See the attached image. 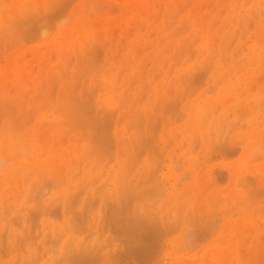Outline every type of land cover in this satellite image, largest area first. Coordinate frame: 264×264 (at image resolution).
Returning a JSON list of instances; mask_svg holds the SVG:
<instances>
[{
	"label": "bare ground",
	"instance_id": "bare-ground-1",
	"mask_svg": "<svg viewBox=\"0 0 264 264\" xmlns=\"http://www.w3.org/2000/svg\"><path fill=\"white\" fill-rule=\"evenodd\" d=\"M5 1L7 2H9L11 5H8V7H6V4H5ZM4 1V4L5 5H3V3H2V5H3V8H0V41H1V45H3L5 42H7L8 43V45H10L9 44V42H11L12 40V45L14 44L13 42H15V39H19V40H21V44L23 43V45L24 44H26V42L28 43L29 41H27V39H26V37H29L28 38V40H30V42H31V37L33 38V39H35V41H36V38L38 39V40H40V37L41 36H44V34H46V32H47V30L49 31V28H50V23H51V25L53 24V23H55V27L57 26V24L59 25V26H61L62 27V25L61 24H63L62 22V18H63V20L65 19L64 17H65V15L67 14V16H68V13H66V12H68V8L70 7H72V5L70 6L69 4H71L72 3V1L73 0H70L71 1V3H69V2H67V0H60V1H57L58 3L59 2H62V4L64 5V4H68V6L65 8L64 6H62L61 5V3H59V6H57V10L59 9V11H60V13L58 14L57 12L58 11H54V9H53V11H54V13H53V11H52V13H50L51 14V16H53V18H55L56 20L59 18V16H61V18H59L57 21L55 20V22L53 21V19H52V17L50 18V14L49 13H47V8H46V10H41V9H43L44 7H42V6H40L39 4H41V1H40V3L38 4V1L39 0H35L36 2L34 3V0H32V1H30V0H5ZM75 1V0H74ZM81 0H79V2H80ZM88 1V2H87ZM86 2L89 4L90 3V1L91 0H87ZM95 1V0H94ZM96 1H98V0H96ZM133 2H134V0H132ZM136 1V0H135ZM139 1V0H138ZM138 1H136V2H138ZM177 1V0H176ZM186 2H184L183 4L181 3V5H180V3L179 4H177V5H180L181 7H179V6H177V9H178V7L179 8H182V9H184L183 7H184V5L186 6L187 5V3L188 4H190V2H189V0L187 1V0H185ZM210 1V0H209ZM242 2V0H236L235 2H237V4L236 5H238L239 3L238 2ZM244 1V0H243ZM247 1V0H246ZM257 1V0H256ZM1 2H2V0H0V4H1ZM51 2V1H50ZM49 2V3H50ZM56 2V3H57ZM67 2V3H66ZM133 2H131V3H133ZM135 2V3H136ZM168 2V1H167ZM211 2V1H210ZM213 2V1H212ZM212 2H211V4H212ZM225 2V1H224ZM226 2H228V1H226ZM225 2V3H226ZM233 2V1H232ZM42 3L44 4V3H46L45 2V0H44V2L42 1ZM55 3L54 1L53 2H51V5L53 6V4ZM56 3L54 4V5H56ZM75 3V2H74ZM130 3V4H131ZM134 3V4H135ZM159 3H160V7H161V3L162 2H160L159 1ZM218 3V2H217ZM231 3V0H230V2H229V4ZM256 3V2H255ZM76 4V3H75ZM97 4V3H96ZM138 4V3H137ZM137 4H136V6H137ZM140 4V3H139ZM138 4V7H137V9L139 8H142V6H143V4H142V6H140ZM227 4V3H226ZM228 4V6H230ZM2 5L0 6V7H2ZM47 5V4H46ZM50 4L49 5H47V6H50V8H52V6H51ZM61 5V6H60ZM74 5V4H73ZM79 5V4H78ZM84 5V4H83ZM86 5V4H85ZM90 5H91V7H92V5H93V3H90ZM156 5V4H155ZM169 5V4H168ZM168 5H167V10H168ZM171 5V7H172V9L174 8L173 6H172V4H170ZM202 5H204V4H202ZM209 5V4H208ZM224 5V4H223ZM233 5H234V9L233 10H237L236 9V5L233 3ZM233 5H231V6H233ZM249 5V4H248ZM254 5V4H253ZM5 6V7H4ZM136 6L134 7V5H132V6H130V9H131V7H134V8H136ZM158 6V7H159ZM239 6V5H238ZM244 6L246 7V3H244ZM243 6V7H244ZM250 6L252 7V9H254L253 7L254 6H256V4L254 5V6H252L251 4L249 5V9H250ZM262 6H264V2H263V5ZM46 7V6H45ZM53 7H56V6H53ZM59 7H61V8H59ZM63 7L65 8V12L64 11H62L63 10ZM79 7V6H78ZM95 7V6H94ZM93 7V8H94ZM153 7V6H152ZM154 7H156V6H154ZM159 7V8H160ZM203 7V6H202ZM242 7V6H241ZM240 7V8H241ZM248 7V6H247ZM34 8L35 9H38V14H37V11L36 10H34ZM70 8H69V10H70ZM88 8H89V6H88ZM146 8H147V6H146ZM226 8V5H225V7H224V9ZM230 8V7H229ZM227 9V10H230V9ZM258 8V9H257ZM67 9V10H66ZM74 9V8H73ZM85 9H86V7H85ZM85 9H83V11H82V13L84 12L85 14L84 15H86V14H88V15H90V8L89 9H87V12H86V10ZM126 9H128L127 7H126ZM130 9H128V10H130ZM149 8H147V10H148ZM170 10H171V8H169ZM176 9V8H175ZM175 9H173V11L176 13H174L173 11V13H170V11H169V14L172 16V17H170V15H169V17L170 18H172V21H174L175 19H178L179 18V16L176 18H174L173 16L175 15H178L181 11H182V9H176V11H175ZM197 9V8H196ZM200 9V8H199ZM223 9V10H224ZM244 9V11H247L245 8H243ZM55 10H56V8H55ZM79 11H80V9H78ZM85 10V11H84ZM100 10V9H99ZM98 10V11H99ZM124 10H125V8H124ZM124 10H123V12H124ZM128 10H127V12H128ZM143 11H144V8L142 9ZM160 10V9H159ZM166 10V11H167ZM189 10H191V8L189 9ZM194 10H195V7H194ZM201 10H202V8H201ZM218 10V9H217ZM222 10V11H223ZM31 11H32V13H31ZM40 11H41V13H40ZM47 15V18L45 17V16H42V15H45L43 12ZM46 11V12H45ZM50 11V10H49ZM48 11V12H49ZM77 10L75 9V12H76ZM126 11V10H125ZM134 11H135V9H134ZM140 11H141V9H140ZM156 11V10H155ZM154 11V12H155ZM183 11H185V10H183ZM200 11V10H199ZM221 11V10H220ZM242 11V10H241ZM249 11V10H248ZM253 12H254V14L256 13V15L258 14V15H260V14H262V12L264 11H261V2H260V5H259V7L258 6H256V10H252ZM72 12V9H71V11L69 12V13H71ZM75 12H73V14H76ZM123 12H121V13H123ZM142 12V11H141ZM192 10H191V14H192ZM195 12H196V10H195ZM230 12V11H229ZM257 12H259V13H257ZM39 13L41 14V19H40V17L38 16L39 15ZM55 13H57L58 15L56 16V14ZM65 15H64V14ZM133 13H135V12H133ZM144 13V12H143ZM142 13V14H143ZM150 13V12H149ZM157 13H159V11L157 10ZM157 13L155 14H153V12H152V15H154L155 17H157L158 15H157ZM166 13V12H165ZM182 13V12H181ZM184 13H186V12H184ZM184 13H182L183 14V16H184ZM216 13H217V11H216ZM228 13V12H227ZM227 13H226V15H227ZM238 14H239V12H237ZM250 13H251V11H250ZM31 14H33V15H31ZM36 14V15H35ZM52 14H54V15H52ZM64 15V17H62L63 15ZM132 14V13H131ZM172 14H174V15H172ZM220 14H221V12H219V17L220 18H222L221 16H220ZM229 14V13H228ZM243 14H245L244 12H243ZM243 14L242 15H240V17L242 18V17H244L242 20L240 19V17H239V19L243 22V20H244V25H246L245 26V30L243 31L244 32V34H246L245 33V31L246 32H248V30L250 29H248V27H251V21H252V19L250 20L249 19V17L247 16V14H245L244 16H243ZM254 14H252V16H254L255 17V15ZM48 15H49V19H48ZM84 15H82V16H84ZM135 15V14H134ZM143 15H145V14H143ZM151 14H149V16H150ZM151 15V16H152ZM161 15V14H160ZM189 15V14H188ZM200 15H202V14H200ZM205 15V17H208V15H206V14H204ZM216 15V14H215ZM230 16L232 15V13L231 14H229ZM228 15V16H229ZM258 15H257V18H258ZM73 16V15H72ZM72 16H69L70 18L72 17ZM132 16H133V14H132ZM137 16V15H136ZM147 16V15H146ZM145 16V17H146ZM153 16V17H154ZM210 16V15H209ZM239 16V15H238ZM237 16V17H238ZM35 18L36 20H38V18L40 19L39 21L40 22H36V20H35V23H37V24H35V23H33V24H35V25H32L31 27H37V28H35L34 30H32V28L30 27V30H32V31H29V33L28 32H26V28L29 26V25H31L32 24V18ZM86 17H87V15H86ZM127 17V16H126ZM124 18L123 19V22H125L124 20L125 19H128V18ZM148 17V16H147ZM165 16H163V18H164ZM195 17V15L193 16V18ZM205 17H203L202 16V18H205ZM213 17H214V12H213ZM212 17V19H214ZM226 17V16H225ZM234 19H235V13H234V15L232 16ZM42 18H44V20H45V18H46V20L47 21H45L46 23L48 22V20H50V22L49 23H47V25H45V26H43V23H44V21H42ZM68 17H66V19H67ZM82 18V20H83V17H81ZM107 18H109V17H107ZM106 18V19H107ZM136 18V17H135ZM162 16H161V22H162ZM182 18V17H181ZM184 18V17H183ZM196 18H199V17H196ZM200 18H201V16H200ZM215 18H216V16H215ZM220 18H218V20L220 19ZM229 18V17H228ZM232 18V19H233ZM248 18V19H247ZM256 18V17H255ZM262 18V17H261ZM32 19V20H31ZM69 19V18H68ZM100 19V18H99ZM99 19H93L92 21H94L95 23H100L102 20H103V16H102V18L100 19V22L98 21L97 22V20H99ZM139 19V18H138ZM150 19H152L151 17H150ZM154 19V18H153ZM156 19V18H155ZM158 19H159V16H158ZM174 19V20H173ZM186 19V22H180V24H181V26L179 25V24H175V25H179V28L177 29V30H179V33L177 32V30H176V32H175V35L178 33V34H180L181 33V35H182V32L183 33H185L186 32V30L188 29V28H190L191 26H190V20H188L187 18H185ZM185 19H184V21H185ZM232 19H231V23L234 21V19H233V21H232ZM248 20V22H246L247 20ZM260 19V18H259ZM259 19H257V20H259ZM264 19V18H263ZM53 21V23H52V21ZM79 20V19H78ZM78 20H77V22H78ZM91 20V19H90ZM144 20V19H143ZM142 20V21H143ZM160 20V19H159ZM179 20V19H178ZM188 20V21H187ZM192 20V19H191ZM200 20V19H199ZM220 20H222V19H220ZM256 20V21H257ZM261 20V19H260ZM62 21V22H61ZM86 21V20H85ZM104 21V20H103ZM111 21H113V20H111ZM110 21V22H111ZM141 21V22H142ZM164 21V20H163ZM165 21H166V19H165ZM169 21V20H168ZM171 21V20H170ZM169 21V22H170ZM183 21V20H182ZM194 21V20H193ZM196 21V20H195ZM194 21V23H195V25H198V26H200V21H199V23L197 24L196 22ZM210 21V20H209ZM214 21H216L215 19H214ZM227 22V20L225 21V20H222V22ZM228 21H229V19H228ZM73 22V21H72ZM75 22V21H74ZM77 22H75V23H77ZM133 22V21H132ZM128 23V25H130V24H132L133 25V23L135 24V23H137L138 22V20L136 21V22H133V23ZM140 22V21H139ZM148 22V21H147ZM160 22V23H161ZM179 22H177V23H179ZM211 22V21H210ZM217 22V21H216ZM221 22V23H222ZM224 22H223V24H224ZM238 22V21H237ZM240 22V21H239ZM259 22H262V20L261 21H259ZM31 23V24H30ZM41 23L42 25H40V26H37V25H39V24ZM67 23H69V22H67ZM74 23V24H75ZM79 23V22H78ZM102 24L104 23V22H101ZM112 23V22H111ZM167 23V22H166ZM173 23V22H172ZM215 22H213V24H214ZM234 23V22H233ZM246 23V24H245ZM258 23V22H257ZM257 23H255L256 24V26H257ZM263 23H264V20H263ZM262 23V24H263ZM27 24V25H26ZM49 24V25H48ZM72 24V23H71ZM71 24H67L68 25V27L65 29V30H62V31H59V32H57L56 33V38L59 40L60 38H62V37H64V36H69V37H71V39H70V41L69 42H67L68 41V39H66V37H64L63 39H64V42H65V49H66V47L68 48L69 46H70V48H71V46L72 45H67V44H69V43H71L74 39H78V38H82L84 35H85V33H78V34H76V36L74 35V37H72L73 36V34H71V36H70V33H73V31L71 30L72 29V25ZM83 24L85 25V24H87V22H83ZM94 24V23H93ZM145 24V23H144ZM162 24H163V22H162ZM169 24V23H168ZM171 24V23H170ZM189 24V25H188ZM228 23H226L225 25H227ZM243 24V23H242ZM250 26H249V25ZM54 25V24H53ZM51 26V28L52 27H54V26ZM80 25V24H79ZM78 25V26H79ZM100 25V24H99ZM98 25V26H99ZM104 25H106V24H104ZM104 25H102L103 27H104ZM125 25V27L127 28V29H129L130 31H132L135 27H137V26H135V27H133V29L131 30V28H128L127 26H126V23L124 24ZM138 25V24H137ZM143 25V24H142ZM150 25H152V24H150ZM183 25V26H182ZM187 27H186V26ZM192 25V24H191ZM195 25H194V27H195ZM218 25V24H217ZM224 25V28L226 27ZM230 25V24H229ZM259 25V27L257 26V31H256V33L258 34H256L257 36H258V38H257V40L259 39V41H260V43H259V47H258V49L256 50L255 49V47L253 46L252 48H250V50L252 49L253 51L254 50H256L253 54L256 56V53H257V65H256V68H258V69H256L257 71H259V72H263L264 73V54H263V56H262V63H261V61H260V54H262L263 52H264V33L262 32V31H264V24H263V27H262V25H261V23L260 24H258ZM26 26V27H25ZM49 26V27H48ZM66 26V25H65ZM77 26V27H78ZM86 26V25H85ZM89 26V25H88ZM97 26V25H96ZM110 26V25H109ZM144 26V25H143ZM153 26H155V25H153ZM162 26V25H161ZM171 26V25H170ZM170 26H168V28L170 27ZM190 26V27H189ZM193 26V25H192ZM221 26V25H220ZM238 26H239V24H238ZM21 27H23L24 29H22V31L24 30L25 32H22L21 31ZM33 27V28H34ZM54 27V28H55ZM93 27V26H92ZM94 27H95V25H94ZM140 27V26H139ZM138 27V28H139ZM156 27V26H155ZM154 27V28H155ZM163 27V28H162ZM161 28L164 30V26H162ZM181 27V28H180ZM193 27V28H194ZM202 27H204V24H203V26ZM201 27V28H202ZM207 27H208V25H207ZM218 27H219V25H218ZM236 27H237V24H236ZM243 26H241V28H242ZM261 27L263 28L262 30H261ZM50 28V30H52ZM57 28V27H56ZM65 28V27H64ZM75 28V27H74ZM110 28V27H109ZM142 28V27H141ZM151 28H152V26H151ZM160 28V29H161ZM185 28H187L186 30H185ZM200 28V29H201ZM220 28H222V27H220ZM219 28V29H220ZM235 28V27H234ZM252 28H253V26H252ZM26 29V30H25ZM28 29H29V27H28ZM78 29V28H77ZM81 29V26L79 27V30ZM85 29V28H84ZM113 29V28H112ZM124 28L122 27V30H123ZM159 29V28H158ZM170 29H172V28H170ZM182 29V30H181ZM208 29H209V27H208ZM208 29H206L207 30V33H208ZM211 29H212V24H211ZM211 29H209V32L211 31H213L214 30V27H213V29L211 30ZM86 30V29H85ZM84 30V31H85ZM102 31V29L100 28L99 29V31ZM104 30H105V28H104ZM109 30V29H108ZM126 30V29H125ZM139 30H140V28H139ZM148 30V26H147V29H146V31ZM168 30V29H167ZM166 30V31H167ZM196 30H197V28H196ZM202 30V29H201ZM218 29L216 28V30H214V31H217ZM236 30V29H235ZM239 30V29H238ZM238 30H237V32H238ZM28 31V30H27ZM54 31V30H53ZM53 31H52V33H53ZM72 31V32H71ZM82 31V30H81ZM80 31V32H81ZM91 31V30H90ZM113 32H116V30L114 31V30H112ZM130 31L129 32H126V33H128V34H130ZM150 31V30H149ZM153 31V30H152ZM185 31V32H184ZM188 31V30H187ZM190 31H191V29H190ZM190 31H188V32H186L187 33V35L186 36H190L193 32V30L191 31V33H190ZM194 31H195V29H194ZM197 31H200L199 29L197 30ZM221 31V29L218 31L219 32V34H221L222 33V31ZM226 31V33L225 34H223V37H224V35L226 36V39L227 40H225V39H223V40H225V41H223L224 43H228L229 45H230V43L232 44V42L235 40V37H237L236 35L234 36H232V34H230V32H228L229 31V29H228V31L227 30H225ZM253 30H251V32H252ZM255 31V30H254ZM253 31V32H254ZM83 32V31H82ZM107 32V31H106ZM120 32V31H119ZM133 32V31H132ZM227 32H228V34H227ZM232 32V31H231ZM104 33V32H103ZM111 33V32H110ZM123 33H124V31H123ZM151 33V34H150ZM156 33H158V32H156ZM188 33H190V34H188ZM197 33V32H196ZM204 33V32H203ZM207 33H205V35H207ZM214 33H216V35H217V32H214ZM236 33V31L233 33V34H235ZM101 34H102V32H101ZM115 33H113V35H114ZM118 34V33H117ZM117 34H115L114 35V37L112 36L111 37V39H110V41L111 40H115V37H116V35ZM132 34V33H131ZM152 34H154L153 32H149V35H147V36H150V35H152ZM198 34V33H197ZM227 34V35H226ZM237 34V33H236ZM243 34V33H242ZM243 34V35H244ZM253 34V33H252ZM32 35V36H31ZM49 35H50V37L51 36H53L52 34H50V32H49ZM49 35H46V37H49ZM107 35H109V33H107ZM106 35V36H107ZM119 35V34H118ZM124 35L126 36V34L124 33ZM145 35H146V33L144 32V37H145ZM158 35V34H157ZM169 35V34H168ZM168 35H165V37H169ZM180 35V36H181ZM184 35V34H183ZM193 35H194V33H193ZM209 35V34H208ZM242 35V36H243ZM247 35V34H246ZM250 35V34H249ZM263 35V36H262ZM19 36V37H18ZM20 36H21V38H22V36H23V39H21L20 38ZM31 36V37H30ZM97 36V35H96ZM101 36V35H100ZM124 36V37H125ZM141 36H142V34H141ZM141 36H139L140 37V39H141ZM153 36V35H152ZM151 36V37H152ZM156 36V35H155ZM173 36V35H172ZM179 36V35H178ZM210 36V35H209ZM212 37L213 36H215V34H213V35H211ZM227 36H229V38L227 37ZM253 36V35H252ZM254 36H255V33H254ZM34 37H36V38H34ZM108 37V36H107ZM106 37V38H107ZM126 37H129V36H126ZM138 37V36H137ZM138 37V38H139ZM171 37V36H170ZM169 37V38H170ZM184 37H185V35H184ZM208 37V36H207ZM230 37H233L234 38V40H233V38H230ZM248 37V36H247ZM246 37V38H247ZM251 37V36H250ZM56 38H54V40H53V42H56L55 41V39ZM73 38V39H72ZM102 38V37H101ZM105 37H103V39H104ZM118 38H119V36H118ZM136 38V37H135ZM157 38V37H156ZM162 38V37H161ZM169 38H167V39H169ZM171 38H173L172 39V41L174 40V37H171ZM179 38V37H178ZM195 38V37H194ZM244 38H245V35H244ZM255 39H256V37H254ZM253 38V39H254ZM24 39H25V41H24ZM41 39H42V37H41ZM53 39V38H52ZM63 39H61L60 41H62ZM91 39H93L92 37H90V40ZM99 39V38H98ZM117 39V38H116ZM131 39V38H130ZM147 39V38H146ZM145 39V40H146ZM152 39H154L153 37H152ZM180 39V38H179ZM182 39H186V37L185 38H182ZM181 39V40H182ZM190 39V37L188 38V42H195L196 41V38H195V40H189ZM213 39V38H212ZM229 39V40H228ZM250 39V38H249ZM9 40V41H8ZM22 40H23V42H22ZM37 40V41H38ZM46 39H44L43 41H45ZM49 40H50V38H49ZM66 40V41H65ZM89 40V41H90ZM94 40V39H93ZM106 40V39H105ZM108 40V39H107ZM107 40H106V42H105V44L107 43ZM113 40V41H114ZM123 42H122V41ZM124 40H126V39H122L121 37H120V41L121 42H117L116 44H117V46H118V50H122V48L123 49H125V45H127L126 44V42L124 41ZM129 40V39H128ZM127 40V41H128ZM132 40V39H131ZM135 40H137V39H135ZM134 40V42H136L137 43V41H135ZM198 40V39H197ZM202 40H204V39H202ZM208 40H209V37H208ZM215 40V42H216V38L214 39ZM214 40H211V41H214ZM237 40V39H236ZM247 41H249L248 40V38L246 39ZM5 41V42H4ZM32 41H34V40H32ZM37 41H36V43H37ZM60 41H58V43H57V45H59V42ZM88 41V42H89ZM102 41V40H101ZM112 41V42H113ZM130 41V40H129ZM128 41V42H129ZM141 41V40H140ZM144 41V40H143ZM155 42H153L152 43V45H154V44H158L157 42H156V40H154ZM163 41V40H162ZM185 41V40H184ZM183 41V42H184ZM186 41H187V39H186ZM201 41V40H200ZM210 41V42H211ZM238 41V40H237ZM236 41V42H237ZM75 42V41H74ZM99 42H100V40H99ZM142 42V41H141ZM146 42V41H145ZM160 42V41H159ZM164 42V43H163ZM162 42V44H165L166 42L165 41H163ZM173 42H175V40L173 41ZM173 42H172V45L171 44H167L166 46L167 47H169L168 49H166L165 50V48H166V46H164L163 47V50H161L160 48H159V46L157 45L156 47H158L161 51L160 52H162V53H164V51L166 52L167 50H168V54H169V52H170V48H172L171 46H173ZM188 42H186V43H188ZM203 42V41H202ZM210 42H206V43H210ZM220 42H222L221 40H220ZM222 42V43H223ZM251 42V41H250ZM16 43V42H15ZM19 43V42H18ZM35 43V42H34ZM40 43H42L41 41L39 42V45H40ZM45 45H43V47H45L46 46V43L47 42H43ZM52 43V42H51ZM76 43H77V48H79V46H80V48H82L81 47V45H80V43L79 42H77V40H76ZM75 43V44H76ZM85 43V42H84ZM93 43V42H92ZM91 43V44H92ZM95 43V47H97V49H99L100 51V53H98V54H95L96 55V58H98V57H100L99 55L101 54V61L100 60H98V62H96V63H100V65L98 66V64L94 67V66H90V67H93V68H95V69H93L92 68V70H94L93 71V74H95V72H98L99 71V73H101L100 71L102 70V69H100L99 70V68H102V67H104L103 65L105 64V65H107L106 63L109 61V60H107L106 62H103V65H101L102 63V58H103V45L101 44L102 42H100V44L102 45V49H101V47L98 45V43H97V41H95L94 42ZM121 43H123V44H121ZM125 43V44H124ZM139 43V42H138ZM137 43V44H138ZM168 43H171V41L170 42H168ZM206 43H205V45H206ZM221 43V44H222ZM222 44V45H226V46H224L226 49H224V47L222 48V50H225L226 51V57L225 58H227V51L229 50L228 48H229V45L228 44ZM240 43V42H239ZM245 43V42H244ZM248 43V42H247ZM253 43V42H252ZM256 43H257V41H256ZM20 44V43H19ZM38 44V43H37ZM36 44V45H37ZM53 44H55V43H53ZM62 44V43H61ZM75 44H73V46L75 45ZM78 44H79V46H78ZM112 44V43H111ZM115 44V45H116ZM141 44H143V43H140V45ZM178 44V43H177ZM176 44V45H177ZM184 44H185V42H184ZM183 44V45H184ZM188 44H190V43H188ZM188 44H186L185 46L186 47H183L182 46V44H181V46L183 47V50L181 51V50H179V53H180V55H177V57H176V59H174L177 63H178V58L180 57L181 59H182V56L181 55H185L186 53H189V52H191L192 51V53L194 54V52H196V48L198 49V51L199 52H203L204 50H205V48H202L201 46H198V47H195V45L193 46V47H195V51L193 52V49L191 48L192 47V45L191 44H193V43H191L189 46H187ZM214 44L215 43H213V45L212 44H210V47L211 48H215V46H214ZM220 44V43H219ZM219 44L217 45V47L219 46ZM238 44V43H237ZM246 44V43H245ZM249 44V43H248ZM255 44V43H254ZM38 45V46H39ZM48 45H50V41H49V43H47V46ZM52 45V44H51ZM86 45V44H85ZM119 45H120V48H119ZM133 45V44H132ZM160 45V44H159ZM198 45V44H197ZM199 45H200V43H199ZM202 45H204L203 43H202ZM212 45V46H211ZM228 45V46H227ZM243 45V44H242ZM252 45V44H251ZM7 46V45H6ZM28 46H29V44H28ZM31 46V49H32V45H30ZM46 46V47H47ZM93 47H94V45H92ZM105 46V45H104ZM112 46V45H111ZM143 46V48L144 49H141V50H145V49H147L148 48V46L150 47L151 46V42H147V44H146V46L145 45H142ZM142 46H139V44H138V48L140 47H142ZM145 46V47H144ZM207 46H209V45H207ZM238 46V45H237ZM236 45H235V47H237ZM241 46V45H240ZM8 47V46H7ZM20 47V46H19ZM18 47V48H19ZM42 47V48H43ZM45 47V48H46ZM50 47V46H49ZM52 47V46H51ZM55 47V46H54ZM93 47H90V46H88V48H85L86 50H88L89 49V54H90V48H92L93 49ZM122 47V48H121ZM134 47V46H133ZM181 47V48H182ZM192 49H190V48ZM203 47H205V46H203ZM222 47V46H221ZM233 47H234V45H233ZM232 47V48H233ZM234 47V48H235ZM243 47H244V45H243ZM243 47H239L238 48V50H236V51H239V52H242V51H244L245 52V48L243 49ZM248 47V46H247ZM3 48V47H2ZM21 48L22 47H20L19 49H20V51H21ZM29 48V47H28ZM40 47H38V48H36V49H39ZM57 48V46L55 47V49ZM64 48V47H63ZM63 48H61L62 50H63ZM74 48V47H73ZM113 49L115 48V47H112ZM139 48V49H140ZM174 48V47H173ZM180 48V49H181ZM185 48H188V49H185ZM209 48V47H208ZM241 48H242V51H240L241 50ZM249 48V47H248ZM5 49V48H4ZM3 49V50H4ZM17 49V48H16ZM25 49H26V46H25ZM35 49V48H34ZM35 49V50H36ZM75 49V48H74ZM84 48H82L81 50H83L82 51V53L83 54H81L80 55V57H82V56H85L88 52H86V50H85ZM96 48L94 49V50H97ZM184 49H185V51H187V52H185L184 51ZM216 49V48H215ZM214 49V50H215ZM219 49H220V47H219ZM228 49V50H227ZM27 50V49H26ZM29 50H30V48H29ZM42 51V49L40 48L39 50H37L36 52L37 53H34V54H37V57H38V54H41L40 52ZM47 51L45 52L46 54L48 53V50L49 49H46ZM58 50V49H57ZM56 50V51H57ZM68 50L69 51H67V49L66 50H64V52H68V55L66 54V53H64V55H66V56H64V61H66V63H67V61H69V59L67 60L65 57H67V58H69L68 56L70 55V57H71V55H72V52H70V49L68 48ZM85 50V51H84ZM117 50V51H118ZM209 50H211V53L213 54V49H209ZM30 51H32V50H30ZM29 51V52H30ZM50 51H51V48H50ZM58 51H60V50H58ZM73 51H75V52H78L77 51V49H75V50H73ZM79 51H80V49H79ZM138 51H140V50H138ZM176 51V50H175ZM217 51V50H216ZM233 51V50H232ZM249 51V50H248ZM0 52H2V51H0ZM55 51H52V52H49V54H47L48 56V58L46 57V54L44 55V57H43V55H42V57L41 58H35L36 60H34V62H30L31 60H29V59H27L26 57L27 56H25V55H27V52L26 53H24V54H21L18 50L17 51H15V50H13L12 52H10L7 56H6V62H4V63H2V64H4L3 66H2V64L0 65V66H2V67H0V184L2 183V185H0V188H1V186H6V184H7V186H8V188H9V191H10V188H13V182L14 181H16V182H20V184L23 186V184L25 185L24 186V188H26V192L29 194V196H32V195H34V194H32V193H35L36 192V189L35 188H37V187H39L37 184H39L40 185V187H41V189H43L44 191L47 189V186L49 187V185H45V178H47V182H48V180H49V184H51V183H53V181H54V184H55V186H53V187H55L54 189H56V193H57V195H58V191H59V194L61 195H58V200L56 201L55 199H56V197L55 198H53L55 201L52 203L53 204V206H52V204H50L49 206H48V208L50 207V206H52L53 208H55L53 211H55V210H57V209H61V200H62V198H63V196L62 195H64L65 197L67 196V198H65L67 201H65L66 203H64V204H66V206L67 207H63V208H66V210H63V211H59V210H57V213H58V215H56L53 211H51L53 208H51V209H47L46 211H45V207L48 205V203H47V205H45L46 204V201H45V199L48 197V194L50 193V191L52 190V185H50V188H48L49 190L47 191H45L46 192V194L47 195H45V199H44V202L45 203H43V202H41V205H43V206H40V208H37L38 209V211H41L42 212V214L40 213V212H38L37 211V209H36V207H38V205H39V203H38V205H37V201L38 200H40L39 198L37 199V201H36V198L37 197H40L39 195L37 196L36 194H37V192L35 193V198H34V196H32V197H27V195H25L28 199H32V198H34L33 200L35 201V203H34V201L33 200H27V198L25 197V196H23L24 198H23V200H26V201H23V203L22 204H28V205H30L29 207H30V209H33V208H35V214H38V215H35V217L34 218H40V216L41 215H43V213H44V216L48 213V215H50L51 213H52V215H50L49 217H61V221H62V219H63V221L61 222V223H58L56 220H49L50 218L47 216V220L45 219V217H44V220L41 222L40 220H39V223L37 222V220L35 219V221L37 222V224H38V226H39V224H40V222L42 223V226H40V227H42L43 228V230H45V231H47L48 233H49V235H54L53 237H51V236H48L50 239H52V244H55V243H53V242H55L57 239L60 241V242H62L61 244V248L59 249V250H57V252L58 253H56V255H54V251L56 250V246H58V245H54L55 247V249H54V251H53V248L51 247V252H52V255H51V253H50V245H51V243L49 244L48 243V240H50L49 238H46V239H44V240H46L45 242H47L48 243V245L49 246H45L44 244H42V246L46 249V250H48L47 251V256H45L46 254H44L42 251H41V254L43 253L44 254V256L46 257V262H44V259H45V257L43 256V254H42V256L44 257V258H42V256H41V254H40V256H41V259L42 260H40L39 261V259H37V261H39V263L38 264H40V262L41 261H43V262H41V264L42 263H46V264H65V262H63V260H66V261H68L67 263L68 264H148L151 260H154L155 262H156V260L158 259V254L160 255V254H162L163 253V251L162 250H164V248L166 247L167 248V245H165V243L168 241L167 240V236H170L169 234H173V233H175V230L178 228L179 229V227H180V229L179 230H181V228L182 229H185L187 226H185L187 223H188V226L190 227V229H187V235L185 234L186 232V229H185V233L183 232L182 233V231H181V233L182 234H184L185 235V237H186V239H185V237H181V235L180 234H178V235H180V236H178V238H177V236H176V238L177 239H175V240H177V241H175L174 240V235L172 236L173 237V239H170L171 241L173 240V241H175V242H177V248H175V247H172L173 245L171 244L170 245V247L171 248H173V252L175 253V254H177L175 251H176V249H178L179 248V250L178 251H180V247H181V244H183V243H181L179 246L180 247H178V242L180 243V242H183V241H181V238L184 240L185 239V244L186 245H184V246H187V244H188V246H187V248L186 247H184V246H182L183 248H185V249H187V250H189L190 248H191V246L194 244H192V242L191 243H189L188 242V238H190L189 237V235L190 234H195L194 236H195V238H197L198 239V237L200 236V237H202V238H209V237H207L208 236V234H210V233H212V232H215L216 233V226H214V231H211L212 230V226L213 225H209L210 224V222H209V224L207 223L208 221H209V219H212V217H213V214L215 213V212H213V211H211V213L213 212V214H211V213H208V209H207V212L205 213V216H203V214H204V210L206 209L205 207L206 206H204V210L202 209V207H201V205L203 204V205H205V203H204V201L202 202V204H200L201 203V201H202V199L201 198H199V197H201L202 195H203V193H201V190L200 191H198V192H200L202 195H200L199 193H197V195L199 194V197L197 198V195L195 194V196L193 195V193L191 194L192 195V198H194L195 199V201H194V199L192 200L191 198H190V194H189V196L187 197V196H183V194H187L188 192L186 191V188L190 185V189L194 186V185H196L195 186V188H198L199 187V183H197L196 182V180H198L199 181V179H200V177H201V175H199L198 173H202L203 171L205 172V174L204 173H202L203 174V176L202 177H206L207 179H210L211 177H210V172H215L216 170H217V172H219V174L218 173H212L213 175H218V176H220V174L221 175H223L224 176V179H226V174H224L225 172L227 173L228 171H226V169H225V166H224V169H225V172H223L224 170H223V168H222V170H221V173H220V171H218V169L217 168H220V167H217L218 165L219 166H222V164L223 163H217V162H213L212 163V160L214 159L215 160V158H218V157H214V156H212V155H216L217 153V151H219L220 149L219 148H216V149H218V150H215V151H213V154H212V152H211V150H210V147H208L209 148V152H208V149H206V151L208 152H206V153H204V155L206 154V155H210V156H212V157H210L209 156V158H207L208 160L210 159H212L211 161H209V164H210V162L214 165V163L215 164H218L216 167L217 168H215V167H213L212 166V168H213V170H212V168H211V166H208L207 167V165L206 164H204V165H206V167H205V169H210V172H209V170H204V166H203V162H205V163H208V160L206 159V158H204L205 156L203 155V157H201L202 159H205V160H203V162H201V161H198V165H199V170H198V173L197 174H195L196 176L195 177H192V178H194V179H192V181H190V182H192V183H194V185H192V183H188V184H186V182L184 183V182H182V189H181V191H180V189H178L179 187H177V189H175V187L177 186V184H175V186L173 185V187L172 188H170L171 190H170V192H168V196L167 197H165V198H167L168 200H170V198L172 199V197H175L176 198V200H177V198L179 199L180 197H183V199H184V197L186 198H188V199H191L194 203H193V207H194V210H195V208H199L200 209V207H201V209L203 210V214L202 215H199V214H197L196 212H194V213H192V210H191V208H190V210H191V212H190V210H189V212L187 213V215H188V217L186 216V218H185V215H186V213H184V206L186 207V205H185V203H183V201L184 200H186V199H184V200H182V202L180 201L181 200V198L179 199V201L182 203H177V202H179V201H177L176 203V205L174 204L173 205V209L174 208H176V210H179V213L181 214V212H180V210L182 211V209H183V211H182V214H181V218H179V213H177V211L176 210H174V211H176V212H173L172 213V211H173V209L171 208V207H169V206H172V204H168V203H170L171 202V200H170V202L167 200V199H165L164 198V200H166V201H164L165 203H162V200L160 201V197L161 198H163L162 197V195L160 196L158 193H159V190L160 189H156V187H157V183H158V181L156 182V181H153V180H155V178H154V176L155 175H157L156 173H157V169H158V171H159V167L160 166H158V162H157V164H155L156 162H155V160L156 161H159V160H161V158L160 157H163L164 156V154L162 155V153H164L163 151H166V150H164V148H167V147H169V144L171 143V141H169V139L171 140V139H175L174 137L177 135V137L180 135V137H183V138H186L185 139V141H183V138H179L178 140L179 141H181V142H184V144L186 143H188V140H193V138H192V136H194V139H195V136L196 135H193L194 134V132L196 131V130H199V129H202L203 130V126L201 127L200 125H201V122H204V121H206V119H207V121L209 122H211L212 121V119L215 117V114H216V111H218L219 110V112H221L220 110H222V113H227L228 111H230V110H234V112L232 113V112H229V113H232V114H235V112H237L238 111V109H237V111H235L236 110V108H237V106H241V105H243V106H245L246 108H244L243 106V110H246V113L250 116L251 114H253V118H251V119H249V121L250 122H252V124L254 123L255 124V127L256 128H258L259 127V125H260V123L259 122H261L262 121V119H263V116H264V83H262L264 80H262V82L260 83V84H258L256 87H255V91H253V87L252 86H250L249 87V84H248V82H247V74L245 75L243 72L240 74V75H238L237 76V79H235L236 81H234V82H231L230 84H225V86L223 87V92H225L224 94H220V93H218V94H216V96H214V97H212L214 94H215V92H214V94H211L212 96L211 97H208L207 98V100H208V104H207V106L205 105V101L204 102H201L200 100H198V101H196V102H194V101H189L190 103L188 104V105H186V109H184V110H186V118H188V124L186 125L185 124V122H182V124L184 123V126H181V124L179 125V126H176V125H174L175 127H172V128H168V129H164V128H166L167 126V124L165 125V126H162V127H164L163 128V131H162V127H161V129H160V126L163 124L164 125V123L165 122H167L168 123V121L167 120H165L166 119V116L164 115L165 114V111L169 114V112L171 113V114H173L174 112H175V114H173V116L174 117H177V118H179V117H182V114H183V112H181L178 108H179V103H180V101H182L184 98L183 97H185V95L187 96V94H188V97L187 98H189V94H190V92H191V94L192 93H194L195 91H197V89L195 88V90H194V92H192L193 91V86H195L196 87V85H191V82L190 83H188V84H190V89L192 90V91H190V92H187V94H185V91H184V89H188V88H183L181 91H182V93L183 94H185L184 96H181L180 97V99L179 100H177L178 98L177 97H175V99H174V101H176L175 103L173 102V99L172 100H170L168 97L169 96H167V94H166V96H164V97H167L168 99H169V101L168 102H164L163 100V98L164 97H162V101H160V103L158 102V104H159V106H161L160 108L158 107V109H160L161 110V108L163 109L164 108V110L166 109L165 108V106H166V104L167 105H169V107L167 106V108L170 110L169 112H168V109H166L165 111H163V115L165 116H163L162 115V112H161V115H162V117L160 116V113H159V111L160 110H154L153 112L151 111L150 113H148L150 110H149V106L147 107L148 109H146V110H149V111H147V113H146V111H145V113H146V115H148V117L146 116V124L148 125V127H146V131L147 132H145V131H143V132H145V136L147 135V137H145L144 136V134H142L143 135V137H141V130H140V127H139V134H138V131H136L137 130V126H135L134 124H132V122H131V124H130V121L129 120H127L128 118H126V120L124 119V118H121V117H123V115H120V114H123V112L125 113V111H128L127 112V115H128V117L129 116H131V117H133L134 116V114H135V112H134V114H133V112H132V110H133V107L135 106V105H137L138 106V104H133V106H132V108H131V110H126L127 108H125L123 105H125L126 106V104L123 102V100H124V98L125 99H129V97H130V95H129V97L128 96H126L128 93H124V98L123 97H121V99L123 98V100H122V102L124 103L123 105H122V103H121V100H120V102L118 103V99H117V97L120 95V93H121V87H122V85L124 86V82L122 83V85H121V83H120V85H115L113 82H112V80L113 79H115V78H117V77H115L116 75L117 76H119V79L118 80H120V76H121V73H122V71L124 72H126L127 71V69H129V67H128V65L130 66V64L132 65V64H134L133 62L134 61H132V63H131V60L133 59V58H130V60H129V64H126V66L125 67H122L121 66V68L123 69V70H121V72H120V70H119V73L117 74V72L116 73H114V71L111 69L109 72H108V74L104 77L103 76V78L101 79V86H99V87H101V89H100V98L97 100V97H96V99H95V95L93 96V94H94V92H92V91H96V89L95 88H97V84H98V82H99V79H95L94 78V80H93V82L92 83H94V85L93 86H96V87H92V84H89V85H91V87L88 85V81H86L87 83H85L84 85L86 86H84L85 87V89L87 88V92H91L92 93V98L91 99H88L87 98V95H90L91 93L89 92L88 94H86V95H83V93H85L86 92V90H84V91H82L83 93H78V92H76V90H73V92L74 93H72V92H69L68 91V89H69V87H68V85H69V83H70V85L69 86H71V85H75V86H77V85H79V82H80V78L83 76V77H85L84 75H86L87 76V78H85V80L87 79V80H91L92 78H90L89 76H88V73H92V70H91V68L89 69V63L90 62H88V64H87V70L85 69L86 68V65H84V66H82V64H84V61L85 60H83L82 62H78V65L80 66V69L82 70V72L81 71H79V67L77 68V66H76V68L78 69H74L75 71H78V73H77V76L79 77V76H81V77H77L76 76V74H74L73 73V75H75L76 77H74L75 78V80H73V81H75V82H70L69 81V79H70V77L69 76H67V74H68V72H70V70L68 69V67H72V69H73V67L74 66H70L71 64H72V62L71 61H73V60H71L70 59V61H69V63L68 64H66L64 61V63H63V66H65V67H63L64 69H65V71L64 72H66V76L67 77H65V76H62V74L64 73L63 71H62V67H61V63L60 62H62V60H60V62L58 63L57 61V63L59 64V66L58 67H61V68H59V69H61L60 71H62V73L60 74L61 75V78H64L65 77V79L66 80H68V81H65V83L66 82H68V84H67V87H66V85L64 84V82H62L64 85L63 86H65L66 88L64 89V87H63V89L64 90H66L65 92H64V94H62L61 93V88H59L61 91H59L60 93H58L59 95H57V97L58 96H61L62 95V97L60 98V102H59V104H60V106H63L64 105V109H60V111H59V113H56V114H60V115H62L61 114V112H65V114L64 115H62V116H64L63 118H62V120H61V118L59 119V120H57L56 122L57 123H52L53 121H49V122H47V121H44L43 122V120H40V117H39V119L38 120H40V121H38V124H35L34 125V122H35V120L33 119V120H31V118H33V115L35 114V112H36V110H34V107L36 108V107H38L37 106V102L40 100V99H42L43 100V102H45L44 101V99H46L47 97H53V95L56 93V91H53L56 87H57V79H56V82H54V78H53V76H56V78H58L59 79V75H58V77H57V74H55L54 72H56L57 70H52V66L50 65V69H48V70H52L53 72H51V71H49L48 73V77H46V76H44V74H42V77L43 78H41V79H39L40 81H42V80H44L45 82H47V79H48V82H49V80H50V84H51V80H53V82L54 83H56V86L52 83V85H48V90H50V91H45L46 93L47 92H49L48 94H47V96H45L46 98H44V95H45V93H42L41 92V96L39 95L38 97L37 96H35L36 94H32V95H34V97L30 94V98H34L35 99V102H32V101H34L33 100V98H32V103H33V106H34V104H35V106L33 107V106H31L32 107V109L34 110V111H32V110H30L31 108H30V105H31V103H29V102H27V99H26V94L28 95V92H30V90L31 89H33V82L35 81V80H31L32 78H31V75H29V74H31V72H29V70L32 68V66H33V64H35L36 62L35 61H37V63L39 62L40 64L41 63H43V64H45L46 62H50V61H52L51 60V57L53 56V54L52 53H54ZM84 52H86V53H84ZM116 52V51H115ZM119 52V51H118ZM122 52H124V50L122 51ZM152 52V51H151ZM205 52V51H204ZM215 52V51H214ZM234 52V51H233ZM239 52H236L237 54L239 53ZM43 53V52H42ZM71 53V54H70ZM79 53V52H78ZM78 53H76V55H77V57H78ZM105 53V52H104ZM106 53L107 54H109L108 53V51H106ZM141 53V52H140ZM142 53H144V52H142ZM161 53V54H162ZM171 53H172V51H171ZM179 53H176V54H179ZM181 53H183V54H181ZM209 53H210V51H209ZM221 54H222V52H220ZM219 52H218V54H220ZM225 53V52H224ZM34 54L32 53V56L34 57ZM44 54V53H43ZM50 54L52 55L51 57H50ZM80 54V53H79ZM89 54L87 55V56H89ZM112 54H113V52H112ZM119 54V55H118ZM126 54V53H125ZM133 54V53H132ZM159 54V53H158ZM174 53H172L171 55H173ZM198 54V53H197ZM201 54V53H200ZM199 54V55H200ZM234 55H236V61H238V64H240V61H241V59L242 58H239L238 56H239V54L237 55V54H235V52L233 53ZM245 54H247V51L245 52ZM1 55H3V54H1ZM54 55H56V56H58L56 53H54ZM75 55V56H76ZM103 55V56H102ZM114 55V56H113ZM113 55H111L110 54V56H111V58L110 59H114V60H112V61H115L116 60V58H117V60L116 61H118V56H120L121 54H120V52L119 53H116V55L115 54H113ZM118 55V56H117ZM136 55V54H135ZM151 55V54H150ZM189 55H190V53L188 54V57H187V54L184 56V58L185 57H187L186 59H188L189 58ZM199 55H196L197 57L199 56ZM214 55V54H213ZM213 55H211L210 57L212 58V61H213V59H215V55H217V52L215 53V55L213 56ZM234 55H233V58H234ZM241 55V54H240ZM31 56V54H30V58L32 57ZM60 56H62V54H61V52H60ZM73 56V55H72ZM92 56H94L93 55V53H91L90 54V57H91V59H90V61L91 60H93L92 58ZM98 56V57H97ZM114 58H113V57ZM117 56V57H116ZM128 56H129V54H128ZM145 56V55H144ZM167 56H169L170 58L169 59H173V57H171L170 56V54L169 55H167ZM179 56V57H178ZM191 56H193L192 54L190 55V58H192ZM222 56V55H221ZM248 56V55H247ZM40 57V56H39ZM59 57V56H58ZM58 57H56V58H58ZM74 57V56H73ZM72 57V58H73ZM116 57V58H115ZM134 57V56H133ZM152 57V56H151ZM160 58L158 59V60H160V61H157V60H155V59H153V58H157V57H152V58H150L149 57V60H152V61H154L155 63V65H156V62H159V64H160V62L161 63H164L165 62V60L164 59H166V58H164V59H162L163 57H162V55L161 56H159ZM165 57V56H164ZM207 58L208 57V55H206V56H203L202 58ZM214 57V58H213ZM244 57V56H243ZM29 58V57H28ZM42 58H44L43 59V61L45 60V58L47 59V61H41L42 60ZM50 58V59H49ZM61 58H63V57H61ZM60 58V59H61ZM83 59L84 58H86V56L85 57H82ZM89 58V57H88ZM87 58V59H88ZM95 58V57H94ZM107 59H108V57H106ZM124 58H126L125 56L123 57V59ZM210 58V59H211ZM222 58V57H221ZM220 58V59H221ZM240 59V61H239V59ZM50 61H49V60ZM52 59L54 60V58L52 57ZM79 59H81V58H79ZM87 59H86V61H85V63L87 62ZM134 59H135V57H134ZM133 59V60H134ZM185 59V60H186ZM246 59V58H245ZM245 59H243V62H244V60ZM247 59H249V56L247 57ZM246 59V60H247ZM33 60V59H32ZM97 60V59H96ZM104 60H105V57H104ZM148 60V61H149ZM163 60H164V62H163ZM178 60V61H177ZM197 60L198 59H196V62H197ZM209 60V59H208ZM208 60H207V62H205V60H204V65H205V63H206V66L205 67H207V70H203V65H202V67H200L199 66V64L198 63H195L194 62V65L192 64V66L194 67L195 66V64H198V66L196 65V68L197 67H200V68H202V69H200V68H197V69H199V70H196V71H201V74H203L202 76H201V74H200V78H201V80L203 79V76H204V74L206 73V71H208L209 72V70L208 69H210V67H211V62H209L208 63ZM217 60V58L215 59V61ZM230 61V59H227V61ZM245 60V61H246ZM5 61V60H4ZM78 61V60H77ZM80 61V60H79ZM123 61V60H122ZM121 61V62H122ZM139 61V60H138ZM151 61V62H152ZM171 61H173V60H171ZM174 61V62H175ZM186 61H188V60H186ZM195 61V60H194ZM199 61H201V60H199ZM211 61V60H210ZM215 61L213 62L214 64H215ZM235 60H233V62H234ZM27 62H29V63H31V65L29 64H27ZM54 63V65L55 64H57V63ZM70 62H71V64H70ZM95 62V61H94ZM127 62V61H126ZM140 62V61H139ZM139 62H135L136 63V65H132V67L133 68H136L137 67V64L139 63ZM143 62V61H142ZM145 62H147V61H145ZM170 62V61H169ZM168 62V63H169ZM175 62V65L177 64ZM203 62V61H202ZM231 62V61H230ZM260 62V63H259ZM27 65H26V64ZM33 63V64H32ZM92 63H93V61H92ZM91 63V64H92ZM96 63H94V65L96 64ZM114 63H116V62H114ZM141 63V62H140ZM144 63V62H143ZM143 63H142V65H143ZM147 63H149V62H147ZM167 63V64H168ZM201 63V62H200ZM224 64H225V61L223 62ZM235 63V62H234ZM249 63V62H248ZM255 63V61H253V64ZM46 64H48V66H49V64H51V63H46ZM45 64V65H46ZM57 64V65H58ZM70 64V65H69ZM90 64V65H91ZM158 64V63H157ZM183 64H184V62H183ZM191 64V63H190ZM202 64V63H201ZM208 64V65H207ZM214 64H212V66H214ZM15 65V67H13ZM53 65V64H52ZM53 65V66H54ZM57 65H55V66H57ZM68 65V67H66ZM73 65V64H72ZM75 65V64H74ZM110 65V64H109ZM121 65V64H120ZM124 65V64H123ZM145 65V64H144ZM153 65V64H152ZM162 65H164V64H161V67H162ZM171 65V63L168 65V67H170L171 68V70H172V67L173 66H170ZM185 65V64H184ZM183 65V66H184ZM243 65H244V63H243ZM246 65V64H245ZM244 65V66H245ZM28 66V67H27ZM35 66V65H34ZM43 67H45L44 65H42ZM47 66V65H46ZM116 66V65H115ZM154 66V65H153ZM157 66V65H156ZM189 66V65H188ZM224 66V65H223ZM29 67H31L30 69H29ZM57 67V68H58ZM85 69H83V68ZM97 67H98V70H97ZM145 68H146V66H144ZM164 67V66H163ZM175 67V66H174ZM178 67H179V64H178ZM241 67V66H240ZM36 67H34V69H35ZM111 68V67H110ZM143 67H141V69H142ZM154 68V67H153ZM152 68V69H153ZM175 68H177V67H175ZM185 68V67H184ZM189 68V67H188ZM192 68V67H191ZM196 68H194V70L196 69ZM216 68H217V66H216ZM220 68H223V67H220ZM230 68V67H229ZM235 68V67H234ZM232 66H231V69L232 70H230V69H228L227 70V72L226 71H224V72H221V73H224L225 74V72L228 74V72H230L231 73V71H233V69H234ZM249 68H251V67H249ZM254 68V67H253ZM42 69H44V68H42ZM46 69V68H45ZM53 69H55V67L53 68ZM59 69H58V71H59ZM63 69V70H64ZM68 69V70H67ZM148 69V68H147ZM155 69V68H154ZM158 69H159V67H158ZM169 69V68H168ZM182 69V68H181ZM185 69H187V66H186V68ZM204 69H206V68H204ZM243 69V68H242ZM241 68H240V70H242ZM245 69V68H244ZM38 68L36 69V73L38 72ZM40 70H41V68H40ZM39 70V71H40ZM88 70L90 71V72H88ZM96 70V71H95ZM171 70L168 72V74L169 73H171ZM190 70V69H189ZM202 70H203V72H202ZM217 70V69H216ZM235 70H237V69H235ZM249 71H247V72H252L253 70H250V69H248ZM255 70V69H254ZM31 71H33V70H31ZM44 71V70H43ZM42 70H41V73H46L47 71L45 70V72H43ZM57 71V72H58ZM68 71V72H67ZM83 71H85V73H83ZM142 71H144V72H146L144 69H142ZM183 71V70H182ZM182 71H181V73H182ZM184 71H186V70H184ZM183 71V73L184 74H187V72H184ZM215 70H213V72H214ZM257 71H255V74H256V72ZM34 72V71H33ZM50 72H51V74L53 73V75L51 76V78L52 79H50ZM56 72V73H57ZM134 72H136V71H134ZM144 72H143V74L142 75H144ZM158 72V71H157ZM179 72V73H178ZM191 72V71H190ZM189 72V73H190ZM195 72V71H194ZM76 73V72H75ZM79 73H81L80 75H79ZM82 73H83V75H82ZM98 73V74H99ZM128 73H129V71H128ZM139 73V72H138ZM177 73L178 74H181L180 73V68H179V71H178V69H177ZM210 73V72H209ZM216 73H217V71H216ZM232 73H234V72H232ZM235 73H237V72H235ZM254 73V72H253ZM38 74V73H37ZM97 73L95 74V75H98ZM116 74V75H115ZM130 74V73H129ZM157 74V73H156ZM167 74V76H169ZM258 74H260V73H258ZM257 74V75H258ZM41 75V74H40ZM39 74H38V77L40 78L41 76H40ZM45 75H47V74H45ZM63 75H65V73L63 74ZM94 75V76H95ZM105 75V74H104ZM131 75V74H130ZM153 75V74H152ZM152 75H149V77L150 76H152ZM157 75H159V73L157 74ZM156 75V76H157ZM187 75H189V74H187ZM187 75H184L183 76V74H182V77L184 78V79H187L186 80V82H188V81H190V79L192 80V77L190 78V79H188L190 76H193L192 74H190V76H187ZM215 75V74H214ZM219 74L217 73V76H218ZM221 75V74H220ZM219 75V76H220ZM261 75H262V73H261ZM260 75V76H261ZM123 76H124V74H123ZM132 76V75H131ZM165 76V75H164ZM178 76V75H177ZM197 75H196V73H195V78H197L198 79V77H196ZM205 76H206V74H205ZM204 76V77H205ZM208 76H210L209 74H208ZM222 77H223V75H221ZM218 77V78H222V77ZM230 75L228 74V75H225L224 76V78H222V79H224V80H226L227 79V77H229ZM248 76H249V80H254V78L256 79V76L253 78L252 77V79L250 78V75L248 74ZM35 77V76H34ZM47 79H46V78ZM89 77V78H88ZM100 77V76H99ZM136 78V76L134 75L133 77H131V79H129L130 81H132L133 82V80ZM139 77H142V76H140L139 75ZM138 76H137V78H139ZM144 77H145V79H146V76L144 75ZM144 77H143V80H144V82H145V84H144V86H142V87H144L145 89L146 88H149V89H152L151 87H145V85L147 84V82L145 81V79H144ZM174 77V76H173ZM215 77V76H214ZM225 77H226V79H225ZM264 77V76H263ZM263 77H261L260 79H262ZM67 78H69V79H67ZM73 78V79H74ZM132 78H133V80H132ZM136 78V79H137ZM153 78V77H152ZM154 78H155V75H154ZM163 78V77H162ZM168 78V77H167ZM171 78H172V76H171ZM195 78H193V80L195 79ZM211 78V77H210ZM216 78V77H215ZM218 78H217V83L216 84H219V80H218ZM232 79L233 78V76L232 77H229V79ZM257 78L259 79V77L257 76ZM46 79V80H45ZM112 79V80H111ZM165 79L166 78H163V79H161V80H159L158 81V83L157 84H154V88L156 89V90H158L160 87H162V86H164L165 84H166V81H165ZM170 79V78H169ZM175 79V81H176V78H174ZM211 79H213V78H211ZM259 79V80H260ZM264 79V78H263ZM84 80V81H85ZM96 80H98V81H96ZM117 80V79H116ZM115 80V82L116 83H118L117 81ZM138 80V79H137ZM149 80V79H148ZM167 80V79H166ZM192 80V81H193ZM200 79H198L197 81L199 82V84H198V82L196 81V84H198L197 86L198 87H201V85H203V84H201L200 85V81H199ZM224 80H223V83H225L224 82ZM233 80V79H232ZM248 80V81H249ZM7 81V82H6ZM59 81H60V79H59ZM79 81V82H78ZM97 83H96V82ZM126 81V80H125ZM141 81H142V79H141ZM164 81H165V83H164ZM180 81L183 83V85L184 86H186L187 87V85H185L184 84V80H182V78L180 77ZM208 81H210V80H208ZM36 82V81H35ZM91 82V81H90ZM149 82V81H148ZM151 83H152V81H150ZM194 82V81H193ZM254 83L255 82H259V81H257V79H256V81L254 80L253 81ZM42 83H44L43 81H42ZM134 83V82H133ZM163 83V84H162ZM172 82H170L169 84H171ZM181 83V84H182ZM201 83H203V81H201ZM206 83V82H205ZM204 83V84H205ZM222 83V84H223ZM229 83V82H228ZM253 83V84H254ZM10 84V87L8 86ZM36 84V83H35ZM132 84V83H131ZM131 84H129V85H131ZM161 84H162V86H161ZM177 84V83H176ZM180 83H178L177 84V86L179 85ZM251 84H252V82H251ZM11 85H13L15 88V90H13V88H12V86ZM133 85V84H132ZM131 85V86H132ZM174 85V84H173ZM212 84H209L208 85V89H211V86ZM31 86H32V88H31ZM52 86H53V88H52ZM130 86V88H131V90H132V87ZM147 86H149V85H147ZM152 86V85H151ZM171 86V89H172V85H170ZM191 86H192V88H191ZM215 86V85H214ZM51 87V88H50ZM74 87V86H73ZM88 87H89V89H88ZM153 87V86H152ZM207 86H205V90L204 89H202V90H204L205 92L207 91V88H206ZM252 87V88H251ZM31 88V89H30ZM36 88V90L37 91H39L37 88H38V85H37V87H35ZM46 88V87H45ZM72 87H70V89H71ZM92 88V91L90 90ZM134 88V87H133ZM142 89L141 88V90L143 91V90H145V89ZM178 88H179V86H178ZM214 87H212V89H213ZM40 90H41V88H39ZM93 89H95V90H93ZM129 89V88H128ZM128 89H126V91L128 90ZM148 89V90H149ZM160 89H162V88H160ZM170 89V92H172L173 90H171ZM177 89V88H176ZM211 89V90H212ZM28 90V91H27ZM56 90V89H55ZM78 90V89H77ZM89 90V91H88ZM130 90V89H129ZM130 90V91H131ZM168 86H167V92H168ZM178 90V89H177ZM210 90V91H211ZM24 91H25V93H24ZM27 91V92H26ZM71 91V90H70ZM79 91V90H78ZM181 91H180V89H179V94L181 93ZM32 92H33V90H32ZM31 92V93H32ZM52 92V93H51ZM54 92V93H53ZM67 92V93H66ZM86 92V93H87ZM124 92H125V90H124ZM145 92V91H144ZM144 92H140V94L142 93H144ZM150 92H154V90H152V91H150ZM157 92V91H156ZM176 92V91H175ZM203 92V91H202ZM200 93V94H203V93ZM207 92H209V90L207 91ZM220 92V91H219ZM37 93V92H36ZM70 93L71 94H75L76 93V95H78L77 96V98H82V100L81 101H83V97L84 98H87V99H84L85 101H83L84 103H82V102H80V103H82V104H85L86 103V100H88L87 101V105L85 104V105H83V107L84 106H90L89 108H91V109H87L86 110V108H83V107H79L81 104L78 102V100H77V103H76V101H74V100H76L75 98H74V96L73 97H70L69 98V96H71L70 95ZM78 93V94H77ZM130 94H131V92H129ZM146 93V92H145ZM161 93H163V91H161ZM160 93V94H161ZM177 93V92H176ZM182 93H181V95H182ZM199 93V92H198ZM222 93V92H221ZM42 94H44V95H42ZM66 94V96H64ZM153 94V93H152ZM156 94V93H155ZM159 94V96H161ZM172 94V93H171ZM178 94V93H177ZM176 94V95H177ZM200 94H198V99L200 98L199 96H200ZM38 95V94H37ZM81 95V96H80ZM136 95V94H135ZM145 95V94H144ZM143 95V96H144ZM163 95H165V94H163ZM173 95V94H172ZM26 96V97H25ZM137 96V95H136ZM135 96V97H136ZM171 96V95H170ZM207 96V95H206ZM233 96V97H232ZM52 97L51 98H49V99H47L48 100V103L51 105H49V108H51L53 105V101H50V99H52ZM76 97V96H75ZM89 97V96H88ZM94 97V98H93ZM132 97V96H131ZM152 97V96H151ZM44 98V99H43ZM73 98V99H72ZM90 98V97H89ZM177 98V99H176ZM183 98V99H182ZM38 99V100H37ZM149 99V98H148ZM159 99V98H158ZM157 99V100H158ZM202 99V98H201ZM5 100V101H4ZM28 100H30V99H28ZM53 100H55L54 98H53ZM63 100L65 101V102H63ZM93 100V101H92ZM130 100V99H129ZM134 100V99H133ZM138 100H140V101H142L140 98H138ZM150 100H152V99H150ZM149 100V101H150ZM203 100V99H202ZM206 100V99H205ZM37 101V102H36ZM147 101V100H146ZM145 101V102H146ZM53 102V103H52ZM89 102V103H88ZM94 102V103H93ZM125 102H127V100L125 101ZM135 102V101H134ZM138 102V101H137ZM144 102V103H145ZM162 102V103H161ZM163 102L165 103V106H163L162 107V105H163ZM173 104H172V103ZM178 102V103H177ZM184 102H186L185 100H184ZM183 102V103H184ZM42 103V102H41ZM47 103V102H46ZM46 103L44 104L43 103V105H46ZM47 103V104H48ZM64 103V104H63ZM80 104L79 106H75V104ZM99 103V104H98ZM148 103V102H147ZM55 104V103H54ZM88 104H90V105H88ZM121 106H123L124 108H125V110H123V111H119V112H121V113H119V112H117V108H119V106L120 105ZM127 104H128V102H127ZM132 104V103H131ZM149 104V103H148ZM170 104H172V105H170ZM177 104V105H176ZM39 106L38 108H40V110L42 111L43 109H45L46 107H48V105H46V106ZM144 105V104H143ZM156 105V104H155ZM174 105V106H173ZM209 105V106H208ZM96 106V107H95ZM97 106H104L105 108H106V111H105V113L106 112H108V111H110V112H108L107 114H110V116H106V114H104V113H102L103 112V110H104V107H101L102 108V110L100 109H98V111H99V113H97L98 111L96 110V115H98V116H96L95 117V114H94V112L92 113L91 112V110L92 111H95V110H93V108L94 109H97ZM137 106H136V109H134V110H136V113H137V116H135L134 117V119H135V121H137L138 122V124H139V121H140V123L144 120V116L142 115L143 113L141 112L142 110L138 107V109H137ZM146 106V105H145ZM175 108L174 109V111H172V108ZM182 106H183V104H182ZM181 106V107H182ZM14 107L17 109V111L19 112V114H17L18 112L17 111H15L14 112ZM131 107V106H130ZM130 107H129V109H130ZM142 108H145V107H143V106H141ZM154 107V106H153ZM49 108L47 109H45V110H48V111H45V110H43L42 112L40 111V114H42L43 113V118H50V117H47L46 115V117H44V112H46V114H47V112H48V114L50 113V111H49ZM56 107H54V109H55ZM82 108H83V111H82ZM123 108V109H124ZM15 109V110H16ZM37 109V108H36ZM114 109V110H113ZM115 109H117V110H115ZM121 109V108H120ZM141 111H140V110ZM64 110V111H63ZM89 110V111H88ZM180 111L179 113H180V116L178 117V116H176V114L177 115H179L178 113H176V111ZM183 110V111H184ZM54 111V110H53ZM58 111V110H57ZM56 111V112H57ZM88 111V112H87ZM102 111V112H101ZM131 111V112H130ZM172 111V112H171ZM248 111V112H247ZM34 112V113H33ZM91 112V115H94V117L95 118H92L93 116H91L90 114L88 115V113H90ZM100 112H101V114H100ZM130 112V113H129ZM156 112V113H155ZM32 113H33V115H32ZM54 113H55V111H54ZM87 113V114H86ZM140 113H141V115H140ZM154 114V115H156L157 113L159 114V115H156L155 117H156V119L153 117V115L152 114ZM222 113H221V115H222ZM246 113H245V115H246ZM31 116H30V115ZM51 114V113H50ZM85 114V115H84ZM100 114V115H99ZM102 114L103 115H105L104 116V119L102 118L103 116H102ZM130 114H132V115H130ZM232 114H229L230 116L232 115ZM238 114V116H239V113H237ZM236 114V115H237ZM241 114H243L242 113V110H241ZM240 114V115H241ZM52 115V114H51ZM59 115V116H60ZM86 115H88V116H86ZM139 115H140V117H139ZM150 115H151V122H150V124H149V119H150ZM184 115V114H183ZM220 115V114H219ZM225 115H227L228 116V114H225ZM248 115L246 116V117H248ZM36 116H39L38 115V113H37V115ZM100 116H102L101 118L103 119V123H101L100 121H102L101 120V118H100ZM161 118H160V117ZM170 116V115H169ZM169 116H167L168 118L167 119H169L170 120V123H171V119L173 120L174 118L172 117L171 118V116L169 117ZM230 116H228L227 118H230ZM233 116V115H232ZM29 117H31V118H29ZM52 117V116H51ZM111 117V118H110ZM126 117V116H125ZM130 117V118H131ZM141 118V119H139V118ZM240 117H242V116H240ZM239 117V118H240ZM243 117L245 118V116H244V114H243ZM242 117V118H243ZM38 118V117H37ZM53 118V117H52ZM96 118H98V120L96 119ZM107 118V119H106ZM110 119V122L109 123H107L108 121H109V119ZM136 118H138L137 120H136ZM165 118V119H164ZM176 118V119H177ZM20 119V120H19ZM51 119V118H50ZM106 119V120H105ZM122 119H124V121H127L126 123H127V125H128V123H129V125L130 126H125L126 125V123L125 122H123L124 123V125H121V120ZM143 119V120H142ZM155 119V120H154ZM160 121H159V120ZM176 119H174V120H176ZM180 119V118H179ZM182 119V118H181ZM234 119V118H233ZM19 120V121H18ZM75 120H76V123H75ZM100 120V121H99ZM104 120L105 121H107V122H104ZM114 120V121H113ZM147 120H148V122H147ZM152 120H154V121H156L157 123H159V125L156 123V122H153L152 123ZM161 120H165L163 123H160V122H162ZM173 120V121H174ZM204 120V121H203ZM221 120V119H220ZM220 120H219V123H221L220 122ZM225 120H229V119H226V116H225V119H224V123H223V125H222V127H221V124H220V127H221V129L223 128V126H224V129H225V127H226V129L224 130V132H223V130H222V132L223 133H221V132H218L219 134L217 135V136H219L218 138H221V140H225V142L224 143H226V144H228L227 146H229V148H227V146L226 145H224V143L222 142L221 143V141H220V139H219V141L218 142H216L217 143V145L216 146H218L219 145V143L221 144V145H223V147H225L224 149H225V151H227L228 149H230V147L231 146H233L234 148H236V149H239V147H238V145L241 143L242 144V142L245 140L246 142H247V144L248 145H246V147H244V149H243V155H241L242 157H240L241 159L239 160L240 162H238V164H236L235 166H227L226 168H228L229 170H231L230 171V179H232V181H234L233 179H236L237 177H238V173H240V171H241V167L243 166L244 167V162L245 161H248L247 160V158L249 159V161L251 162V160H258V159H260L261 158V156H259L258 155V153H262L263 154V157H264V152H257V151H259V150H255L256 152L254 153V151H251L252 150V146H251V144H252V142L254 143V142H256V145H255V147L254 148H261L260 150H262L263 151V149H262V147L264 146V126L262 127V128H259V129H257L256 130V128L254 129V130H256V131H254V130H252L251 128H250V126H249V128H250V130H251V132H249V131H247V133L246 134H244V133H242V132H240V130L239 131H235V132H237V133H233V135L231 136V134H230V136L231 137H229V138H232V139H238V138H240L241 140H243V141H241L240 139H238L239 140V144L237 143V141H235L234 142V144H232L233 143V141L232 140H230V141H232V142H230V141H228L229 139H228V136H226V134L228 135L230 132H231V129H235L234 127H236L235 125H234V122L233 123H231L230 121H231V119L229 120V121H225ZM28 121H31L32 123H33V125L35 126H33V127H31V128H29L30 127V125H32V123H30V122H28ZM34 121V122H33ZM121 121V122H120ZM159 121V122H158ZM172 121V122H173ZM206 121V122H207ZM214 121H216V119L214 120ZM243 121V120H242ZM37 122V121H36ZM176 122H178L179 123V121H177L176 120ZM187 122V121H186ZM206 122H204L203 124L205 125V123ZM225 122H227L226 124L227 125H229V123H231L229 126V128L227 127V125L225 126ZM229 122V123H228ZM236 122V121H235ZM237 122H239L238 121V119H237ZM20 123H21V125L22 126H25V125H27L28 126V124L27 123H29L30 125L26 128V126L25 127H23L24 129H23V132L22 131H20V130H18L19 131V133H18V131H17V129H19L20 127H17L18 126V124L20 125ZM51 123V124H50ZM74 123V124H73ZM151 123H152V125H151ZM169 123V124H170ZM175 123V122H174ZM243 123H244V121H243ZM248 123V122H247ZM47 125V127L45 128V126ZM143 124V123H142ZM145 124V125H146ZM155 124H157V125H155ZM168 124V127H171L170 125ZM236 124V123H235ZM238 124V123H237ZM264 124V123H263ZM262 124V125H263ZM50 125V126H49ZM115 125V126H114ZM144 125V126H145ZM146 125V126H147ZM186 125V126H185ZM233 125H234V127H233ZM241 125V124H240ZM239 125V126H240ZM249 125H251L250 123H249ZM261 125V126H262ZM48 126H49V129H54L56 126L57 127H59L57 130H56V132H57V134H58V136H60V138H62V139H59V138H56V137H53L54 136V130L51 132L50 131V133H52V135H50L49 136V129L47 130V128H48ZM73 128H72V127ZM133 127V129L135 130V132L133 131V129H132V131H131V128ZM138 126H142L141 124H139ZM150 126H152L151 128H150ZM154 126V127H153ZM156 126V127H155ZM158 126V127H157ZM206 126V125H205ZM238 126V125H237ZM244 126H246L245 125V123H244ZM244 126H243V128H244ZM68 127V128H67ZM131 127V128H130ZM135 127V128H134ZM211 127V126H210ZM84 128H89L88 130H86V129H84ZM154 128H158V129H160L162 132H160V135H159V137L162 135L161 133H163L164 132V138L163 137H161V139L163 138V141H167L165 144L163 143V145H162V140H159L160 138L157 136L158 134H157V132H158V130H157V132L154 130ZM217 128V127H216ZM240 128V127H239ZM76 129L77 130H79L80 132L79 133H77L76 132ZM148 129V130H147ZM149 129H151V132H152V130H153V132L154 133H151L150 132V130ZM220 129V128H219ZM221 129L219 130V131H221ZM238 129V128H237ZM245 130H246V128H244ZM75 131V133L73 132V134L71 135L70 134V137L71 136H76L75 134L77 133V137H75L73 140H74V144H75V140L77 139V142L76 143H79L80 141H81V143H82V147H78L79 145L77 144V145H74L73 147H72V143L71 142H73V140L72 139H70L69 138V132H72V131ZM129 130L131 131V132H129ZM142 130H145V129H142ZM210 133L212 134V129L210 128ZM244 130V131H245ZM83 131H84V133H83ZM148 131H149V133H150V135H149V133H148ZM204 131V130H203ZM205 131H207V129H206V127H205ZM205 131L204 132H202L203 134H201V136L202 135H204V133H205ZM227 131V132H226ZM229 131V132H228ZM243 131V130H242ZM156 132V133H155ZM209 132V131H208ZM246 132V131H245ZM135 133V134H134ZM147 133V134H146ZM178 133H179V135H178ZM195 133H197V132H195ZM48 134V135H47ZM56 134V133H55ZM56 134V135H57ZM67 136V146H65V145H63V144H66L65 143V136ZM81 134V137L79 136ZM137 134V135H136ZM153 136H152V135ZM154 134H156V135H154ZM211 134L209 135L210 136V140H211V138H212V140H211V142H214L215 143V139L213 138V134H214V131H213V134H212V136H211ZM217 134V133H216ZM221 134H224V135H221ZM55 135V136H56ZM62 135L65 137L64 139H63V137H62ZM138 137V139H137V137ZM157 136V137H156ZM163 136V135H162ZM205 136H206V134H205ZM216 136V137H217ZM220 136H223V137H220ZM23 137H28V138H26V139H24L23 140ZM197 137H198V135H197ZM197 137H196V140H197ZM224 137H227V138H224ZM52 138H53V140H52ZM159 138V139H158ZM224 138V139H223ZM243 138V139H242ZM28 139V140H27ZM137 139V141L135 142V140ZM156 139H158V141H162L160 144H161V146H159L158 145V142H157V140ZM203 139V138H202ZM214 139V140H213ZM63 140V142L61 143V141ZM176 140V139H175ZM204 140H206V139H204ZM177 141V140H176ZM179 141H177V142H179ZM198 141H200L199 140V138H198V140L196 141L197 143H198ZM217 141V140H216ZM129 142V143H128ZM141 142V143H140ZM181 142H179V144L181 143ZM194 143H195V141H193ZM205 142V141H204ZM208 143H209V141H207ZM206 142V143H207ZM62 144V145H58V144ZM81 143H79V144H81ZM93 143L95 144V146L96 147H94V145H93ZM215 143V144H216ZM229 143H231V144H229ZM235 143H237L236 145H237V147H235L236 145H235ZM193 144V143H192ZM191 143H189V147H193V146H195V147H193V149H191V151L193 152V150H194V152H195V149H196V145L195 144H193L192 145ZM240 144V145H241ZM172 145H173V143H172ZM178 145V144H177ZM201 146H202V144H200ZM239 145V146H240ZM25 146V147H24ZM183 146V143L181 144V145H179V148H178V146H177V149H176V146H175V151L174 150H172V153L173 152H176V151H179V152H182V151H180L181 149V147ZM185 146V145H184ZM183 146V147H184ZM207 146H210L209 144L207 145ZM215 146V147H216ZM76 147H77V149H76ZM191 147V148H192ZM219 147V146H218ZM251 147V148H250ZM75 148V150H77V152L75 151V150H73V149ZM82 148V149H81ZM198 148H200V146H198ZM232 148V147H231ZM234 148H233V150H234ZM253 148V149H254ZM257 148V149H258ZM28 149V150H27ZM78 149H81L82 151L80 152L81 154L79 155L78 153ZM178 149H180V150H178ZM187 149V148H186ZM189 149V148H188ZM187 149V150H188ZM251 149V150H250ZM29 151L28 153H34V154H25V152L24 151ZM56 151L57 152V154L59 155V159L62 161V163H63V161H64V165H66V168H62L61 170H60V173H61V171L63 170V169H66L67 170V172H65V170H64V172H65V175L64 174H62L63 176H61V174L58 172L59 171V167L61 168L62 166H64V165H61L62 163L60 162V163H58L57 164V166L55 165V160H57L58 161V158L56 159V157L54 158L53 156L55 155V152H53V151ZM186 150V151H187ZM200 151H201V148L199 149ZM198 150V151H199ZM223 150V149H222ZM230 150H232V149H230ZM233 150H232V152H233ZM45 151H48L47 153H48V155H49V157H51L50 159H55V160H53V162H51V161H49V159H48V162H51L52 163V165H51V163L49 164L47 161H46V157L45 158H42L43 157V154L45 153ZM155 151V152H154ZM169 151H170V149H169ZM185 151V152H186ZM199 151V152H200ZM224 151V150H223ZM225 151L224 152H221V151H219L218 153H219V158L221 157V155L224 153L225 154ZM236 151H238V150H235L234 152H236ZM49 152H52L51 154L52 155H50L49 154ZM73 152V153H72ZM76 152V155H74L75 157L73 158L72 156H73V154ZM148 152V153H147ZM156 152H157V154L159 155V157L157 156V155H155L154 156V154H156ZM183 152H184V150H183ZM192 152H191V155H192ZM202 152V151H201ZM200 152V153H201ZM203 152H204V150H203ZM203 152H202V154H203ZM229 153H232V152H230V151H228ZM227 152V153H228ZM242 152V151H241ZM241 152L238 154V155H236V156H238L239 157V155L241 154ZM252 154H251V153ZM23 153H24V155H23ZM47 153L45 154L46 156H47ZM54 153V154H53ZM100 155H99V154ZM103 153H107V154H104V155H106V156H103ZM152 153V154H151ZM169 154L170 155V157H171V159L176 163L177 162V159L175 160L174 159V157H173V155L175 154ZM216 153V154H215ZM222 153V154H221ZM229 153H228V155H229ZM250 153V154H249ZM253 153H254V157H253ZM93 154H98V155H93ZM108 154H110V155H108ZM177 154V153H176ZM179 154H181V153H179ZM178 154V155H179ZM184 154V153H183ZM199 153H196V155H198ZM202 154H199L198 155V158H200L199 156L200 155H202ZM233 154V153H232ZM229 155V156H234V155ZM248 154H249V157H248ZM256 154V155H255ZM44 155V156H45ZM103 156V159H102V156ZM111 156V160H109V158H107L108 156ZM186 155V154H185ZM191 155L189 156V157H191ZM250 155H252V156H250ZM24 156V158H21V157H23ZM42 156V157H41ZM154 157L153 159H154V161H153V159H152V157ZM167 156V155H166ZM180 156H182V158L184 159V161L186 160L185 158H186V156H184V155H180ZM226 156H227V154L225 155V157H224V155H222V159H224V158H226ZM258 158H256V157ZM260 158H259V157ZM105 157V158H104ZM193 157H195V156H192V158ZM197 157V156H196ZM206 157H208V156H206ZM250 157H252L251 158V160H250ZM70 158H72V160L73 161H71L70 160ZM76 158V160H74ZM158 158V159H157ZM160 158V159H159ZM198 158H196V159H198ZM227 158H228V156H227ZM236 159H239V158H237V157H235ZM234 158V159H235ZM112 161L114 164H112L111 162V166H109V165H107V163L109 164V161ZM164 159V158H163ZM163 159L161 160V161H163ZM168 159V158H167ZM180 158H178V160H179ZM190 159V158H189ZM194 159V161L192 160V162H194V165H195V167H194V165H193V167H194V170H196V168H197V165H196V159L195 158H193ZM233 159V160H234ZM106 160L108 161V162H106ZM169 161V162H171V163H173V161ZM182 160V159H181ZM198 160H201V159H198ZM213 160V161H214ZM219 160H221V159H219ZM46 161V162H45ZM57 161H56V163H57ZM73 162V163H75V164H73V163H71V162ZM153 161V162H152ZM184 161H181L182 163L184 162ZM237 161V160H236ZM155 162V163H154ZM199 162H201V164H199ZM235 162V161H234ZM234 162H232V163H234ZM264 162V161H263ZM263 162H261V164L263 163ZM47 163L50 165V166H48L47 165ZM66 163V164H65ZM153 163H154V165H156L157 167V169H155L154 168V166H153ZM161 163V162H160ZM165 163H167V161L165 162L164 161V164ZM180 162H178V166L176 165L175 167H174V165H172L173 166V168L175 169L176 167L177 168H179V166L180 167H182V165H184V163H186V161L183 163V164H179ZM258 163V162H257ZM211 164V165H212ZM226 164H227V162H226ZM244 164V165H243ZM248 164H249V162H248ZM251 164V163H250ZM160 165V164H159ZM187 166H185V167H189L188 165L189 164H186ZM228 165V164H227ZM234 165V164H233ZM253 165H254V163H253ZM259 165V164H258ZM256 166V167H252L251 168V166L250 165H247L248 167H250L251 169H249V168H246L245 167V169L247 170V169H249V170H251L250 172L252 173V178L251 179H253L254 177V181H255V184H254V182L251 180V179H248L249 177H251V176H249V175H247L245 172H247L246 170H245V172H243V170L241 171V172H243L242 174L243 175H240L239 176V178H241L242 176V178H243V180H244V182H245V184H248L249 185V187L250 188H248V187H245L246 185L245 184H243V182H239V183H237L238 182V180H236V183L235 184H237V185H239L240 183H241V189H239V188H237L236 190H237V193L238 192H240V190H242V191H245L247 188L249 189V191H248V189L245 191L246 192V196L245 197H243V198H241V195H240V193H238V195H240V196H238L237 194H235V192H233V191H235L233 188V185H234V183H233V185H232V181H231V185H232V189H233V191L231 192V191H229L230 189V187H228V186H226L229 190L226 192V190L225 191H223L225 188H222V187H224V186H222V187H220V188H222L221 190L224 192V196H222L223 197V201L221 200V197H220V194L221 195H223L220 191H219V193H218V191H216V192H214V190H209L208 189V191L211 193V191H213L214 193V195L212 196V194H211V197L209 198H207V200L208 201H210L209 199H211L212 197H214L215 195L217 196L218 195V197H216L215 196V199H213L212 201H214V200H216L215 202H221V203H219V204H222V202H223V205L225 206V204H226V206H227V208L226 207H224V208H226V209H224L221 205V207L224 209H222L221 208V210L219 209H217L218 210V212L219 211H222V215H225V213H226V216H227V211L228 212H231L232 213V211H230V207H231V209L232 208H236V206H237V208H239L238 207V205H236V203H238L237 201H236V203H235V200H240V203L239 204H243V203H241V201L243 200V202H244V200H246V199H248L249 197L251 198V200L253 201V202H255V201H257L258 199V201H259V203H260V200L262 201V199H264L263 198V195H264V188H263V190H261L260 189V187L262 188V185H263V182H264V177H263V175H261L262 177H260V173H258V172H255V169H259L260 168V166ZM264 165V164H263ZM166 166V165H165ZM169 166H170V164H169ZM172 166H170V168L172 167ZM255 166V165H254ZM48 167H49V169H48ZM242 167V168H243ZM262 167H264V166H262ZM45 168H47L48 169V171H47V173L49 174V175H51V176H46L45 174V176H44V178L43 179H45V180H39V182H42L43 184L41 185V183H38V181H36V180H38L39 178H41V176L43 177V173H44V171H46V169ZM166 168V167H165ZM164 168V169H165ZM170 168H169V170H170ZM172 168V169H173ZM177 168H176V170H177ZM182 168H184V167H182ZM162 169V168H161ZM163 169V171H165ZM190 169H191V167H190ZM214 169H216L215 171H214ZM227 169V170H228ZM264 169V168H263ZM168 170V169H167ZM168 170V171H169ZM175 170V171H176ZM220 170V169H219ZM262 170V169H261ZM162 171V170H161ZM174 171V170H173ZM174 171V172H175ZM187 171H188V169H187ZM187 171H183V172H187ZM189 171H191V170H189ZM192 171H193V168H192ZM258 171V170H257ZM264 171V170H263ZM262 171V172H263ZM23 172H27V173H25V174H21V173H23ZM165 172H167V171H165ZM164 172V173H165ZM179 172V171H178ZM177 172V174L178 175H180V173H178ZM223 172V173H222ZM171 173V172H170ZM193 173V172H192ZM245 173V174H244ZM20 174H21V176H20ZM58 174V175H57ZM60 174V175H59ZM166 174V173H165ZM187 174V173H186ZM191 174V173H190ZM250 174V173H249ZM54 175H56V179H57V182L59 183V185L61 184V186L59 187V186H57V188H58V190H57V188H56V185H57V182L55 183V181H56V179H54L55 178V176ZM172 175V174H171ZM205 175V176H204ZM247 175V177H246V180H248V181H246L244 178V176H246ZM32 176H34V177H32ZM52 176H54V178L52 177ZM152 176H153V178H152ZM184 176H186V175H181V178H180V176L178 177V179L179 180H181L182 178H184V180H186V179H188V177L187 178H185ZM200 176V177H199ZM218 176H217V180H218ZM223 176L221 177L220 176V179L218 180V181H221V178H222V181L224 180L223 179ZM30 177H32V180L34 179L36 182H37V184H36V182H34V183H32L33 181L31 180V178ZM149 177H151L152 179H150ZM158 177V176H157ZM169 177V176H168ZM201 177V178H202ZM19 178H21L20 180H22V182L19 180ZM49 178V179H48ZM51 178V179H50ZM147 178H149V180L151 181V182H147L148 180H147ZM177 177H174V179L173 178H171V180L173 181H175V179H176ZM190 178V177H189ZM205 178V179H206ZM162 180H163V178H161ZM261 179V180H260ZM32 181V182H28V181ZM50 180H51V183H50ZM53 180V181H52ZM147 180V181H146ZM157 180V179H156ZM169 180V179H168ZM171 180H169L170 182H171ZM211 180V181H210ZM210 180H205L204 182L206 183L207 181L208 182H211L210 183V185L212 184V178L210 179ZM242 179H240V181H241ZM155 183V185H156V187H155V185H154V183ZM178 180H176V183H179V181L177 182ZM183 181V180H182ZM187 181V180H186ZM214 181V180H213ZM225 181V180H224ZM263 181V182H262ZM16 182H14V183H16ZM30 184V183H32V185L30 184V185H27L28 183ZM47 182H46V184H47ZM97 182V183H96ZM98 182H100V184H101V187L99 186L100 184H98ZM145 182H147L148 184H149V187H150V185L153 183V185H152V187H150L151 188V190H154V191H150L151 193L152 192H154V193H152L154 196H152L151 195V193L149 192V190H148V188L149 187H147V185L148 184H145ZM160 182V181H159ZM162 182V181H161ZM160 182V183H161ZM203 182V180L201 179V182L200 183H202ZM203 182V183H204ZM208 182L206 183V185H208ZM217 182V181H216ZM230 182V181H229ZM229 182H227L226 183V185H228L229 184ZM235 182V181H234ZM247 182V183H246ZM257 182V183H256ZM6 183V184H5ZM98 184L97 185V187L99 188V189H97V191L95 190L96 188H94V186H93V184ZM141 183H142V185H141ZM159 183V184H160ZM162 183H164V182H162ZM161 183V185L163 186L164 184H162ZM205 183L203 184V185H205ZM215 183V182H214ZM35 185V187H34V185ZM158 184V185H159ZM169 184V183H168ZM168 184H166L165 183V185H168ZM180 184V183H179ZM178 184V185H179ZM216 184V183H215ZM217 184H218V186L221 184V183H218L217 182ZM243 184V185H242ZM20 185V186H21ZM144 185V188H143V191L144 190H146L147 189V191H144V193H143V191H142V187L141 186H143ZM161 185H159V187H161ZM170 185H172V183H170ZM169 185V187H171ZM201 186V188L203 187L204 188V186ZM205 185V187L207 188L208 186H206ZM213 185V184H212ZM4 186H3V188H4ZM6 186V187H7ZM20 186L19 185H17V183L15 184V187H19L20 188ZM21 186V188L20 189H22V190H20V192H22L23 193V187ZM31 186H33L32 188H34V190H31L30 192H29V189L27 190V188H30ZM42 186L43 187H46V188H42ZM236 186V185H235ZM243 186L245 187V188H243ZM5 187V188H6ZM139 187H141V189L139 188ZM164 187V186H163ZM161 188L162 189V191H160V194H161V192L163 193V191H164V188ZM264 187V186H263ZM4 188V189H5ZM32 188H30V189H32ZM83 190H82V189ZM149 188V189H150ZM166 189H168L167 187H165ZM195 188H193L195 191H196V189ZM200 188V187H199ZM7 189V188H6ZM41 189L39 190V192H42V196H43V193H45V192H43V191H41ZM51 189V190H50ZM53 189V190H54ZM76 189H78V190H80V191H78V190H76ZM140 191H139V190ZM157 191H156V190ZM231 189V190H232ZM239 189V190H238ZM243 189H245V190H243ZM15 190L17 191V189L15 188ZM14 190V188H13V190L11 191L12 192V194H13V192H14V194L16 193V191ZM53 190H52V192H53ZM74 190V191H73ZM84 190H87V193L84 191ZM198 190V189H197ZM202 190H204L205 191V189H202ZM216 190V189H215ZM1 191H2V189H1ZM9 191H7V190H5V193H4V190L1 192V193H4V195L2 194L1 196H2V198H1V201L3 202H1L2 204H3V211H4V208H6L7 207V204L9 203L8 201H11L10 200V198L12 199L13 197L11 196L12 194H10L11 192H9ZM73 191V192H72ZM77 193H76V192ZM82 191V192H81ZM85 193H84V192ZM156 191V192H155ZM181 193H180V192ZM183 191H185V193L183 192ZM189 191V190H188ZM192 191V190H191ZM203 191V192H204ZM207 191V190H206ZM207 191V192H208ZM242 191H241V194H242ZM32 192V193H31ZM51 192V193H52ZM80 192H81V194H83V195H81L80 194ZM101 192V193H100ZM146 192H149V196H147V198L148 197H150L149 199H151L152 201H154V202H152V201H147V199H146V195H147V193ZM231 192V193H230ZM0 193V194H1ZM9 193V194H8ZM27 193H23V194H27ZM71 193V195H70V197H68L69 196V194ZM79 193V194H78ZM94 193V194H93ZM164 193H167L166 192V190H165V192ZM182 194V195H179V194ZM205 193V192H204ZM210 193H208V194H205L206 196L207 195H209ZM217 193V194H216ZM250 193V194H249ZM259 193V194H258ZM262 193V194H261ZM9 195V197H8V195ZM18 194V193H17ZM31 194V195H30ZM40 194V193H39ZM72 194H73V196H74V199H76L75 198V196L78 194V195H81L80 197L79 196H76L78 199H76L78 202H80L81 203V200L80 199H82V197L83 198H85L86 200H87V205H86V203L84 202V200L85 199H82L83 200V202L82 203H84L83 204V206L82 207H84L85 208V211L89 208L88 206H92L93 207V209H96L94 206H96L97 207V205L99 204V207H98V211L95 213V214H91V216L92 217H90V214H88V213H90V211H87V212H83V214H82V212L80 213V214H77L76 213V209L79 207V205L77 204V201L76 200H73V199H71V198H73V196H72ZM76 194V195H75ZM249 196H248V195ZM261 194V195H260ZM55 196V194L54 193H52L51 194V196L49 195V199H50V197L52 198V196ZM56 195V196H57ZM143 195H145V198H144V196ZM152 196V198H151V196ZM156 195H158L159 197H158V201L157 200H153V199H156ZM163 195H165V194H163ZM188 195V194H187ZM245 195V194H244ZM257 195V196H256ZM0 196V197H1ZM14 196V198H17L18 199V197L20 196V194H18V195H13ZM17 196V197H16ZM53 196V197H54ZM139 196V197H138ZM140 196H142L143 198H141ZM180 196V197H179ZM210 196V195H209ZM242 196H243V194H242ZM60 197H62L61 198V200H59V198ZM155 197V198H154ZM203 197H204V200H205V196L203 195ZM254 199H253V198ZM255 197H257L256 198V200H255ZM258 197H261V198H258ZM9 198V199H8ZM20 198L22 199V197L20 196L19 197V200H20ZM44 198V197H43ZM72 200V201H69L70 199ZM141 200H140V199ZM174 198V199H175ZM217 198V199H216ZM8 199V200H7ZM136 199H138V200H136ZM242 199V200H241ZM14 200V199H13ZM12 200V201H13ZM16 200V199H15ZM14 200V201H15ZM18 200V201H19ZM108 200V201H107ZM137 201V202H135V201ZM142 200L145 202V201H147V203L145 202V203H142ZM218 200V201H217ZM255 200V201H254ZM12 201L10 202L11 203V205H8V206H13L14 204H12ZM32 201V202H31ZM41 201H43V200H41ZM47 201H49L48 199H47ZM50 201H53V200H51L50 199ZM58 201L60 202V207H58L57 206V204L55 205V202H57L58 203ZM76 202V204H73L72 202ZM141 203H140V202ZM172 201H173V199H172ZM192 201H190V204H191V202ZM212 201H210V203H211V205H213V203H212ZM252 201H250L249 199H248V201H246L247 202V204H246V207H245V204L244 205H242V206H244V207H242V209H240V211H237L238 209H235L234 211H236L237 213L236 214H234L235 212L233 211V213L232 214H234L235 216L238 214V212H239V216L237 217V218H235V219H231V218H229V219H225V224H224V227L222 228V230L220 231V233L218 234V237L217 238H215V237H213L215 240L217 239H220L221 241L219 242V241H216V243H217V245H215L214 247H215V249H214V251H212L213 250V248L211 247L210 248V250H211V252H209V254H210V256L211 257H209V258H206V261L207 260H209L210 262H206V263H204L203 261V263H200L201 262V260L203 259V257L206 255V253H205V255H202V256H198L197 257V259L200 261V262H197L196 263V259L194 258V259H192V257H191V255L192 254H190V253H187V254H189L190 255V260H195V261H190L189 259H188V257L187 258H184L182 255L184 254H181V255H178V256H174V259H172L173 258V256L172 255H174V253L173 252H171L172 250H170L171 248H169L168 247V249L170 250V251H168V254H167V251H165L164 250V253L163 254H165L166 256H168L169 257V260H167L165 257H163L161 260L160 259H158V263L157 264H264V217H261L260 219H255V218H253L254 216H252L251 214H250V211H249V208H248V205H250L251 206V204H252ZM5 202V203H4ZM8 202V203H7ZM24 202H26V203H24ZM29 202H31V203H29ZM148 202H151L150 204H151V207L148 205L149 203ZM162 203L160 206H157L156 207V205H159L158 203ZM185 202H187V200L185 201ZM189 202V201H188ZM214 202V203H215ZM250 204H249V203ZM7 203V204H6ZM9 203V204H10ZM15 203V205L16 206H18V208H16L17 210H16V212L18 211V213L20 214V216L18 217V218H20L21 217V214H22V211L21 210H18L19 209V202H14ZM43 203V204H42ZM72 203V204H71ZM81 203V204H82ZM154 203V204H153ZM174 203H175V200H174ZM18 204V205H17ZM31 204H32V207H31ZM33 204H35L34 206H33ZM64 204H62L63 206H65ZM152 204H153V206H152ZM187 204V203H186ZM190 204H189V207H190ZM218 203H215V205H214V209H216V205H217ZM233 204H235L234 206H232ZM255 204V206H256V204H258V202L256 203H254ZM37 205V206H36ZM69 205L71 206V205H73V206H75V205H78V207L75 209V207H74V209H75V213H73L72 214V211L74 212V209H72V207H69ZM167 205H169L168 207L170 208V210H171V214H169V212H170V210H169V208H168V210L167 209H165V206H167ZM210 205V206H211ZM253 205V204H252ZM258 205H260V204H258ZM258 205H257V207L256 208H260V214H261V212H262V208H263V206H264V203H263V205H262V208H261V206H259L258 207ZM187 206H188V204H187ZM14 207V206H13ZM43 207V208H42ZM153 207V208H152ZM218 207H219V205H218ZM254 207V206H253ZM8 208H10L11 210H12V207H8ZM6 209L7 211H9L10 209ZM20 208L24 211V209L20 206ZM42 208V209H41ZM47 208V207H46ZM57 208V209H56ZM67 208H69V209H67ZM70 208L72 209L71 211H69L70 210ZM83 208V209H84ZM160 208V210H162V211H160V210H158ZM240 208H241V206H240ZM255 208V207H254ZM253 208V209H254ZM30 209H29V211H30ZM40 209V210H39ZM80 208H78V210H79ZM90 209H92L91 207H90ZM92 209V211H95V210H93ZM163 209H165V210H163ZM186 209V208H185ZM189 209V208H188ZM228 209V210H227ZM264 209V208H263ZM0 210H1V207H0ZM34 210V209H33ZM68 210V211H67ZM89 210V209H88ZM97 210V209H96ZM212 210V209H211ZM225 210H227V211H225ZM257 210H259V209H254V211H256V212H258ZM2 211V210H1ZM20 211V212H19ZM26 212L28 211V210H25ZM48 211V212H47ZM50 211H51V213H50ZM79 211H82L81 209L79 210ZM84 211V210H83ZM160 211V212H159ZM166 211H168V212H166ZM196 211V210H195ZM201 211V210H200ZM15 212V211H14ZM14 212H12V213H14ZM47 212V213H46ZM68 212V213H67ZM71 212V213H70ZM166 212V213H165ZM199 212V211H198ZM225 212V213H224ZM242 212V213H241ZM252 212V211H251ZM2 213V212H1ZM10 213V212H9ZM8 213V214H9ZM50 213V214H49ZM69 213H70V215H69ZM79 213V212H78ZM87 213V214H86ZM94 213V212H93ZM175 213H177L176 215V217H174L175 215ZM183 213H184V215H183ZM263 213H264V211H263ZM7 214V213H6ZM24 214H25V212H24ZM31 215H32V213H30ZM29 214V215H30ZM67 214L69 215L68 217H67ZM71 214H72V217H70L71 216ZM74 214H77V215H79V216H77V219L75 218L76 217V215L74 216ZM193 214H195L196 216L198 215V216H201V218L200 217H196L197 219H195L194 217H195V215H193ZM217 214V213H216ZM14 215H16L15 213H14ZM18 215V214H17ZM16 215V216H17ZM34 215V214H33ZM54 215V216H53ZM56 215V216H55ZM83 215V216H82ZM88 215V217H86ZM163 215H170L169 217H171L172 218V215H174L173 217L174 218H167L166 216H165V218H167L168 219V221L163 217ZM210 215H212V216H210ZM218 215L220 216V213H218ZM230 215V214H229ZM257 215H258V213H257ZM264 215V214H263ZM1 216V215H0ZM191 216V217H190ZM192 216H194V217H192ZM203 216V217H202ZM211 218H210V217ZM214 216H216V215H214ZM234 216V217H235ZM3 217V216H2ZM6 217H10V216H5L4 217V219L6 220L7 219V221L8 222H10L11 223V221H9V218H6ZM12 217V223H13V219H14V217L15 216H11ZM24 216H22V218H23ZM27 217V216H26ZM26 217H24V218H26ZM30 217V216H29ZM32 217V216H31ZM63 217V218H62ZM74 217V218H73ZM78 217H79V219H80V221H79V219H78ZM182 217H184L185 218V220H184V218H182ZM231 217H233V215L231 216ZM260 217V216H259ZM38 218V219H39ZM49 218V219H48ZM71 218V219H70ZM72 218H73V220H72ZM86 218V219H85ZM91 218V219H90ZM223 218V217H222ZM224 218H225V216H224ZM223 218V219H224ZM2 218H0V220H1ZM28 219V218H27ZM51 219H53V218H51ZM78 220V221H76V220ZM90 219V222H91V225H90V227H91V230H93L94 231V229H92V227H95L96 226V229H95V231L94 232H92L91 230H90V227H89V224L90 223H88L89 220ZM165 219V220H164ZM173 219H174V221H173ZM183 219V220H182ZM190 219H192V222H191V220ZM199 219V220H198ZM205 221H204V220ZM20 220V225L21 226H23V222H21V221H23V219H17V221H19ZM29 220V219H28ZM28 220H26V221H28ZM74 221V223L76 222L77 224L80 222V226H79V224L77 225H75V224H73V225H70V223H69V221ZM86 220V221H85ZM189 220V221H188ZM193 220H197V222H195V221H193ZM222 220V219H221ZM259 220H261V221H259ZM16 221V222H17ZM24 221H25V219H24ZM25 221V222H26ZM72 221H71V223H72ZM171 221V222H170ZM187 221V222H186ZM207 221V222H206ZM219 221H220V217H219ZM223 221V220H222ZM88 224V227H87V225H86V223ZM169 222L170 223H172V224H169ZM185 222H186V224H185ZM204 223V222H206L207 224H205V225H208L207 226V229L205 228L204 229V226H200L199 225V223ZM3 224L5 223V222H2ZM2 223H0L1 224V226H4V225H2ZM11 223V224H12ZM31 222L29 221V226H30V234H26V233H23V231H26L27 230V228H26V230H22V229H20L21 228V226H19V228L18 229H20L21 230V233L24 235V234H26V235H24L23 236V238L21 237L22 236V234H21V236H20V231H18V229H17V225L15 226V230H16V232H14L13 231V228H14V224L13 225H11V224H5L7 227H5V229H4V232H5V230L8 228L9 230L8 231H11V233L12 234H9V236H11V235H14L15 233H17L18 234V232H19V234L16 236L15 235V237H18L17 238V243L21 240V242L24 244V242H25V244L27 245V246H31V244L34 246V245H36V243L34 242V244H33V240L35 239V238H37L36 237V235H38V233L35 235V236H32L33 234H31V232L33 233V229H32V227H31V224H30ZM81 223H83L84 224V226L82 227V225L83 224H81ZM176 223V224H175ZM195 223H198V224H196L195 225ZM15 224H19V223H15ZM34 224H35V222H34ZM177 227H175L174 225ZM185 224V225H184ZM193 224V225H192ZM12 227H11V226ZM41 225V224H40ZM169 225H171L172 226V228H171V226L169 227ZM183 225V226H182ZM194 226V227H192V226ZM1 226H0V228H1ZM26 226H28L27 225V222H26ZM77 226V228H78V230H77V232L79 233H75V231H76V227ZM217 226H218V224H217ZM253 226H255L254 228H256V230L257 229H259V226H260V229L259 230H261V231H254V228L252 229V230H250L251 229V227H253ZM24 227H25V225H24ZM23 227V229H25ZM79 227H81V228H86V229H84L85 230V235L84 236H86L87 234L89 235V237H88V241H90L92 238V236L94 237V240L92 241V242H86V243H84V240H85V238L86 237H83L81 234L82 233H80V232H82L81 230H79ZM185 227V228H184ZM195 227H196V229H198V231L195 229ZM208 227H210V230H208L209 228ZM220 226H218L217 228H219ZM89 228V229H88ZM193 228H194V230H193ZM1 229H3V228H1ZM171 229H173V230H171ZM201 229H203V232H202V230ZM43 230H41V228H40V233H41V231H43ZM83 230V231H84ZM87 230H90V232L88 233L87 232ZM205 230V231H204ZM0 231H2V230H0ZM44 231V232H45ZM80 231V232H79ZM105 231H106V233H105ZM174 231V232H173ZM195 233H194V232ZM200 231V233L204 236V235H206V236H202V235H200V233L199 234H197L198 232ZM208 231L210 232V233H208ZM6 232H7V230H6ZM6 232L4 233V234H1L0 233V240H1V238H2V240L5 242V245H9V236L8 235H5L6 234ZM14 232V233H13ZM28 232V233H29ZM47 232H45V235L46 234H48ZM92 232V233H91ZM101 232V233H100ZM190 232V233H189ZM8 233H10V232H8ZM7 233V234H8ZM39 233V234H40ZM43 233V232H42ZM51 233V234H50ZM83 233V234H84ZM93 233H94V235H93ZM108 236H106L105 234ZM122 233H123V237H121V241L118 239V236L117 235H119V236H122ZM176 233H178L177 232V230H176ZM175 233V234H176ZM180 233V232H179ZM208 233V234H207ZM259 233H260V235H259ZM76 234V235H75ZM28 235V236H27ZM30 235V236H29ZM41 235V238L43 237L44 238V236L42 235V234H40ZM40 235H38V236H40ZM79 235H81L83 238H84V240H83V238L81 237V238H79L78 236ZM87 235V236H88ZM183 235V236H184ZM196 235H199L198 237L196 236ZM210 235H212V234H210ZM209 235V236H210ZM6 236H8V237H6ZM26 236V237H25ZM229 236V237H228ZM15 237H12L13 239L15 238ZM32 237H35V238H33V239H31ZM45 237H47V235L45 236ZM54 237H56V238H54ZM104 237L106 238L105 240H104ZM228 237V238H227ZM22 238V239H21ZM25 238H28V240L27 239H25ZM41 238H37V239H35L36 241H38L39 239H41ZM42 238V239H43ZM170 238V237H169ZM193 238V237H192ZM205 238V239H206ZM211 238V237H210ZM251 238V239H250ZM19 239V240H18ZM23 239H25V240H23ZM32 240V241H30V240ZM41 239V241H43L44 242V240H42ZM90 239V240H89ZM119 241H118V240ZM197 239L195 240V241H197ZM205 239H201V240H204L203 242H204V244L205 243H207L208 242V240H207V242H205ZM8 240V241H7ZM15 240H14V244H13V250L15 249V247H17V246H19V243H20V247L23 249V245L21 244V242H19L17 245H15L16 244V242H15ZM24 242H23V241ZM27 240V241H26ZM54 240V241H53ZM58 240H57V242H58ZM81 240V241H80ZM82 240H83V242H82ZM167 240V241H166ZM186 240H187V242H186ZM194 240V239H193ZM215 240H214V242H215ZM3 241H0V242H2L3 244H4V242ZM86 241V240H85ZM104 241H106V242H104ZM117 241V242H116ZM172 241V242H173ZM12 242H13V240H12ZM30 242H31V244H30ZM44 242V243H45ZM56 242V243H57ZM102 242H104V243H102ZM114 242H116L115 244H113ZM120 242V243H119ZM220 243V246L218 245L219 243ZM249 242V243H248ZM8 243V244H7ZM47 243H45V244H47ZM118 243V246L116 245ZM124 243V244H123ZM209 243V242H208ZM215 243V244H216ZM24 244V245H25ZM39 244H41V242L40 243H38V245H36V247H37V250L38 249H40V247H42V246H40L39 247ZM168 244V243H167ZM189 244H191V246H190V248L188 249V247H189ZM2 245V244H1ZM0 245V246H1ZM14 245H15V247H14ZM25 245V246H26ZM207 246H209L210 244H206ZM10 246V245H9ZM9 246H6V250L4 249L3 250V252H2V254H0V255H2V256H0V257H2V258H0L1 260H3L4 261V257L5 256H7V254H8V252H7V249H8V251H10V249L11 248H9ZM33 246H31L33 249H34V247ZM218 248H217V247ZM8 247V248H7ZM20 247H17V248H19L18 250L19 251H21V252H19V253H17V249H15L14 251H16V253L18 254L17 255V258H16V261H21L22 259V249L20 248ZM29 247H25V249H27V248H29ZM31 247L29 248V249H31ZM42 247V248H43ZM48 249H47V248ZM118 247V248H117ZM194 247V246H193ZM191 248V249H194V248ZM4 248V247H3ZM117 248V249H116ZM174 248H175V251H174ZM209 248V247H208ZM206 249L205 248V251L207 250H209V249ZM217 248V249H216ZM21 249V250H20ZM24 249V250H25ZM196 249V248H195ZM244 249V250H243ZM32 250V249H31ZM31 250H29V252H31ZM40 250H42V249H40ZM67 250V251H66ZM182 250V249H181ZM186 250V251H187ZM197 250V249H196ZM201 250H204V248H203V245H202V248L200 247V249H198V251L197 252H195V250H193V254L195 253L196 255H198L199 254V251L201 252ZM242 250L243 251H245V252H242ZM0 251H1V247H0ZM5 251H6V253H5ZM26 251V250H25ZM28 251V250H27ZM29 252H27V253H29ZM34 252V251H33ZM39 250L37 251V252H35V255H36V253L39 255ZM187 252H190V250L189 251H187ZM204 252V251H203ZM14 253V252H13ZM26 252H24L23 253V255L25 254ZM173 253V254H172ZM34 254V253H33ZM208 254V253H207ZM5 255V256H4ZM9 255V254H8ZM37 255V258L39 257L40 258V256H38ZM186 255V254H185ZM184 255V256H185ZM188 255V256H189ZM16 255L14 254V257H15ZM22 256V257H21ZM26 256H27V254H26ZM26 256H25V258H26ZM31 256H33L31 253H30V256L29 257H31ZM161 256V255H160ZM195 256V255H194ZM193 256V257H194ZM207 256H209V255H206V257ZM8 257V256H7ZM19 257H20V259H19ZM34 257V256H33ZM36 257V256H35ZM154 259H153V258ZM156 257H157V259H156ZM162 257V256H161ZM196 257V256H195ZM25 258H24V260H25ZM151 258V259H150ZM7 259V258H6ZM5 259V260H6ZM8 259H10V258H8ZM18 259V260H17ZM27 259V258H26ZM35 259V258H34ZM149 259V260H148ZM171 259V260H170ZM204 259H205V257H204ZM1 260H0V262H1ZM28 260V259H27ZM27 260H25L23 263H25V264H27ZM30 260H32V259H30ZM197 260V261H198ZM7 261V260H6ZM23 261V260H22ZM29 261V260H28ZM36 261V260H35ZM34 261V262H35ZM36 261V262H37ZM147 261H149L148 263H147ZM31 262H33V260L31 261ZM30 261L28 262V264L30 263V264H32ZM63 262V263H62ZM152 263H153V261H151ZM7 263H10V264H12L11 262H7ZM7 263H5V264H7ZM22 263V264H23ZM66 263V264H67ZM151 263V264H152ZM20 264H21V262H20ZM33 264H35V263H33ZM37 264V263H36ZM154 264V263H153Z\"/></svg>",
	"mask_w": 264,
	"mask_h": 264
},
{
	"label": "rangeland",
	"instance_id": "rangeland-1",
	"mask_svg": "<svg viewBox=\"0 0 264 264\" xmlns=\"http://www.w3.org/2000/svg\"><path fill=\"white\" fill-rule=\"evenodd\" d=\"M4 1H5V0H2L0 6L2 5V3H3V5L6 4V7H8V5H11V4H12V3L10 4L8 1H7V2L5 1V4H4ZM30 1H32V0H30ZM40 1H41V4H39ZM42 1L44 2V0H39V1H38V4H39L40 6H42V7H44V8L41 9V10L44 11V10H46V8H47V13H49V14L52 13L53 9H54V11H58V12H57L58 14L60 13L59 9L57 10V6H59V3H61V5L64 6V7H65V6H66V7L68 6V4H64V5H63L62 2H59V3L57 2V1H60V0H45L46 3H44V4L42 3ZM50 1H51V2L54 1L55 3L57 2L56 5H54L55 3H54V4L52 3L53 6H56V7H53V6L51 5V2H50ZM64 1H65V0H64ZM69 1H70V0H69ZM69 1L67 0V2H69ZM86 1H87V0H81V1L79 2V0H75V1L73 0L72 3H71V1L69 2V3H71V4H69V5H70V6L72 5V7H71V8L69 7L70 10H69V8H68V12H66V13H68V16H67V14L65 15V14L63 13V14L65 15V17H64V15L62 14V15H63L62 17L65 18L64 20H63V18H62V21H63V22L61 21V22L63 23V24H61L62 27L59 26L58 24H57V26H56L57 28L55 27V23H53V21L55 22V20H56L55 18H56V17L53 18V16H51V14H50V18L52 17V19H53V21H52V20H51V21H52V23L54 24V25H53V24H52V25H53L55 28H54V27L51 28L52 25H51V23H50V28H51L52 30H50V28H49V31L47 30L46 34H44V36H41L42 39H41V37H40V40H38V39H37L38 37H37V38L34 37V38H36V41L38 40V41H37L38 44L36 43L35 39H33V38L31 37L32 35H31L30 37H31V39L34 40V41L31 40V42H30V40H28L29 37H26L27 41H29V42H28V43L26 42V44H24V45H23V43L21 44V40H19V39H15V42H16V43L13 42V43H14L13 45H12V41H13V40H12L11 42H9L10 45H8V43L5 42V41H4L5 43H4L3 45H1L2 43H1V41H0V51H2V52H0V65H1L2 63L6 62V59H5L6 56H7L10 52H12L13 50H15V51L18 50L21 54H24V53L27 52V55H25V56H27V57H26L27 59L31 60L30 62H34V60H36L35 58L37 57V54H34V53H37L36 51L39 50L40 48L42 49V51L40 50V51H41V52H40L41 54H38V57H37V58H41L42 55H43V57H44V55L46 54L45 52L47 51L46 49H49L47 54H49V52L55 51L54 53H56V54L59 56V57H58V56L54 55V53H52L53 56L50 54V57L52 56V57L54 58V60L52 59V57H51V60H52V61L49 60L50 58L48 59L50 62H46V63H51V64H49V66H48V64H46V63L44 62V61H47V59L45 58V60L43 61L44 58H42L41 61H43L47 66H46L45 64H43V63L40 64L39 62L37 63V61H35V62H36L35 64L32 63V64H33L32 68L29 67V69L31 68V69L29 70V72H31V74H29V75H31V78H32L31 80H32V81L35 80L36 82H35V81L33 82V89H31V88H32V86H31V88H30L31 90H30V92H28V95L25 93V91H24V93H25L26 96H27V97L25 96L26 99H27V102L30 101L29 103H31V105H30V108H31V109H30V110H32V111L36 110V112H35L34 115H33L34 112L32 113L33 118L29 117V118H31V120H33V119L35 120V122L33 121V122H34V125H35V124H38V121H40V120H43V122H44V121H47V120H48L47 122H49V121H53L52 123H57L56 121L59 120L60 118H61V120H62V118L64 117V116H62V115H64L65 112H61V114L63 113L62 115H60V114H56V113H59V111H60L61 108L64 109V108H63L64 105H63V106H60V104H59V102H60V98L62 97V95H61V96H58V97H57V95H59L58 93H60L59 91H61V90H62V91H61L62 94H64V92L66 91V90H64V89L67 87L68 82H66V83H67V84H66L65 81H68V80H66L65 77H67V76L70 77V76H71L70 79H69V78H67V79H69V81L72 82V83L75 82V81H73V80H75L74 77H76V76H77V73H78V71H75V70H74V69L76 68V66H77V68L79 67V68H78L79 71L82 72V70L80 69V66H81V65L79 66V65H78V62L80 63V62H82L83 60L86 61V59L89 57V58L87 59V62L85 63V61H84V64H82V66L86 65V68L84 67L86 70L88 69V68H87V64H88V62H90L88 65H89V69L91 68V70H92L93 67H90V66H94V67H95L97 64H98V66L100 65V63H96V62H98V60L101 61V54H102V53L99 55L100 57L97 56L98 58H96V55H95V54L100 53V52H99V51H100V50H99L100 48L97 49V47H95V43H94L95 41H97V43H98V45L101 47V49H102V45H103V44L105 45V46L103 45V49H104V50L102 49V50H103V55H104V56L102 55V56H103V58H102L103 60H102V62H101V63H102L101 65H103V62H106L107 60H109V61L106 63L107 65L104 64V65H103L104 67L99 68V70L102 69V70L100 71L101 73H99V71H98V72H95V74H96V73H97V74L99 73L98 75L93 74V71H94V70H92V73H88V76L90 75L89 77L92 78L91 80H90V79H89V80H87V79L85 80V78H87L86 75H84L85 77H83V76H82V77L79 76V77H81V78H80V82L78 81V82H79V85L75 86V85L73 84V85L69 86V85H70V83H69V85H68V87H69L68 91L74 93L73 90H76V92H78L79 94H80V93H83L82 91H84V90H86V92H87V88L85 89V87H86V86H85V85H86L85 83H87L86 81H88V85H89V84H92V87H93V88L97 86V88H95L96 91H92V88H91L90 90H91L92 92H94L93 96L95 95V96H94L95 99H96V97H97V100H98V99L100 98V97H99V96H100L99 94H100V89H101V87H99V86H101V83H100V82H101V79L103 78V76L105 77L111 69L114 71V73L117 72V74H118V73H119V70H120V72H121V70H123V69L121 68V66H122V67H125L126 64H129V63H130V62H129L130 58H133V59H134V57H135L134 60H133V59L131 60V63H132V61H134V62H133L134 64H132V65H136L135 62H139V61L141 62V63L139 62V63L137 64V67H136V68H133L132 65L130 64V66L128 65L129 69H127L126 72H125V71H124V72L122 71L121 76H120V80H118V79H119V76H117L116 74H115V75H116L115 77H117V78H115V79H113V80L111 79V80H112V82H113L115 85H117V84L120 85V83H121V85H122V83L124 82V86L122 85V87H121V93H120V95L117 97V99H118V103L120 102V100H121L122 105L125 103L126 106H125V105H123V106H124L125 108H127L126 110H131L133 104H134V105H135V104H138V106L135 105V106L133 107V110H132L133 114H134V112H135V114H134L133 117H131V116L128 117V115H127V112H128V111H125V113L123 112V114H120V115H123V117H121V118H124L125 120H126V118H128L127 120H129V121L131 120V121H130V124H131V122H132V124H134L135 126L138 127L136 131H138V130H139V127H140V130H141V131H140V130H139V131H140L141 133L138 131V134L140 133V134H141V137H143L142 134H144V136H145V132H147V131H146V127H148V125H147L148 123H147V124L145 123V122H146V119H147L146 116L148 117V115H146L147 111L150 110V111L148 112V113H150L151 111L153 112L154 110H157V111L160 110V109H158V107L160 108L161 106H159L158 102L160 103V101H162V97L166 96V94H167V96H169L168 98H169L170 100L173 99V102L175 103V102H176V101H174L175 97H177L178 99H177V98H176V99L179 100L181 96H184L185 94H187V92L192 91V90L190 89V84H188V83H190V82H191V85H192L193 83H194L193 85H196V87L193 86L194 89H193L192 92H194L195 88L197 89V91H195V92L192 93V94H191V92H190V94H189V98H187V97H188V94H187V96L185 95V97H183L184 99L182 98L183 100L180 101V103H179V108H178V109H179L181 112H183V114H184V115H183L179 110L176 111V113L179 114V115L176 114V116L179 117V116H180V113L182 114V117H179L180 119L177 118V117H174L175 115L173 116V114H175V112H174L173 114H171V113L169 112V111H170V110H169L170 108H169V109L167 108V106L169 107V105L166 104V106H165V103H164L165 101L168 102L169 99H168L167 97H164V98H163V99H164V100H163L164 102H163L162 107L165 106V108L168 109L169 114L165 111L166 109L164 110V108H163V109L161 108V110L159 111L161 117H162V115H163V111H165V114H164V115L166 116V119H165V118H164V119L168 121V123L165 122L164 125L162 124V125L160 126V129H161L162 126H165V125L167 124V125H166L167 127L165 126L166 128L162 127V131H163V128L166 130V129H168V128L175 127L174 125L179 126V125L181 124V126H184V123L182 124V122H185V124L187 125V124H188V118H186V114H187V113H186V110H184V109L187 108L186 105H188V104L190 103V102H189L190 100H191V101H194V102H196V101H198V100H200L201 102H204V101H205V105L207 106V104H208V100H207V98H208V97H211V96H212L211 94H214V92H215V94H214L212 97L216 96V94H218V93H220V94H224L225 92H223V87L225 86V84L227 85V84H230L231 82L236 81L235 79H237V76L240 75L242 72H243L245 75L248 73V74L250 75V78H251V79H252V77L254 78V77L256 76L257 81H259V82H255V83H254L253 81H254V80L256 81V79L254 78V80H252V81L249 80V79H248L249 76H248V74H247V77H248V78H247V82H248V84H249V87H250V86L253 87V91H255V90H254L255 87H256L258 84H260V83L262 82V80H264V79H263V78H264V77H263V76H264V73H263V72H259V71L256 70V69H258V68H256V65H257V53H256V56L254 55V54H255L254 52L258 49V47H259V43H260L259 39L257 40V38H258L257 35H258V34L256 33V31H257L256 29H257V26L259 27L258 24L261 23L262 27H263V24H264V23H263V20H264V19H263V18H264V11H263V10H264V6H262L264 0H257V1H256V0H247V1H246V0H244V1L242 0V2H240V1L238 2V3H239V4H238L239 6L236 5V4H237V2H235L236 0H231V3H230V4H229L230 0H210L211 2L213 1L212 4H211V2H210L209 0H189L190 4L187 3L186 6L184 5V7H183L184 9L179 8V7L182 6L181 3L183 4L184 2H186L185 0H177V1H176V0H139V1L136 0V1H138V2H136L135 0H134V2H133L132 0H98V1H96V0H95V1H94V0H91L90 3H93L92 7H91L90 3L88 4V3H87L88 1H87V2H86ZM159 1L162 2V3H161V7L159 6V5H160ZM167 1H168V2H167ZM187 1H188V0H187ZM224 1H225V2L228 1V2H226L227 4H226ZM232 1H233V2H232ZM237 1H238V0H237ZM35 2H36V1L34 0V3H35ZM49 2H50V3H49ZM67 2H66V3H67ZM74 2H75L76 4H75ZM131 2H133V3H131ZM135 2H136V3H135ZM177 2H178V3H177ZM217 2H218V3H217ZM255 2H256V3H255ZM260 2H261V11H263V12H262V14H260V15L257 14V15H258V18H257L256 13L254 14V12H253L252 10H256V6L259 7ZM96 3H97V4H96ZM130 3H131V4H130ZM134 3H135V4H134ZM137 3H138V4L140 3V4H139L140 6H142V4H143L142 8H140L142 12L140 11L139 8L137 9V7H138V4H137ZM176 3H177V4L180 3L181 6H180V5H177ZM233 3L237 6V7H236V9H237L236 11L233 10V9H234V8H233V7H234ZM244 3H246V7L244 6ZM46 4H47V5L50 4V5L52 6V8H50V6H47ZM73 4H74V5H73ZM78 4H79V5H78ZM83 4H84V5H83ZM85 4H86V5H85ZM136 4H137V6H136ZM155 4H156V5H155ZM168 4H169V5H168ZM170 4H172V6L174 7L173 9H175V8L177 9V6H179L178 9H179V10L182 9V11H181L182 13L186 12V13H184V16H183V14H182L181 12H180L178 15H176V16H175L174 14H172V15H174V16H173L174 18H175V17L177 18V17L179 16V18H178L179 20H178V19H175V20L173 19L174 21H172V18H170V17H172V16L169 14V11H170V13H173L174 11H173V9H172V7H171ZM202 4H204V5H202ZM208 4H209V5H208ZM223 4H224V5H223ZM228 4H229L230 6H228ZM248 4H249V5L251 4L252 6H254V5L256 4V6L253 7L254 9H252V7L250 6V9H249V5H248ZM253 4H254V5H253ZM3 5H2V7H0V8H3ZM61 5H60V6H61ZM132 5H134V7L136 6V8L131 7V9H130V6H132ZM167 5H168V10H167ZM225 5H226V8L224 9ZM231 5H233V6H231ZM45 6H46V7H45ZM78 6H79V7H78ZM88 6H89L90 9L88 8ZM94 6H95V7H94ZM146 6H147V8H149L148 10H147ZM152 6H153V7H152ZM154 6H156V7H154ZM158 6H159L160 8H159ZM202 6H203V7H202ZM241 6H242V7H241ZM243 6H244V7H243ZM247 6H248V7H247ZM4 7H5V6H4ZM64 7H63V10H62V11L65 10L66 7H65V8H64ZM85 7H86V9H85ZM93 7H94V8H93ZM126 7H127L128 9H130V10L126 9ZM194 7H195L196 12H195V10H194ZM229 7H230L231 9H230ZM240 7H241V8H240ZM55 8H56V10H55ZM59 8H61V7H59ZM73 8H74V9H73ZM124 8H125L126 11L124 10ZM143 8H144V11L142 10ZM169 8H171V10H170ZM190 8H191V10L193 11L192 14H191V10H189ZM196 8H197V9H196ZM199 8H200V9H199ZM201 8H202V10H201ZM228 8H229L230 10H227ZM232 8H233V9H232ZM243 8H245V9L247 8V9H246L247 11H244ZM61 9H62V8H61ZM71 9H72V12L69 13V12L71 11ZM75 9L77 10V11H76L77 13L75 12ZM78 9H80V11H79ZM83 9H85L86 12H87V9H89V10H90V12H89L90 15L86 14V15H87V17H86V15H84L85 13H84V12L82 13ZM99 9H100V10H99ZM134 9H135V11H134ZM159 9H160V10H159ZM176 9H175V11H176ZM178 9H177V10H178ZM217 9H218V10H217ZM223 9H224V10H223ZM257 9H258V8H257ZM34 10H36V11H37V14H38V9H35V8H34ZM49 10H50V11H49ZM66 10H67V9H66ZM85 10H84V11H85ZM98 10H99V11H98ZM123 10H124V12H123ZM127 10H128V12H127ZM155 10H156V11H155ZM157 10L159 11V13H157ZM166 10H167V11H166ZM183 10H185V11H183ZM199 10H200V11H199ZM220 10H221V11H220ZM222 10H223V11H222ZM241 10H242V11H241ZM248 10H249V11H248ZM43 11H42V12H43ZM48 11H49V12H48ZM54 11H53V13H54ZM154 11H155V12H154ZM172 11H173V12H172ZM216 11H217V13H216ZM229 11H230V12H229ZM250 11H251V13H250ZM45 12H46V11H45ZM64 12H65V11H64ZM73 12H75L76 14H73ZM121 12H123V13H121ZM133 12H135V13H133ZM143 12H144V13H143ZM149 12H150V13H149ZM152 12H153V14H154V13H155V14L157 13V15L159 16V19H160V20L158 19V16L155 17L154 15H152ZM165 12H166V13H165ZM213 12H214V17H213ZM219 12H221L220 16H221L222 18L219 17ZM227 12H228L229 14L232 13V15L230 16ZM237 12H239V14H238ZM243 12H244L245 14H247V16L249 17V19H250V18L252 19L251 24H250L251 27H248V29H249V28H250V29L248 30V32L245 31V33H246L247 35L244 34V32H243V31L246 29L245 26H246L247 24L245 23L246 25H244V20H243V22L241 21V20L245 17V16H244L245 14H243ZM31 13H32V11H31ZM40 13H41V11H40ZM40 13H39V15H38V16L40 17V19H41L42 16H45V17L47 18V15H46L44 12H43V13H44L45 15H42V16H41L42 13H41V14H40ZM57 13H55L56 16L58 15ZM131 13L133 14V16H132ZM142 13L145 14V15H143ZM174 13H175V12H174ZM226 13H227V15H226ZM234 13H235V19L232 17V16L234 15ZM257 13H259V12H257ZM134 14H135V15H134ZM149 14H151L152 16H151V15L149 16ZM160 14H161V15H160ZM175 14H176V13H175ZM188 14H189V15H188ZM200 14H202V15H200ZM204 14L208 15V17H205ZM215 14H216V15H215ZM242 14H243L244 17L241 18L240 15H242ZM252 14H254L256 18H255L254 16H252ZM31 15H33V14H31ZM35 15H36V14H35ZM52 15H54V14H52ZM72 15H73V16H72ZM82 15H84V16H82ZM136 15H137V16H136ZM146 15H147L148 17H147ZM169 15H170V17H169ZM194 15H195V17L193 18ZM209 15H210V16H209ZM228 15H229V16H228ZM238 15H239V16H238ZM54 16H55V15H54ZM69 16H72V17L70 18ZM102 16H103V20H104V21L102 20L101 22H104L103 24L100 22V19L102 18ZM126 16H127V17H126ZM129 16H130V17H129ZM145 16H146V17H145ZM153 16H154V17H153ZM161 16H162V18H163V16H165V17L162 19L163 24H162V22H161ZM200 16H201V18H200ZM202 16L205 17V18H202ZM215 16H216V18H215ZM225 16H226V17H225ZM237 16H238V17H237ZM66 17H68L69 19H68V18L66 19ZM81 17H83V20H82ZM107 17H109V18H107ZM125 17H126V18L129 17V18H128V19H125V20H124L125 22H123V19H124ZM135 17H136V18H135ZM150 17H151L152 19H150ZM181 17H182V18H181ZM183 17H184V18H183ZM196 17H199V18H196ZM212 17H213L217 22L214 21V19H212ZM228 17H229V18H228ZM239 17H240L241 20L239 19ZM261 17H262V18H261ZM46 18H45V20H44V18H42V21H44L43 26L47 25V23L50 22V20H48V22L46 23V22H45V21H47ZM59 18H61V16H59ZM59 18H58V19H59ZM99 18H100V19H99ZM106 18H107V19H106ZM138 18H139V19H138ZM153 18H154V19H153ZM155 18H156V19H155ZM185 18H187L188 20H190L189 22H190V26H191V27L189 26L190 28H188V29L185 28V30H186V29H187L188 31H190V29H191V31L193 30L192 32L194 33V35H193V33H192L190 36H186V35H187L186 32H188L187 30H186V32L184 31L185 33L182 32V35H181V33L178 34V33H179V30H177V29L179 28V25L181 26L180 22H183V23L186 22V19H185ZM218 18H220V19H222V20H225V21L227 20V22H224V21H223V22H224V24H223L222 20H220V19L218 20ZM232 18L234 19V21H233ZM259 18L262 20V22H259V21H261ZM32 19H33V20H32ZM32 19H31V20H32V24L30 23L31 25L28 26L29 29H28V27L26 28L28 31L25 29L26 32H28V33H29V31H32V30H34L35 28H37V27H34V26H33L34 28L31 27L32 25L37 24V23H35V20H36V19H35L34 17H33ZM34 19H35V20H34ZM40 19L38 18V20H36V22H40V21H39ZM48 19H49V15H48ZM54 19H55V20H54ZM58 19H57V20H58ZM78 19H79V20H78ZM90 19H91V20H90ZM93 19H95V20H96V19H99V20H97V22L99 21L100 23H98V24L95 23L94 21H92ZM143 19H144V20H143ZM165 19H166V21H165ZM184 19H185V21H184ZM191 19H192V20H191ZM199 19H200V20H199ZM228 19H229V21H228ZM231 19H232V21H233L234 23H233V22H232V23L230 22ZM247 19H248V18H247ZM247 19H246V20H247ZM251 19H250V20H251ZM257 19H259V20H257ZM57 20H56V21H57ZM77 20H78L79 23L77 22ZM85 20H86V21H85ZM111 20H113V21H111ZM137 20H138V22L134 24L133 22H136ZM142 20H143V21H142ZM163 20H164V21H163ZM168 20H169V21L171 20V21L169 22ZM182 20H183V21H182ZM188 20H187V21H188ZM193 20H194V21L196 20V21H195L196 23H197V22L199 23V21H200V26H198V25H199L198 23H197L198 25H195V23H194ZM209 20H210L211 22H210ZM256 20H257V21H256ZM72 21H73V22H72ZM74 21L77 22V23H75ZM110 21H111L112 23H111ZM132 21H133V22H132ZM139 21H140V22H139ZM141 21H142V22H141ZM147 21H148V22H147ZM179 21H180V22H179ZM237 21H238V22H237ZM239 21H240V22H239ZM67 22H69V23H67ZM83 22H87V24H85L86 26L83 24ZM131 22L133 23V25H132V24L128 25V23H131ZM160 22H161V23H160ZM166 22H167V23H166ZM172 22H173V23H172ZM177 22H179V23H177ZM213 22H215V23L213 24ZM221 22H222V23H221ZM246 22H248V20H247ZM257 22H258V23H257ZM33 23H35V24H33ZM71 23H72V24H71ZM74 23H75V24H74ZM93 23H94V24H93ZM125 23H126V26H127L128 28H131V27H132L131 30L133 29V27H135V26H137V27H135V28L132 30V31H133V32H132V31H130L129 29H127V28L125 27V25H124ZM144 23H145V24H144ZM168 23H169V24H168ZM170 23H171V24H170ZM226 23H228V24L225 25ZM242 23H243V24H242ZM255 23H257V26H256ZM262 23H263V24H262ZM38 24H39V23H38ZM67 24H68V25H69V24L72 25V29H71V30L73 31V33H70V36H71V34H73L72 37H74V35L76 36V34H78V33H85V35H84L81 39H80V38H78V39L76 38V39H74L71 43L67 44V45H72L71 48H70V46H69L68 48L70 49V52H72V55H73L74 57H73L72 55H71V57H70V55H69V56H68L69 58H67V57H65V58H66L67 60L69 59V61H70V59L73 60V61H71L73 65L71 64V62H70L71 65H70V64H69V65H70V66H74V67H73V69H72V67H68V65L66 66V67H68V69L70 70V72L67 71L68 74H67V76H66V72H64L66 68H65V69L63 68V67H65V66H63V63H64V62L66 63V61H64V60H65V59H64V56H66V55H64V53H66V52L69 51V50H68V48L66 47L67 51L64 52V50H66V49H65V46H64V45H65V42H64V39H65V38H64V37H66V39H68L67 42L70 41L71 37H69V36H64V37H62V38H60V39L58 40L55 36H56V33H57V32L62 31V30H65V29L68 27ZM79 24H80V25H79ZM99 24H100V25H99ZM104 24H106V25H104ZM137 24H138V25H137ZM142 24H143L144 26H143ZM150 24H152V25H150ZM175 24H179V25H175ZM191 24H192L193 26H192ZM203 24H204V27H202ZM211 24H212V29H213V27H214V30H216V28H217L218 30H217V31H214V30H213L212 32H211V31L209 32V29H211ZM217 24L219 25V27H218ZM229 24H230V25H229ZM236 24H237V27H236ZM238 24H239V26H238ZM26 25H27V24H26ZM40 25H42V24L40 23V24L37 25V26H40ZM48 25H49V24H48ZM65 25H66V26H65ZM78 25H79V26H78ZM88 25H89V26H88ZM94 25H95V27H94ZM96 25H97V26H96ZM98 25H99V26H98ZM102 25H104V27H103ZM109 25H110V26H109ZM153 25H155L156 27L153 26ZM161 25L164 26V30L162 29L163 27H162ZM170 25H171V26H170ZM188 25H189V24H188ZM194 25H195V27H194ZM207 25H208L209 29H208ZM220 25H221V26H220ZM224 25L226 26L225 28H224ZM248 25H249V24H248ZM250 25H249V26H250ZM35 26H36V25H35ZM77 26H78V27H77ZM80 26H81V29L79 30V27H80ZM92 26H93V27H92ZM139 26H140V27H139ZM147 26H148V30L146 31ZM151 26H152V28H151ZM168 26H170V27L168 28ZM182 26H183V25H182ZM185 26H186V25H185ZM241 26H243V27L241 28ZM252 26H253V28H252ZM25 27H26V26H25ZM30 27L32 28V30H30ZM48 27H49V26H48ZM64 27H65V28H64ZM74 27H75V28H74ZM109 27H110V28H109ZM122 27L124 28L123 30H122ZM138 27L140 28V30H139ZM141 27H142V28H141ZM154 27H155V28H154ZM161 27H162V28H161ZM186 27H187V26H186ZM193 27H194V28H193ZM201 27H202V28H201ZM220 27H222V28H220ZM234 27H235V28H234ZM262 27H261V30L263 29ZM77 28H78V29H77ZM84 28H85L86 30H85ZM100 28L102 29V31H101V30L99 31ZM104 28H105V30H104ZM112 28H113V29H112ZM158 28H159V29H158ZM160 28H161V29H160ZM170 28H172V29H170ZM180 28H181V27H180ZM196 28H197V30L199 29L200 31H197ZM200 28H201L202 30H201ZM219 28H220L221 31H222L221 34H219V32H218V31L220 30ZM244 28H245V29H244ZM22 29H24V28L21 27V31H22ZM108 29H109V30H108ZM125 29H126V30H125ZM167 29H168V30H167ZM194 29H195V31H194ZM206 29H208V33H207V30H206ZM212 29H211V30H212ZM228 29H229V31H228ZM235 29H236V30H235ZM238 29H239V30H238ZM53 30H54V31H53ZM81 30H82L83 32H82ZM84 30H85V31H84ZM90 30H91V31H90ZM112 30H114V31L116 30V32H113ZM149 30H150V31H149ZM152 30H153V31H152ZM166 30H167V31H166ZM176 30H177L178 33L175 35ZM181 30H182V29H181ZM225 30H227L228 32H230V34H232V36H233V35H234V36H235V35L237 36V37H235V40H234L233 37H230V38H233V40H234V41L232 42V44L230 43V45H229V44L226 42V43L229 45V48H228L229 50L227 49V50H228V51H227V58H225V57H226V51H225V50H222V48H223L224 46H226V45H222V44H226V43H224L223 41L227 40L225 35H224V37H223V34L226 33ZM237 30H238V32H237ZM251 30H253V31L255 30V31H254V32H253V31L251 32ZM52 31H53V33H52ZM72 31H71V32H72ZM80 31H81V32H80ZM106 31H107V32H106ZM119 31H120V32H119ZM123 31H124V33L126 34V36H129V37H126V36L124 35ZM129 31H130V34L126 33V32H129ZM191 31H190V33H191ZM221 31H220V32H221ZM231 31H232V32H231ZM235 31H236L237 34H236V33L233 34ZM22 32H25V31L23 30ZM49 32H50V34H52L53 36L50 37ZM77 32H78V33H77ZM101 32H102V34H101ZM103 32H104V33H103ZM110 32H111V33H110ZM144 32L146 33L145 37H144ZM149 32H153V33H154V34H152L153 36H152V35L147 36V35H149ZM156 32H158V33H156ZM196 32H197L198 34H197ZM203 32H204V33H203ZM214 32H217V35H216V33H214ZM228 32H227V34H228ZM262 32L264 33V31H262ZM75 33H76V34H75ZM107 33H109V35H107ZM113 33H115V34L118 33L119 35H118V34L116 35L115 40L113 39L114 41H113V40L110 41L111 37H112V36L114 37V35H115V34L113 35ZM131 33H132V34H131ZM190 33H188V34H190ZM205 33H207V35H205ZM242 33L245 35V38H244V35H243ZM252 33H253V34H252ZM254 33H255V36H254ZM141 34H142V36H141ZM150 34H151V33H150ZM157 34H158V35H157ZM168 34H169V35H168ZM183 34L185 35L187 41H186V39H182V38H185ZM208 34H209L210 36H209ZM213 34H215V36L212 37L211 35H213ZM227 34H226V35H227ZM249 34H250V35H249ZM256 34H257V35H256ZM46 35H49V37H46ZM54 35H55V36H54ZM96 35H97V36H96ZM100 35H101V36H100ZM106 35H107L108 37H107ZM155 35H156V36H155ZM165 35H168L169 37H170V36H171V37H174L175 42H173L174 40L172 41L173 38H171V37H170V38H169V37H165ZM172 35H173V36H172ZM178 35H179V36H178ZM180 35H181V36H180ZM242 35H243V36H242ZM252 35H253V36H252ZM118 36H119V38H118ZM124 36H125V37H124ZM137 36H138V37L141 36V39H140V37L138 38ZM151 36H152L154 39H152ZM207 36L209 37V40H208V37H207ZM247 36H248V37H247ZM250 36H251V37H250ZM262 36H263V35H262ZM18 37H19V36H18ZM90 37H92L94 40H93V39L90 40ZM101 37H102V38H101ZM103 37H105V38L103 39ZM106 37H107V38H106ZM120 37H121L122 39H126V40H124V41H125L126 44H127V45H125V49H123V48L121 47L122 50H118V49H117V48H118V46H117L118 43H117V42H121V41H122V40L120 41ZM135 37H136V38H135ZM156 37H157V38H156ZM161 37H162V38H161ZM178 37H179L180 39H179ZM189 37H190L189 40H191V39H192V40H195V38H196V41H195V42H194V41H193V42H191V41L188 42V38H189ZM194 37H195V38H194ZM227 37L229 38V36H227ZM246 37L248 38L249 41L246 40V39H247ZM254 37H256V39H255ZM20 38H21V36H20ZM49 38H50V40H49ZM52 38H53V39H52ZM54 38H56L55 41L57 40V41H56L57 43H58V41H60L61 39H63V38H64V39H63L62 41L59 42V45H57L56 42H53ZM98 38H99V39H98ZM116 38H117V39H116ZM130 38H131L132 40H131ZM146 38H147V39H146ZM167 38H169V39H167ZM212 38H213V39H212ZM215 38H216V42H215V40H214ZM249 38H250V39H249ZM253 38H254V39H253ZM21 39H23V36H22ZM44 39H46V40L43 41ZM72 39H73V38H72ZM105 39H106V40L108 39L106 44H105V42H106ZM128 39H129L130 41H129ZM135 39H137V40H135ZM145 39H146V40H145ZM181 39H182V40H181ZM197 39H198V40H197ZM202 39H204V40H202ZM223 39H225V40H223ZM236 39H237L238 41H237ZM76 40H77V42L80 43V45L82 44L81 47L84 48V49H85V48H88V46L93 47L92 45H94L93 49L90 48V54L93 53V55H94V56H92V57H93V58H92L93 60L90 61L91 57H90V54H89V49H88V50L85 49L86 52H88V53L85 55L86 58H84V59L82 58V57H85V56L80 57V55L83 54V53H82L83 50H81L82 48H80L79 44H78L79 48H77V46H76V45H77ZM89 40H90V41H89ZM99 40H100V42H102V43H101L102 45L100 44ZM101 40H102V41H101ZM127 40H128L129 42H128ZM134 40L137 41V43L139 42V43H138L139 46H142V45H145V46H146L147 42H151V46H150V47L148 46V48L145 49V50H141V49H144L143 46H142L141 48L139 47V48H140V49H139V48H138V44H137L136 42H134ZM140 40H141L142 42H141ZM143 40H144V41H143ZM154 40H156V42H157L158 44H154V45H152V43L155 42ZM162 40L165 41L166 43H165V44H162V42H163ZM184 40H185V41H184ZM200 40H201V41H200ZM211 40H214V41H211ZM220 40H221L223 43L220 42ZM228 40H229V39H228ZM8 41H9V40H8ZM24 41H25V39H24ZM40 41H41L42 43H40V45H39V42H40ZM49 41H50V45L47 46V43H49ZM65 41H66V40H65ZM74 41H75V42H74ZM88 41H89V42H88ZM104 41H105V42H104ZM112 41H113V42H112ZM145 41H146V42H145ZM159 41H160V42H159ZM170 41H171V43H168V42H170ZM183 41L185 42V44H184ZM202 41H203V42H202ZM210 41H211V42H210ZM236 41H237V42H236ZM250 41H251V42H250ZM256 41H257V43H256ZM18 42H19L20 44H19ZM22 42H23V40H22ZM34 42H35V43H34ZM43 42H47V43H46V46H47V47L45 46L46 48L43 47V45H45ZM51 42H52V43H51ZM84 42H85V43H84ZM92 42H93V43H92ZM122 42H123V41H122ZM172 42H173V46H171L172 48H170V52H169V54H170L171 57H173V59H169L170 57L167 56V55H169V54H168V50H169L168 48H169V47H167L166 45H167V44H168V45H169V44L172 45ZM186 42H188V43H190V44L193 43V44H191V45H192V47H191L192 49H193V48L195 49V47H198V46H201L202 48H205V50H204L205 52H204V51H203V52H199L198 49L196 48V49H195L196 52H194L195 50L193 49V52H194V54H193L192 51L189 52V51L187 50V51L190 53V55H191V54L193 55V56H191L192 58H190V55H189V58L186 59V58L188 57V54H189V53H186V54H187V57H185V58H184V56H185L186 54L184 55L183 53H181V54H183V55H181V56H182V59L178 56V57H179V58H178L179 61L177 60V61H178V63H177L174 59H176L177 55H180L179 50L182 51V50H183V47H186L185 45L188 44V43H186ZM206 42H210V43L208 44V43H206ZM239 42H240V43H239ZM244 42H245L246 44H245ZM247 42H248L249 44H248ZM252 42H253V43H252ZM53 43H55V44H53ZM61 43H62V44H61ZM75 43H76V44H75ZM91 43H92V44H91ZM111 43H112V44H111ZM116 43H117V44H116ZM140 43H143V44L140 45ZM163 43H164V42H163ZM177 43H178V44H177ZM199 43H200V45H199ZM202 43H203L204 45H202ZM205 43H206V45H205ZM213 43H215L214 46H215L216 49H215L214 47H213V48L210 47V44L213 45ZM219 43H220V44H219ZM221 43H222V44H221ZM237 43H238V44H237ZM254 43H255V44H254ZM28 44H29V46H28ZM36 44H37V45H36ZM42 44H43V45H42ZM51 44H52V45H51ZM73 44H75V45L73 46ZM85 44H86V45H85ZM115 44H116V45H115ZM121 44H123V43H121ZM124 44H125V43H124ZM132 44H133V45H132ZM159 44H160V45H159ZM176 44H177V45H176ZM181 44H182L183 47L181 46ZM183 44H184V45H183ZM190 44H188L187 46H189ZM195 44H196V45H195ZM197 44H198V45H197ZM218 44H219V46L217 47ZM242 44L244 45V47H243ZM251 44H252V45H251ZM6 45H7L8 47H7ZM30 45H32V49H31V46H30ZM38 45H39V46H38ZM111 45H112V46H111ZM157 45L159 46V48H160L161 50H163V47H164V46H166V48L164 47L165 50H166V49H168V50H167L166 52L164 51V53H162V52H160L161 50H160L158 47H156ZM191 45H190V46H191ZM194 45H195V47H193ZM207 45H209V46H207ZM212 45H211V46H212ZM228 45H227V46H228ZM233 45H234V47H235V45H236V46L238 45V46L234 48ZM240 45H241V46H240ZM19 46L22 47V48H21V51H20V49H19V48H20ZM25 46H26V49H27V50L25 49ZM49 46H50V47H49ZM51 46H52V47H51ZM54 46H55V47L57 46V48L55 49ZM133 46H134V47H133ZM145 46H144V47H145ZM203 46H205V47H203ZM221 46H222V47H221ZM247 46H248L249 48H248ZM253 46H254L255 49H256V50H254V51H253L252 49L250 50V48H252ZM2 47H3V48H2ZM18 47H19V48H18ZM28 47H29L30 50H32V51H30ZM38 47H40V48H39V49H36V48H38ZM42 47H43V48H42ZM63 47H64V48H63ZM73 47H74L75 49H77V51H78L80 54H79L78 52L73 51V50H75ZM112 47H115V48L113 49ZM146 47H147V46H146ZM173 47H174V48H173ZM181 47H182V48H181ZM208 47H209V48H208ZM219 47H220V49H219ZM232 47H233V48H232ZM239 47H243V49L245 48V52L247 51V54H245V52L242 51V48H241V50H240V51H242V52L236 51V50H238ZM4 48H5V49H4ZM16 48H17V49H16ZM34 48H35L36 50H35ZM50 48H51V51H50ZM61 48H63V50H62ZM95 48H96L97 50H94ZM119 48H120V45H119ZM180 48H181V49H180ZM189 48H190V47H189ZM191 48H190V49H191ZM3 49H4V50H3ZM57 49L60 50V51H58ZM79 49H80V51H79ZM185 49H188V48H185ZM185 49H184V51H185ZM192 49H191V50H192ZM209 49H213V50L215 49V50H214L215 52L213 51V54L215 55V53L217 52V55L214 56V55L211 53V50H209ZM224 49H226V48L224 47ZM239 49H240V48H239ZM56 50H57V51H56ZM85 50H84V51H85ZM117 50L120 52L121 55H120V56H118L119 54L117 55V56H118V61H116V60H117V58H116L117 56L115 57L116 60H115V61H112V60H114V59H110V58H111L110 54H111V55H113V54L116 55V53H119ZM123 50H124V52H122ZM138 50H140V51H138ZM175 50H176V51H175ZM216 50H217V51H216ZM232 50L235 52V54H237L236 52H239V53L241 54V55H240V54L238 53V54H239L238 57H239V58H242L241 61H240V59L238 58L239 61H240V64H238V61H236V59H237V58H236V55L233 54L234 52H233ZM248 50H249V51H248ZM29 51H30V52H29ZM106 51H108L109 54H107ZM115 51H116V52H115ZM151 51H152V52H151ZM171 51H172V53H174L173 55H171V54H172ZM187 51H185V52H187ZM209 51H210V53H209ZM42 52H43L44 54H43ZM60 52H61L62 56H60ZM63 52H64V53H63ZM86 52H84V53H86ZM104 52H105V53H104ZM112 52H113V54H112ZM140 52H141V53H140ZM142 52H144V53H142ZM218 52H219V53L222 52V54H221V53L218 54ZM224 52H225V53H224ZM32 53L34 54V57L32 56ZM76 53H78V57H77ZM125 53H126V54H125ZM132 53H133V54H132ZM158 53H159V54H158ZM161 53H162V54H161ZM176 53H179V54H176ZM197 53H198V54H197ZM200 53H201V54H200ZM253 53H254V54H253ZM1 54H3V55H1ZM6 54H7V55H6ZM30 54H31V56H32L31 58H30ZM47 54H46V57L48 56ZM66 54L68 55V52H67ZM70 54H71V53H70ZM88 54H89V56H87ZM128 54H129V56H128ZM135 54H136V55H135ZM150 54H151V55H150ZM199 54H200V55H199ZM238 54H237V55H238ZM263 54H264V52H263L262 54H260V61L262 60V56H263ZM63 55H64V56H63ZM75 55H76V56H75ZM144 55H145V56H144ZM161 55H162V57H163L162 59L166 58V59H164L165 62H164V60H163L164 63H161L162 61L160 62V64H159V62H156V65H157V66L154 64V63H155L154 61L149 60V57H150V58H152V57H157V58H153V59H155V60H157V61H160L161 59H160V60H158V59L160 58L159 56H161ZM196 55H199V56L197 57ZM206 55H208L207 58H206V57H205V58H202L203 56H206ZM211 55H213V56L215 57V59L217 58V60L215 61V59H213V61H212V58L210 57ZM221 55H222V56H221ZM233 55H234V58H233ZM247 55L249 56V59H247V57H248ZM39 56H40V57H39ZM113 56H114V55H113ZM113 56H112V57H113ZM124 56H125L126 58L123 59ZM133 56H134V57H133ZM151 56H152V57H151ZM164 56H165V57H164ZM243 56H244V57H243ZM28 57H29V58H28ZM48 57H49V56H48ZM48 57H47V58H48ZM56 57H58V58H56ZM61 57H63V58H61ZM72 57H73V58H72ZM94 57H95V58H94ZM104 57H105V60H104ZM106 57H108V59H107ZM214 57H213V58H214ZM221 57H222V58H221ZM60 58H61V59H60ZM79 58H81V59H79ZM113 58H114V57H113ZM210 58H211V59H210ZM220 58H221V59H220ZM245 58H246L247 60H246ZM32 59H33V60H32ZM62 59H63V60H62ZM96 59H97V60H96ZM185 59L188 60V61H186ZM196 59H198L197 62H196ZM208 59H209V60H208ZM227 59H230L231 62H230L229 60L227 61ZM243 59H245L246 61L244 60V62H243ZM4 60H5V61H4ZM60 60H62V62H60ZM77 60H78V61H77ZM79 60H80V61H79ZM122 60H123V61H122ZM138 60H139V61H138ZM148 60H149V61H148ZM171 60H173V61H171ZM194 60H195V61H194ZM199 60H201V61H199ZM204 60H205V62H207V60H208V63L211 62L212 64H214L213 62L215 61V64H214V66H212V64H211L210 69H208L210 73H209L208 71H206V73H205L206 76H205V74H204L205 77L203 76V79L201 80L202 77H201V78L199 77L200 74H201V71H196V70H199V69H197V68L202 67V65H203L204 68H206V69H204V68L202 67L203 70H204V71L207 70V67H205V66H206V63H205V65H204ZM210 60H211V61H210ZM233 60H235V61H234L235 63L233 62ZM56 61H57L58 63L60 62V63H61V67L64 69V70L62 69V71L65 73V75H63L64 73L62 74V76H65L64 78H61V75H60V74L62 73V71H60L61 69H59V68H61V67H58L59 64H58ZM63 61H64V62H63ZM69 61H67L66 64H68ZM92 61H93V63H92ZM94 61H95V62H94ZM121 61H122V62H121ZM126 61H127V62H126ZM142 61H143L144 63H143ZM145 61H147V62H149V63H147V62H145ZM151 61H152V62H151ZM169 61H170V62H169ZM174 61L177 63L176 65H175V62H174ZM202 61H203V62H202ZM224 61H225V64L223 63ZM253 61H255L254 64H253ZM53 62H54V63L56 62L58 65L55 64V65H57V66H55ZM114 62H116V63H114ZM168 62H169V63H168ZM183 62H184L185 65L183 64ZM194 62H195V63H198L200 67H197V68H196V65L198 66V64H195V66L193 67L192 64L194 65ZM200 62H201L202 64H201ZM248 62H249V63H248ZM91 63H92V64H91ZM94 63H96V64L94 65ZM142 63H143V65H142ZM157 63H158V64H157ZM167 63H168V64H167ZM170 63H171L170 66H173V67H172V70H171L170 67H168V65H169ZM190 63H191V64H190ZM243 63H244V65H245V64H246V65L244 66ZM259 63H260V62H259ZM261 63H262V61H261ZM4 64H5V63H4ZM4 64H2V66H3ZM25 64H26V63H25ZM27 64H28V65H29V64L31 65V63H29V62H27ZM27 64H26V65H27ZM52 64H53L54 66H53ZM74 64H75V65H74ZM90 64H91V65H90ZM109 64H110V65H109ZM120 64H121V65H120ZM123 64H124V65H123ZM144 64H145V65H144ZM152 64H153L154 66H153ZM161 64H164V65H162V67H161ZM178 64H179V67H178ZM34 65H35V66H34ZM42 65H44L45 67H43ZM50 65H51L53 68L55 67V69L52 68V70H57V71H58V69H59L58 72L56 71L57 73H56V72H54V73L57 74V77H58V75H59V79H60V81H59V79L56 78V76H53V78L55 77V78H54V82H56V79H57V82H56V83H57V87L55 88L56 90H55V89L53 90V91H56V93L53 95V97L51 96L52 99H50V101H53V102L55 103V104H54V103L52 102V103H53V104H52L53 106H52L51 108H49V105H50V104L48 103V100H47V99H49V98H51V97H47V98L45 97V96H47V94L49 93V92L46 93L45 91H50V90H48V89H49V88H48V85L50 84V80H49V82H48V79H47L46 77H48V74H49L48 72H49V71L53 72L52 70H48V69L51 68ZM115 65H116V66H115ZM183 65H184V66H183ZM188 65H189V66H188ZM207 65H208V64H207ZM223 65H224V66H223ZM2 66H0V67H2ZM144 66H146V68H145ZM163 66H164V67H163ZM174 66L177 67V68H175ZM186 66H187V69H185ZM216 66H217V68H216ZM231 66H232L233 68H234V67H235V68L233 69V71H231V73L228 72V74L230 75L229 77H232V76H233V78H232L233 80H232L231 78L229 79V77H227V79H226V77H225L226 80L222 79V78H224L225 75H228V74L226 73L228 69L232 70V69H231ZM240 66H241V67H240ZM13 67H15V65H14ZM27 67H28V66H27ZM34 67H36V68L34 69ZM57 67H58V68H57ZM110 67H111V68H110ZM126 67H127V66H126ZM141 67H143L142 69H144L146 72L142 71ZM153 67H154L155 69H154ZM158 67H159V69H158ZM184 67H185V68H184ZM188 67H189V68H188ZM191 67H192V68H191ZM220 67H223V68H220ZM229 67H230V68H229ZM249 67H251V68H249ZM253 67H254V68H253ZM37 68H38L39 70H40V68H41L42 71L44 70L43 72H45V70H46L47 72H46V73H41V70H40V71L38 70L37 73H38L39 75L41 74V75H40L41 77L39 78V77H38V74L36 73V69H37ZM42 68H44V69H42ZM45 68H46V69H45ZM77 68H76V69H77ZM82 68H83V67H82ZM84 68H83V69H84ZM147 68H148V69H147ZM152 68H153V69H152ZM168 68H169V69H168ZM179 68H180V73H181L182 70H183V71L186 70V71H184V72H187V74H189V75L184 74L183 71H182L181 74H178L179 72L177 73V69H178V71H179ZM181 68H182V69H181ZM194 68H196V69L194 70ZM202 68H200V69H202ZM240 68H241V69L243 68V69L240 70ZM244 68H245V69H244ZM68 69H67V70H68ZM78 69H77V70H78ZM85 69H84V70H85ZM93 69H95V68H93ZM189 69H190V70H189ZM216 69H217V70H216ZM235 69H237V70H235ZM248 69L253 70V71H252V72H247V71H249ZM254 69H255V70H254ZM31 70H33L34 72L31 71ZM97 70H98V67H97ZM170 70H171V73L168 74V72H169ZM203 70H202V72H203ZM213 70H215V71L213 72ZM95 71H96V70H95ZM128 71H129V73H130L132 76L128 73ZM134 71H136V72H134ZM157 71H158V72H157ZM190 71H191V72H190ZM194 71H195V72H194ZM216 71H217V73H218L219 75H220V74L223 75V77L220 75V76L222 77L221 79L218 78V77H220V76H219V75L217 76ZM224 71H226L225 74H224V73H221V72H224ZM228 71H229V70H228ZM255 71H257L256 74H255ZM51 72H50V75H49V76H50V79H52L51 76L53 75V73L51 74ZM75 72H76V73H75ZM88 72H90V71L88 70ZM138 72H139V73H138ZM143 72H144V75L146 76V79H145L144 75H142ZM189 72H190V73H189ZM232 72H234V73H232ZM235 72H237V73H235ZM253 72H254V73H253ZM73 73L76 74V76L73 75ZM83 73H85V71H83ZM83 73H82V75H83ZM156 73H157V74L159 73V75H157ZM195 73H196V75H197L196 77H198V79H200V80H199V81H200V85L203 84V85H201V87H198V86H197V85L199 84V82L197 81L198 79L195 78ZM258 73H260V74H258ZM261 73H262V75H261ZM42 74H44V76H46L45 78L47 79V82H45L44 80H42V81L44 82V83H42V81L39 80V79L43 78V77H42ZM45 74H47V75H45ZM80 74H81V73H79V75H80ZM104 74H105V75H104ZM123 74H124V76H123ZM152 74H153V75H152ZM167 74H168L169 76H167ZM182 74H183V76H184V75L190 76V74H192V75L194 74L193 76H190V77L188 78V79H190V78L192 77V80H193V78H195V79L193 80L194 82H193L191 79H190V81L186 82L187 79H184L185 77L183 78V77H182ZM208 74H209L210 76H208ZM214 74H215V75H214ZM257 74H258V75H257ZM94 75H95V76H94ZM134 75L136 76V78H137V76L139 77V75L142 76V77L137 78L138 80H137L135 77H134V78H135L134 80H133V78H132V80H133V82H134V83H133V82L130 81L129 79H131V77H133ZM149 75H152V76L149 77ZM154 75H155V78H154ZM156 75H157V76H156ZM164 75H165V76H164ZM177 75H178V76H177ZM202 75H203V74H201V76H202ZM260 75H261V76H260ZM34 76H35V77H34ZM99 76H100V77H99ZM171 76H172V78H171ZM173 76H174V77H173ZM214 76H215L216 78H215ZM257 76L259 77V79H260L261 77H263V78L259 80V79L257 78ZM77 77H78V76H77ZM79 77H78V78H79ZM89 77H88V78H89ZM97 77H98V78H97ZM101 77H102V78H101ZM143 77H144L145 81L147 82V84L145 85V87H151L152 89H149V88H146V89H145L144 87H142V86H144V84H145V82H144V80H143ZM152 77H153V78H152ZM162 77L167 79V80L165 79L166 84H165L164 86H162V84H163V83H162V84H161L162 87H160V88H162V89L159 88L158 90H156V89L154 88V87H155L154 84H157L159 80L163 79ZM167 77H168V78H167ZM180 77L182 78V80H184L183 82H184L185 85H187V87L184 86L183 83L180 81ZM210 77L213 78V79H211ZM73 78H74V79H73ZM94 78H95V79H96V78H97V79L100 78V79H99V82H98V84H97L96 86H93L94 83H92L93 80H94ZM169 78H170V79H169ZM174 78H176V81H175ZM217 78H218V80H219V84H216V83H217ZM46 79H45V80H46ZM116 79H117V80H116ZM141 79H142V81H141ZM148 79H149V80H148ZM158 79H159V80H158ZM84 80H85V81H84ZM115 80H116L118 83H116ZM125 80H126V81H125ZM208 80H210V81H208ZM223 80H224L225 83H223ZM248 80H249V81H248ZM90 81H91V82H90ZM96 81H98V80H96ZM96 81H95V82H96ZM148 81H149V82H148ZM150 81H152V83H151ZM165 81H164V83H165ZM196 81L198 82V84H196ZM201 81H203V83H201ZM260 81H261V82H260ZM6 82H7V81H6ZM54 82H53V80H51V84H50V85H52V83H53V84L56 86V83H54ZM62 82H64V84L66 85V87L63 86L64 84H63ZM170 82H172V83L169 84ZM205 82H206V83H205ZM228 82H229V83H228ZM251 82H252V84H251ZM35 83H36V84H35ZM96 83H97V82H96ZM131 83H132L133 85H132ZM176 83H177V84L180 83V84L178 85L179 88H178V86H177ZM181 83H182V84H181ZM204 83H205V84H204ZM222 83H223V84H222ZM253 83H254V84H253ZM257 83H258V84H257ZM262 83H264V81H263ZM84 84H85V85H84ZM99 84H100V85H99ZM129 84H131L134 88H133L131 85H129ZM173 84H174V85H173ZM209 84H212L211 86L214 87L213 89H212V87H211L212 90H211V89H208V85H209ZM37 85H38V88H37V89H38L39 91H37L36 88H35V87H37ZM50 85H49V86H50ZM83 85H84L85 87H84ZM98 85H99V86H98ZM147 85H149V86H147ZM151 85H152L153 87H152ZM170 85H172V89H171V86H170ZM214 85H215V86H214ZM8 86L10 87V84H9ZM11 86H12L13 90H15V89H14L15 87H14L13 85H11ZM73 86H74V87H73ZM89 86L91 87V85H89ZM130 86L132 87V90H131ZM167 86H168V89H169L168 92L166 91V90H167ZM205 86H207L206 88H207V91L209 90V92H207V91L205 92V91H204V90H205V89H204ZM45 87H46V88H45ZM63 87H64V89H63ZM68 87H67V88H68ZM70 87H72V88L70 89ZM252 87H251V88H252ZM39 88H41V90H40ZM50 88H51V87H50ZM52 88H53V86H52ZM59 88H61V90H60ZM128 88H129L131 91H130ZM141 88H142V89L144 88L145 90L142 91ZM176 88H177L178 90H177ZM183 88H188V89H184L185 94H183L184 92L182 93V91H183L182 89H183ZM191 88H192V86H191ZM72 89H73V90H72ZM77 89H78L79 91H78ZM83 89H84V90H83ZM88 89H89V87H88ZM95 89H93V90H95ZM126 89H128V90L126 91ZM148 89H149V90H148ZM170 89L173 90V91L170 92ZM179 89H180V91L182 90V91H181L182 95H181V93L179 94ZM202 89H204V90H202ZM32 90H33V92H32ZM58 90H59V91H58ZM70 90H71V91H70ZM124 90H125V92H124ZM152 90H154V92H150V91H152ZM210 90H211V91H210ZM27 91H28V90H27ZM27 91H26V92H27ZM88 91H89V90H88ZM144 91H145L146 93H145ZM156 91H157V92H156ZM161 91H163V93H161ZM175 91H176L178 94H177ZM186 91H187V92H186ZM202 91H203V92H202ZM219 91H220V92H219ZM31 92H32V93H31ZM36 92H37V93H36ZM41 92H42V93H45V95H44V94H42V95H44V98H46V99H44V98H43V99H44V101H45V100H46V101L43 102L42 99H40L38 102L36 101V102H37V106H38V107H39L40 105L42 106L43 103L45 104V103L47 102L48 104L46 103V105H48V107H46V108H47V109L49 108V111H50V113H51L52 115H51L50 113L48 114V112H47V114H46V112H44V117L47 116V117H50L51 119H50V118H48V119H47V118H43V113L40 114V111H41L40 108L36 107V108H37V109H36V108L34 107L35 104H34V106H33V103H32V102H35V99H34L35 97H34V95H32V94H36L35 96L38 97V96L41 94ZM86 92L83 93V95L88 94L90 91L87 92V93H86ZM129 92H131V94H130ZM140 92H144V93H143V94H142V93L140 94ZM198 92H199V93H198ZM201 92H202L203 94H200ZM221 92H222V93H221ZM51 93H52V92H51ZM53 93H54V92H53ZM66 93H67V92H66ZM78 93H77V94H78ZM90 93H91V92H90ZM98 93H99V94H98ZM124 93H128V94L126 95V96H128V97H129V95H130V97H129L130 100L124 98ZM152 93H153V94H152ZM155 93H156V94H155ZM160 93H161V94H160ZM171 93H172L173 95H172ZM30 94L34 97V98L32 97L34 101H32V98H30V97H31ZM37 94H38V95H37ZM135 94H136L137 96H136ZM144 94H145V95H144ZM159 94H160L161 96H159ZM163 94H165V95H163ZM176 94H177V95H176ZM198 94H200V96H199L200 98H199V99H198ZM48 95H49V94H48ZM70 95H71V96H69V98H70V97H73V96L75 95V96H76V97L74 96L75 99H76L77 96H78V95H76V93H75L74 95L70 93ZM72 95H73V96H72ZM143 95H144V96H143ZM170 95H171V96H170ZM206 95H207V96H206ZM40 96H41V95H40ZM64 96H66V94H65ZM80 96H81V95H80ZM88 96H89L90 98H89ZM120 96L123 97L124 100H123V98L121 99ZM131 96H132V97H131ZM135 96H136V97H135ZM151 96H152V97H151ZM94 97H93V98H94ZM232 97H233V96H232ZM53 98H54L55 100H53ZM87 98H88V99H91V98H92V93H91L90 95H87ZM87 98H84V97H83V101H85L84 99H87ZM138 98H140L142 101L138 100ZM148 98H149V99H148ZM158 98H159V99H158ZM201 98H202L203 100H202ZM28 99H30V100H28ZM72 99H73V98H72ZM80 99L82 100V98H77V99L74 100V101H76V103H77V100H78L79 103H80V102L84 103V102L81 101ZM133 99H134V100H133ZM150 99H152V100H150ZM157 99H158V100H157ZM205 99H206V100H205ZM37 100H38V99H37ZM122 100H123L124 103L122 102ZM126 100H127L128 104H127V102H125ZM146 100H147V101H146ZM149 100H150V101H149ZM184 100H185L186 102H184ZM4 101H5V100H4ZM31 101H32V102H31ZM87 101H88V100H86V103H87ZM92 101H93V100H92ZM134 101H135V102H134ZM137 101H138V102H137ZM145 101H146V102H145ZM41 102H42V103H41ZM63 102H65V101L63 100ZM144 102H145V103H144ZM147 102H148L149 104H148ZM183 102H184V103H183ZM79 103H78V104H75V106H79V105L81 104L79 107H83V105L86 104V103H85V104H82V103L79 104ZM88 103H89V102H88ZM93 103H94V102H93ZM131 103H132V104H131ZM161 103H162V102H161ZM171 103H172V102H171ZM177 103H178V102H177ZM63 104H64V103H63ZM98 104H99V103H98ZM143 104H144V105H143ZM155 104H156V105H155ZM172 104H173V103H172ZM172 104H170V105H172ZM182 104H183V106H182ZM46 105H43V106H46ZM86 105H87V104H86ZM88 105H90V104H88ZM119 105H120V104H119ZM145 105H146V106H145ZM176 105H177V104H176ZM31 106L34 107V110L32 109ZM41 106H40V107H41ZM50 106H51V105H50ZM90 106H91V105H90ZM90 106H89V107H90ZM123 106L120 105L119 108H117L118 110H117V109H115V110H117V112H119V111H123V110H125V108H124ZM130 106H131V107H130ZM136 106H137V109H138V107H139V108L142 110V111H141V110L139 109V110L143 113L142 115L144 116V120L142 119L143 121H142L141 123H140L141 120L139 121V124H141L142 126H138V125H139L138 122L135 121V119H134V117L137 116L136 110H134V109H136ZM141 106H143V107H145V108H142ZM148 106H149V107H148ZM153 106H154V107H153ZM157 106H158V107H157ZM173 106H174V105H173ZM181 106H182V107H181ZM208 106H209V105H208ZM242 106H243V105H241V106H237V108H236L235 111H237V109H238V111L235 112V114H232V113L234 112V110H230V111H228L227 113H225V114H228V116H230L229 114H232L233 116L231 115L230 118H227L228 116L225 115L224 113H222V110H220L221 112H219V110L216 111L215 117L212 119L211 122H210V121L208 122L207 119H206L207 122L203 120L204 122H206V123H205L206 126L203 124L204 122H201V125H200V126H201V127L203 126V130L205 131V127H206V129H207V131H205L204 135L201 136V134H203L202 132H204L202 129L196 130L195 132H197V133L194 132V134H193V135H196V136H195V139H194V136H192L193 140H191V141L188 140V143H187V144H186V143L184 144V142L179 141V140H180L179 138H183V137H180L179 133H178L179 136L177 137V135H176L174 138H175L177 141L181 142L180 144H179V142H177L175 139H171V140L169 139V141H171V143L169 144V147L164 148V150H166V151H163L164 153H162V155L164 154V156H163V157H160L161 160L164 158L163 161H161V160L156 161V160H155L156 163L154 162L155 164H157V162L160 164V165L158 164V166H160V167H159V168H160L159 171H158V169L156 168L157 166L154 165V163H153L154 168L157 169V173H156L157 175L154 176L155 180H153V181H156V182H157V181L159 180L160 182H161V181L164 182V183L161 182L162 184H164V185H163L164 187L161 185V183H160L159 181H158V183L156 184V185H157V187H156V185H155L156 182L154 183V182L152 181V182L154 183L156 189H160L158 194H159L160 196L162 195V197H163V198L160 197V201L163 199V200H162V203H165L164 201H166V200H164V198L168 196V192H170V190H171L170 188H172L173 185L175 186V184H177V186L175 187V189H177V187H179L178 189H180V191H181V189H182V182H184V183L186 182V184H188V183L190 184V183H192V182L194 181V180L192 181V179H194V178H192V177H195V176H196L195 174L198 173V170H199L198 161L203 162V160H205V159H202L201 157H203L204 153L207 152L206 149H208V152L211 150L212 154H213V151L218 150V149H216V148H219V149H220L219 151H221V152H224V151H225V149H226L225 147L228 145V144H226L227 142L224 143L225 140H221V138H218L219 136H217V135L219 134L218 132L223 133L224 130L226 129V127H225V129H224V126H223V128L221 129V127H222V125H223V123H224L225 116H226V119H229V120L231 119L230 122H231V123L234 122V125L236 126V127H234V125H233V127H234L235 129H234V130L231 129V132H230L228 135L226 134V136H228V139H229L228 141H230V140L233 141L232 144H234L235 141H237V143L239 144V140H238V139H240V138H238L237 140H236V139L229 138V137H231V136L233 135V133H234L236 130H237V131L240 130V132L246 134L247 131L251 132L250 128H251L252 130H254V129L256 128V127H255V124H254V123L252 124V122L249 121V119L253 118V114H251V115L249 116V115L246 113V110H243V109L246 108V107L243 106V107H244V108H243ZM54 107H56V108L54 109ZM89 107H88V106H87V107L84 106L83 108H86V110H87ZM95 107H96V106H95ZM101 107H104V106H97V109H94V108H93V110H95V111H92V110H91L92 113L94 112L95 117L98 116V115H96V110L98 111L99 108L102 110ZM129 107H130V109H129ZM147 107L149 108V110H146V109H148ZM170 107H171V106H170ZM241 107H242L243 109H242ZM46 108H45V109H46ZM83 108H82V111H83ZM120 108H121V109H120ZM123 108H124V109H123ZM171 108H172V107H171ZM15 109H16V108L14 107V112L17 111V109H16V110H15ZM45 109H43V110H45ZM62 109H61V110H62ZM89 109H91V108H89ZM100 109H99V110H100ZM174 109H175V108H172V111H174ZM43 110H42V111H43ZM53 110L55 111V113H54ZM57 110H58V111H57ZM113 110H114V109H113ZM183 110H184V111H183ZM241 110H242V113L244 114L245 118L243 117V114H241ZM42 111H41V112H42ZM45 111H48V110H45ZM56 111H57V112H56ZM63 111H64V110H63ZM88 111H89V110H88ZM88 111H87V112H88ZM105 111H106V108L104 107L103 112H102V111H101V112L104 113V114H106V116H107V115L110 116V114H107V113L110 112V111H108V112H106V113H105ZM145 111H146V113H145ZM172 111H171V112H172ZM232 111H233V112H232ZM17 112H18V111H17ZM83 112H84V111H83ZM91 112L88 113V115H89V114L91 115ZM101 112H100V114H101ZM130 112H131V111H130ZM130 112H129V113H130ZM161 112H162V115H161ZM179 112H180V113H179ZM229 112H232V113H229ZM247 112H248V111H247ZM37 113H38L39 116H36ZM97 113H99V111H98ZM119 113H121V112H119ZM155 113H156V112H155ZM221 113H222V115H221ZM237 113H239V116H238ZM245 113H246V115H245ZM17 114H19V112H18ZM86 114H87V113H86ZM100 114H99V115H100ZM151 114H152V113H151ZM219 114H220V115H219ZM236 114H237V115H236ZM240 114H241V115H240ZM263 114H264V113H263ZM29 115H30V114H29ZM45 115H46V116H45ZM59 115H60V116H59ZM84 115H85V114H84ZM88 115H86V116H88ZM130 115H132V114H130ZM140 115H141V113H140ZM140 115H139V117H140ZM152 115H153V117L156 119V117H157L156 115H159V114L157 113L156 115H154V114H152ZM164 115H163V116H164ZM169 115L171 116V118H172V117H173L174 119L177 118L176 120L179 121V123L176 122V120H174V119H173L174 121L171 119V123H170V120L167 119V118H168L167 116H169ZM247 115H248V117H246ZM30 116H31V115H30ZM51 116H52L53 118H52ZM91 116H93L92 118H95L94 115H91ZM102 116H103V117H102ZM102 116H100V118L102 117V118L104 119V116H105V115L102 114ZM106 116H105V117H106ZM108 116H107V117H108ZM125 116H126V117H125ZM155 116H156V117H155ZM160 116H159V117H160ZM165 116H164V117H165ZM170 116H169V117H170ZM240 116H242L243 118L240 117ZM37 117H38V118H37ZM39 117H40V120H38ZM98 117H99V116H98ZM130 117H131V118H130ZM139 117H138V118H139ZM161 117H160V118H161ZM239 117H240V118H239ZM64 118H65V117H64ZM102 118H101L102 121L99 120L101 123H103V119H102ZM110 118H111V117H110ZM138 118H136V120H137ZM148 118H149V117H148ZM181 118H182V119H181ZM233 118H234V119H233ZM96 119L98 120V118H96ZM106 119H107V118H106ZM106 119H105V120H106ZM108 119H109V118H108ZM124 119L121 120L122 122L120 121V122H121V125H124L123 122H125V123L127 122V121H124ZM139 119H141V118H139ZM151 119H152V118H151V115H150V119H149L150 121H149V124H150V122H151ZM155 119H154V120H155ZM215 119H216V121H214ZM220 119H221V120H220ZM237 119H238L239 122H237ZM19 120H20V119H19ZM19 120H18V121H19ZM105 120H104V122H107V121H105ZM154 120H152V123H153V122H156V121H154ZM156 120H157V119H156ZM158 120H159V119H158ZM165 120H164V121H165ZM219 120H220L221 123H219ZM229 120H225V121H229ZM242 120L244 121V123H245L246 126H244V123H243ZM36 121H37V122H36ZM113 121H114V120H113ZM144 121H145V122H144ZM159 121H160V120H159ZM159 121H158V122H159ZM161 121H162V122H160V123H163V122H164L163 120H161ZM172 121H173V122H172ZM186 121H187V122H186ZM235 121H236V122H235ZM28 122L32 123L31 121H28ZM109 122H110V119H109V121H108L107 123H109ZM147 122H148V120H147ZM174 122H175V123H174ZM247 122H248V123H247ZM75 123H76V120H75ZM142 123H143V124H142ZM152 123H151V125H152ZM156 123H157V122H156ZM169 123H170V124H169ZM226 123H227V122H225V126L227 125ZM228 123H229V122H228ZM231 123H229V125H230ZM235 123H236V124H235ZM237 123H238V124H237ZM249 123H250L251 125H249ZM259 123H260V125H259L258 128H256V130L259 129V128H262V127L264 126V124H263V123H264V116H263L262 121L259 122ZM27 124H28V126L30 125L29 123H27ZM50 124H51V123H50ZM73 124H74V123H73ZM145 124H146L147 126H146ZM157 124L159 125V123H157ZM157 124H155V125H157ZM168 124H169L171 127H168ZM220 124H221V127H220ZM240 124H241V125H240ZM262 124H263V125H262ZM34 125H33V123H32V125H30L29 128L33 127ZM45 125H46V124H45ZM144 125H145V126H144ZM186 125H185V126H186ZM229 125H227L228 128L231 126V125H230V126H229ZM237 125H238V126H237ZM239 125H240V126H239ZM261 125H262V126H261ZM25 126H26V128L28 127L27 125H25ZM25 126H22L21 123H20V125L18 124L17 127H20V128L17 129V131L20 130V131L23 132V129H24L23 127H25ZM35 126H36V125H35ZM35 126H34V127H35ZM49 126H50V125H49ZM49 126H48L47 130L49 129ZM114 126H115V125H114ZM125 126H130V125H129V123H128V125H127V123H126ZM210 126H211V127H210ZM243 126H244V128H246V130L243 128ZM249 126H250V128H249ZM46 127H47V125L45 126V128H46ZM71 127H72V126H71ZM131 127H132V126H131ZM131 127H130V128H131ZM151 127H152V126H150V128H151ZM153 127H154V126H153ZM155 127H156V126H155ZM157 127H158V126H157ZM216 127H217V128H216ZM239 127H240V128H239ZM56 128L58 129L59 127L56 126V127L53 129V130L55 131L53 137H56V138L62 139V138H60V136H58V134H57V132H56V130H57ZM67 128H68V127H67ZM72 128H73V127H72ZM134 128H135V127H134ZM148 128H149V127H148ZM210 128L214 131V134H213V131H212V134L214 135L213 138L215 139V143L218 142L219 139H220L221 143L223 142L224 145H226L225 147H223V145H221L220 143H219V145H218L219 147H218V146H216L217 143L215 144L214 142H211L212 138H211V140H210V136H209V135L211 134V133H210V131H211ZM219 128L221 129V131H219V130H220ZM237 128H238V129H237ZM84 129L88 130L89 128H84ZM132 129H133V127L131 128V131H132ZM142 129H145V130H142ZM151 129H152V128H151ZM151 129H149L150 132H151ZM160 129H158V128H154V130H155L156 132H157V130H158V132H157V134H158L157 136H158V137H159V135H160V132H162ZM223 129H224V130H223ZM53 130H52V129H49V131H48V132H49V136L52 135V133H50V131L52 132ZM147 130H148V129H147ZM222 130H223V132H222ZM242 130H243V131H242ZM244 130H245L246 132H245ZM256 130H254V131H256ZM131 131L129 130V132H131ZM133 131L135 132L134 129H133ZM133 131H132V132H133ZM143 131H145V132H143ZM201 131H202V132H201ZM208 131H209V132H208ZM73 132L75 133V131L73 130L72 132H69V134H68V135H69V138L72 139V140H73L75 137H77V133H79L80 131L76 129V132H77V133L75 134L76 136H71V137H70V134L72 135ZM156 132H155V133H156ZM226 132H227V131H226ZM228 132H229V131H228ZM18 133H19V131H18ZM55 133H56L57 135H56ZM83 133H84V131H83ZM135 133H136V132H135ZM135 133H134V134H135ZM148 133H149V131H148ZM151 133H154L153 130H152ZM216 133H217V134H216ZM224 133H225V132H224ZM235 133H237V132H235ZM146 134H147V133H146ZM161 134H162L163 136L161 135V136L159 137L160 139H159V138H158V139L163 141V138H164V132L161 133ZM205 134H206V136H205ZM212 134H211V136H212ZM230 134H231V136H230ZM47 135H48V134H47ZM55 135H56V136H55ZM63 135H64V134H63ZM63 135H62L63 139L66 137V138H65V143H66V144H63V145L67 146V142H66V141H67V136L64 135V136H65V137H64ZM136 135H137V134H136ZM136 135H135V136H136ZM147 135H148V134H147ZM147 135H146L145 137H147ZM149 135H150V133H149ZM151 135H152V134H151ZM154 135H156V134H154ZM197 135H198V137H197ZM219 135H220V134H219ZM221 135H224V134H221ZM79 136L81 137V134H80ZM152 136H153V135H152ZM157 136H156V137H157ZM216 136H217V137H216ZM136 137H137V136H136ZM161 137H163V138L161 139ZM196 137H197V140H198V138H199V140H200V141H198V143L196 142V141H197V140H196ZM220 137H223V136H220ZM26 138H28V137H26ZM26 138L23 137V140L26 139ZM77 138H78V137H77ZM202 138H203V139H202ZM224 138H227V137H224ZM224 138H223V139H224ZM137 139H138V137H137ZM137 139L135 140V142L137 141ZM158 139H156L157 142H158V145L161 146L160 143H161L162 141H158ZM178 139H179V140H178ZM185 139H186V138H183V141H185ZM204 139H206V140H204ZM214 139H213V140H214ZM242 139H243V138H242ZM27 140H28V139H27ZM52 140H53V138H52ZM216 140H217V141H216ZM240 140H241V139H240ZM243 140H244V139H243ZM243 140H241V141H243ZM24 141H25V140H24ZM60 141H61V140H60ZM75 141L77 142V139H76ZM193 141H195V143H194ZM204 141H205V142H204ZM207 141H209V143H208ZM220 141H219V142H220ZM232 141H230V142H232ZM62 142H63V140L61 141V143H62ZM76 142H75V144H74V140H73V142H71V143H72V147H73L74 145H77V144L79 145L78 147H82V146H81V145H82L81 141L79 142V143H81V144L76 143ZM164 142L166 143L167 141H163V142H162V145H163ZM206 142H207V143H206ZM128 143H129V142H128ZM140 143H141V142H140ZM165 143H164V144H165ZM172 143H173V145H172ZM182 143H183V146H184V145H185V146H184V147H183V146H182V147L180 146V147H181V148H180L181 150L178 149V150H180V151H182V152L176 151V152H173V153H172V150L175 149V146H176V149H177V146H178V148H179V145H181ZM189 143H191V144L193 143V144H195V145L197 144V145H196L195 152H194V150H193V152L191 151V149H193V147H195V146H193V147L191 146V147H192V148H191V147H189ZM237 143H235V145H236ZM73 144H74V145H73ZM177 144H178V145H177ZM193 144H192V145H193ZM200 144H202V146H201ZM208 144H209L210 146H207ZM229 144H231V143H229ZM232 144H231V145H232ZM240 144H241V143H240ZM240 144H239V145H240ZM58 145H62V144L59 143ZM63 145H62V146H63ZM93 145H94V147H96L94 143H93ZM239 145H238L239 149H236V148H234L233 146H231L232 148L230 147V149H232V150H233V148H234L233 152H232V150L228 149L227 151H225V154H224V153H223V154L221 153L222 155H224V157H225V155L227 154L228 158H227V156H226V158L222 159V158H223L222 155H221V157L219 158V153H220L219 151L216 152L217 154L215 153L216 155H212V156H214V157H215V156L218 157V158H215V160L213 159L214 161L211 159V160H212V163H213V162H217V163H220V164L223 163L222 166H219L218 164H215V163H214V165H213L211 162H210V164H209V161H211V160H210V159L208 160L207 158H209L210 155H209V154H208V155L205 154V155L208 156V157H206V156L204 155V156H205L204 158H206V159L208 160V163H205V162L202 163L203 166H204V170H209V172H210V169H205L206 165H207V167H208V166H211V168H212V166L215 167V168L220 167V168H217L218 171H220V173H221L222 168H223V170H224V171L222 170L223 172H225V169H226V171H228L227 173H226V172L224 173V174H226V179H224V176L220 174L221 177L223 176V179H224L225 181H224V180L222 181V178H221V181H218V180L220 179V176H218V175H213V174H214V173H215V174H216V173L219 174V172H217V170L214 169V171L216 170L215 172H213V171L210 172V174H211L210 177L212 178V184H213V185H212V184L210 185L211 182H208V181H207V182H208V185H206L207 182L205 183L204 181H205V180H210L211 178H210V179H207L206 177H202V176H203L202 173L205 174V172L203 171L202 173H201V172L198 173L199 175H201L202 178L199 176V177H200L199 181L196 180V182L199 183V187H200V188H199V187H198V188H195L196 185H194V183H192V185H194V186H193L191 189H190V185H189V184H188L189 186L186 188V191L188 192V193H187L188 195L185 193V191H183V192L185 193V194H183V196H187V197L189 196V194L191 195L192 193H193L194 196H195V194L197 195V193H199L200 195H202L201 193H203V195L205 196V200H204L203 195H202L201 197H199V194H198V195H197V198H198V197L201 198V199L203 198L200 204H202L203 201H204V203H205V205H203V204L201 205V207L203 206L202 209L204 208V206H206V207H205L206 209H205V210L203 209V210H204V214L202 213L203 210L201 209V207H200V209H199V208H198V209L195 208L196 211L194 210V207H193V203H194V202L192 201L194 198H192V195L190 196V198H191L192 200H191V199H188L187 197H186V198H187V199H186V198L184 197V199H186L187 202H185L186 200H184L183 197H180V196H179V197L181 198L180 201L182 202V200H184L183 203H185V205H186V207H185V206L183 207L184 210H185L184 213H186L185 218H186V216L188 217L187 213L189 212L190 208H191V210H192V213L196 212V213L199 214V215H202V214H203V216H205V213L207 212V209H208V213H211V211L215 212L214 214H213V212L211 213V214H213L212 219H209V221H208V222L206 221V222H207L208 224H209V222H210V224H209L210 226L213 225L211 231H214V229H215L214 226H216V230H215L216 233H215V232L210 233L211 231H210V232L208 231V233H210V234H212V235H210V234L207 233V234H208L207 237H209V238H206V237H205L206 239L200 237L199 235H196L197 237L199 236L198 239H197V238H195V236H194L195 234H190V235H189L190 238H188V242H189V243L192 242V244H193V243H194V244H193L192 246H191V244H189L188 249L190 248V246H191V248L194 246L197 250L193 247L194 249H191V248H190V249H189L190 252H187V251H189V250H187V249H185V248L182 247V246L186 245V244H185V239H186V237H185V235L182 234V233H183V232L185 231V229H186V231H185L186 233H185V232H184V233L187 235V234H188V233H187V229H190V227L188 226V223L186 224L187 221L185 222L186 225L184 224V225L187 226V227H186V228L184 227L185 229H182V228H183V227H182L181 230H179L180 227H179V229H178V228L173 224V225L177 228L176 230H177L178 233H176V230H175V233H176V234H175V233H173V234L171 233V234H169L170 236H167V240H168V241L166 240L167 242L165 243V245H167V248L165 247L164 250H165V251H167V250H168V251L172 250L171 252H173V248H171L170 245H171V244H172V245L174 244L172 247L177 248V245H176L177 242H175V241H177V240H175V239H177L178 236H180V235H181V237H185V239L183 240V239L181 238V241H183V242H180V243L178 242V247H180L179 245H180L181 243L184 244V245L181 244L180 251H178L179 248L176 249V251H175V248H174V251H175L177 254H175V253L173 252L174 255H172V256H173L172 259H174V256H175V255L178 256V255H181V254L184 253V254L182 255L184 258H187V257H188L189 260H190L191 257H192V259L195 258V259H196V263H197V262H200V261L197 259V257H198L199 255H200V256L205 255V253H206V255H209V256L206 257V255H205V256H204L205 259H204V257H203V259L201 260L200 263H203V262L206 263L207 261L210 262L209 260L206 261V258L211 257L210 254H209V252H211L210 248H211V247L213 248L215 245H217L216 241H219V242L221 241L220 239H218V240L216 239V240H215L213 237H215V236H216L215 238L218 237V234L220 233V231H221L222 228L224 227L225 219H229V218H231V219H235V218H237V217L239 216V212H238V214L235 216L234 214H236L237 212L234 211V210H235V209H238L237 211H240V209H242V207H244V206H242V205L245 204V207H246V204H247L246 201H248V199H249L250 201H252L250 197H249L248 199L244 200V202H243V200L241 199V200H242L241 203H243V204L241 205V204H239V203H240V200H239V201H238V200H235V203H236V201L238 202V203H236V205H238L239 208H237V206H236L235 204H233L232 206L235 205L236 208H232V209H231V207H230L229 209H230V211H232V213H233V211H234L235 213L232 214L231 212H228V211H227L228 209H227V210H225V211H227V213H228L227 216H226V213H225V212H224L225 215H222V214H223L222 211H223L224 209L227 208L226 204H225V206H224V205H223V202H222V204H219V203H221V202H215L216 200L212 201L213 199H215V196H216V195H215L214 197H212L211 199H209L210 201H212L213 205H211L210 201L207 200L208 197H209V198L211 197V194H212V196L214 195V194H213L214 192L218 191V193H219V191H220V192L222 193V192L225 191V190H226V192H227L229 189H230L229 191H231V192H232L233 189H234L235 191H233V192H235V194H237V195H238V193H240L241 198L245 197V196H246V192H245V191H246L248 188H250V187H249L248 184H245V182H244V180H243V178H242L243 176H242L241 178H239V176H240V175H243L242 173L245 172V170H246L245 167L251 169L252 167H256V166L259 164L258 166H260V168H259V169H255V172L260 173V174H259L260 177H262L261 175L264 174V171H263V170H264V169H263L264 167H262V166H264V165H263V164H264V162H263V161H264V157H263V154H262V153H261V154L258 153V155L261 156V158L258 156L260 159H258V158L255 156L258 160H251L252 157H250V160H251V162H250L249 159L247 158L248 161H245V162H244L245 165L243 164V165H244V167L242 166L243 168L241 167V171L244 169L243 172L240 171V173H238V174H239L238 177H237L236 179H233L235 182L232 181V179H230V177H231V176H230V171H231V170H229V169H230L229 167H228L229 169L226 168V167H227V166H230V167L232 166V167H233V166H235L236 164H238V162H240L239 160L241 159L240 157H242L241 155H243V149H244V147H246V145H248V144H247V142L244 140V141L242 142V144H241L240 146H239ZM255 145H256V142H254V143L252 142V144H251V146H252V150L250 149L251 151H254V153H255L257 150H259V151H257V152H264V146L262 147V149H263V151H262V150H260L261 148H258V147H257L258 149H257V148H254ZM198 146H200L202 152H203V150H204L203 154H202V152L199 150L200 148H198ZM215 146H216V147H215ZM256 146H257V145H256ZM24 147H25V146H24ZM208 147H210V150H209ZM235 147H237V145H236ZM186 148H187V149L189 148V149L187 150ZM224 148H225V149H224ZM227 148H229V146H227ZM250 148H251V147H250ZM253 148H254V149H253ZM72 149H73V148H72ZM76 149H77V147H76ZM81 149H82V148H81ZM81 149H78V152H79L78 154H79V155L81 154V153H80V152L82 151ZM169 149H170V151H169ZM222 149H223L224 151H223ZM27 150H28V149H27ZM27 150L24 151L25 154H34V153H31V152L28 153L29 151H27ZM73 150H75V148H74ZM183 150H184V152H183ZM186 150H187V151H186ZM198 150H199L201 153H200ZM235 150H238V151L234 152ZM255 150H256V151H255ZM75 151L77 152V150H75ZM174 151H175V150H174ZM185 151H186V152H185ZM228 151L232 152L233 154H232V153H229ZM241 151H242V152H241ZM47 152H48V151H45V153L43 154V157H42V156H41V157H42V158H45V157H46V161L48 162V159H49V161H51L53 158L50 159L51 157H49V155H48ZM53 152H55V155H54L53 157H54V158L56 157V159H57V158L59 157V155L57 154V152H56L55 150H54ZM76 152L73 154V156H72L73 158L75 157L74 155H76ZM154 152H155V151H154ZM191 152H192V155H191ZM208 152H207V153H208ZM218 152H219V153H218ZM227 152L229 153V155H231V154H232V155L235 154V155H234V156H229ZM240 152H241V154L239 155V157L236 156V155H238ZM46 153H47V156L45 155ZM51 153H52V152H49L50 155H52ZM72 153H73V152H72ZM147 153H148V152H147ZM168 153H169V154H171V153L174 154V153H175V154L173 155V157L175 156L174 159H175V160L177 159V162H176V163L171 159V157H170V155H169ZM176 153H177V154H176ZM179 153H181L182 155L186 156V158H185V159H186V160H185L186 163H184L185 161H184V159L182 158V156H180L181 154H179ZM183 153H184V154H183ZM196 153L202 154V155L199 156L200 158H198V155H199V154L196 155ZM250 153H251V152H250ZM250 153H249V154H250ZM254 153H253V157H254ZM53 154H54V153H53ZM98 154H99V153H98ZM98 154H96V155H98ZM104 154H107V153H103V156H106V155H104ZM151 154H152V153H151ZM178 154H179V155H178ZM185 154H186V155H185ZM249 154H248V157H249ZM251 154H252V153H251ZM23 155H24V153H23ZM44 155H45V156H44ZM93 155H95V154H93ZM96 155H95V156H96ZM99 155H100V154H99ZM108 155H110V154H108ZM108 155H107V156H108ZM155 155H157V156L159 157V155L157 154V152H156V154H154V156H155ZM166 155H167V156H166ZM190 155H191V157H189ZM255 155H256V154H255ZM57 156H58V157H57ZM101 156H102V155H101ZM103 156H102V159H103ZM192 156H195V157H193V158H195V159H196V158L201 159V160L196 159V162H197V163H196V165H197L196 170H194L195 165H194V162H192V160L194 161V159L192 158ZM196 156H197V157H196ZM212 156H210V157H212ZM250 156H252V155H250ZM109 157H110V158H109ZM151 157H152V156H151ZM235 157H237V158H239V159H236ZM21 158H24V156L21 157ZM47 158H48V159H47ZM104 158H105V157H104ZM107 158H109V160L112 159L111 156H108ZM153 158H154V157H152V159H153ZM160 158H159V159H160ZM167 158H168V159H167ZM178 158H180V159L178 160ZM189 158H190V159H189ZM234 158H235V159H234ZM157 159H158V158H157ZM181 159H182V160H181ZM219 159H221V160H219ZM233 159H234V160H233ZM53 160H55V159H53ZM53 160H52L51 162H53ZM70 160L73 161L72 158H70ZM74 160H76V158H75ZM107 160H108V159H107ZM107 160H106V162L109 161V160H108V161H107ZM171 160L173 161V163L169 162V161H171ZM236 160H237V161H236ZM46 161H45V162H46ZM56 161H57V160L54 161L56 166H57L58 163H60V162L62 163V161H61L59 158H58L57 163H56ZM71 161H70V162H71ZM153 161H154V159H153ZM153 161H152V162H153ZM164 161H165V162L167 161V163L164 164ZM181 161H184V162H183L184 165H182V167H184V168L180 167V166H181V165H180L179 168L176 167L177 170H176V168L174 169L172 165H174V167H175V166L178 164V162H180L179 164H183ZM234 161H235V162H234ZM51 162H48V163L50 164ZM110 162H111L112 164H114L112 161H109V164L107 163V165L111 166L112 164H111ZM160 162H161V163H160ZM201 162H199V164H201ZM226 162H227L228 165L226 164ZM232 162H234V163H232ZM248 162H249V164H248ZM257 162H258V163H257ZM261 162H263V163L261 164ZM48 163H47V165L50 166ZM71 163H73V162H71ZM250 163H251V164H250ZM253 163H254L255 166L253 165ZM65 164H66V163H65ZM73 164H75V163H73ZM169 164H170V166H172L171 168H170ZM171 164H172V165H171ZM186 164H189V165H188L189 167H185V166H187ZM204 164H206V165H204ZM211 164H212V165H211ZM233 164H234V165H233ZM51 165H52V163H51ZM61 165H64V161H63V163H62ZM165 165H166V166H165ZM193 165H194V167H193ZM215 165H216V166L218 165V166L216 167ZM225 165H226V166H225ZM247 165H250L251 168L248 167ZM177 166H178V165H177ZM224 166H225V169H224ZM63 167L66 168V165L62 166L61 168L59 167V171H58L59 173H60V170H61ZM165 167H166V168H165ZM190 167H191V169H190ZM207 167H206V168H207ZM232 167H231V168H232ZM161 168H162V169H161ZM164 168H165V169H164ZM169 168H170V170H169ZM172 168H173V169H172ZM192 168H193V171H192ZM45 169H46V171H44V173H43V177L41 176V178H39L38 180H36V181H38V183H41V185L43 184V183H42L43 181H42V182H39L40 179L42 180V179L44 178L45 175H46V176H47V175H48V176H51V175H49V174L47 173L49 167H48V169H47V168H45ZM163 169H164L165 171H167V172L163 171ZM167 169H168L169 171H168ZM187 169H188V171H187ZM219 169H220V170H219ZM227 169H228V170H227ZM249 169H247V170H246L247 172H245V173H246V174L248 173L247 175L251 176V177H249L248 179H251V178H252V173L250 172L251 170H249ZM261 169H262V170H261ZM64 170H65V172H67L66 169H63V170L61 171V173L65 175ZM161 170H162V171H161ZM173 170H174V171L176 170V171L174 172ZM184 170L187 171V172H186L187 174H186L185 172H183ZM189 170H191V171H189ZM212 170H213V168H212ZM257 170H258V171H257ZM178 171H179V172H178ZM262 171H263V172H262ZM48 172H49V171H48ZM164 172H165L166 174H165ZM170 172H171V173H170ZM177 172L180 173V175H178ZM192 172H193V173H192ZM223 172H222V173H223ZM231 172H232V171H231ZM25 173H27V172H23V173H21V174H25ZM61 173H60V174H61ZM190 173H191V174H190ZM194 173H195V174H194ZM212 173H213V174H212ZM245 173H244V174H245ZM249 173H250V174H249ZM21 174H20V176H21ZM44 174H45V175H44ZM60 174H59V175H60ZM62 174H61V176H63ZM171 174H172V175H171ZM193 174H194V175H193ZM57 175H58V174H57ZM181 175H186V176H184L185 178H187L188 176H189L190 178L188 177V179H186L187 181L184 180V178H182L181 180H179L178 177L180 176V178H181ZM192 175H193V176H192ZM247 175L244 176V177H245V178H244L245 180H246ZM54 176H55V178H54ZM54 176H52V177H53L54 179H56V175H54ZM157 176H158V177H157ZM168 176H169V177H168ZM191 176H192V177H191ZM204 176H205V175H204ZM217 176H218V180H217ZM229 176H230V177H229ZM21 177H22V176H21ZM32 177H34V176H32ZM32 177H30L31 180H32ZM174 177H177V178L175 179V181H174V180L172 181L171 178L174 179ZM263 177H264V175H263ZM149 178L152 179L153 176H152V178H151V177H149ZM149 178H147V180H148V181L146 180L147 182H151V181L149 180ZM154 178H153V179H154ZM161 178H163V180H162ZM191 178H192V179H191ZM205 178H206V179H205ZM254 178H255V177H254ZM254 178H253V179H254ZM20 179H21V178H19V180H20ZM45 179H46V180H45ZM45 179H43V180H45V181L47 182V178H45ZM48 179H49V178H48ZM50 179H51V178H50ZM156 179H157V180H156ZM168 179L171 180V182H170ZM201 179L203 180V182L205 183V185L208 186L207 188L205 187V185H203V184H204L203 182L200 183V182H201ZM238 179H239V180H238ZM240 179H242V180L240 181ZM253 179H251V180H252V181L254 182V184H255V181H254L255 179H254V180H253ZM31 180L28 181V182H32V181H33L32 183L36 182L34 179H33L32 181H31ZM41 180H40V181H41ZM176 180H178L180 184H179V183H176ZM182 180H183V181H182ZM213 180H214V181H213ZM236 180H238L237 183H239V182H243V184L246 185L245 187H248V188H247L246 190L243 189V190H245V191L240 190V192L237 193V190H236V189L239 188V187L241 186V183H240L239 185L235 184V183H236ZM260 180H261V179H260ZM20 181L22 182V180H20ZM52 181H53V180H52ZM178 181H177V182H178ZM190 181H192V182H190ZM210 181H211V180H210ZM216 181H217L218 183H221V184L218 186V184H217ZM229 181H230V182H229ZM231 181H232V185H233V183H234V185H233L234 188H233V189L231 188V187H232V185L230 184ZM246 181H248V180H246ZM14 182H16V181H14ZM14 182H13V188H14V190H15V188L17 189V191L15 190V191H16L15 194H14V192H13V194H12V192H11V191L13 190V188H10V191H9V188H8V186H7L6 183H5V184H6L7 187L4 186V185H3V186H4V188L6 187L7 189H6V188L4 189L3 186H1V188H0V193H1L3 190H4V193H5V190L11 192L10 194H12V195H11V196L13 197L12 199L9 197V195H8L9 193L7 194L11 201H12L13 199H14V200L16 199L15 201H14V200L12 201V204H14V205H13L14 207H13V206H8V205H11V203H10L11 201H8L10 204L7 202V203H8V204L6 203V204H7V207L4 208V211H3L2 208H3L5 205L3 206V204H2L3 202L1 201V198H2L1 195H2V194L4 195V193H1V194H0V196H1V197H0V207H1V210H2V211L0 210V215H1L0 218H2V219L0 220V223L5 222L4 224L2 223V225H4V226H1V224H0L1 228H3V229L0 228V230H2V231H0V233H1V234H4V233L6 232V230H7V232H6L5 235H8V236H9V234H12V233H11L12 230H11V231H8L9 229L7 228V229L5 230V232H4V229H5V227H7L5 224L8 225V224H11V223H12V217H11V216H15L14 219H13V223L11 224V225L14 224V225H13V226H14V228H13V231H14V232H16V230H15V226H16V225H17V229L19 228V226H21V225H20V224H21V223H20V220L17 221V219H23V221H21V222H23V223H22L23 226H21L20 229H22V230H26V228H27V230H26V231H23V233L30 234V232H29V231H30L29 221H30V222H31V223H30V224H31V227H32V229H33V233L31 232V234H33L32 236H35L37 233H38V235L42 234V235L44 236V238L42 237L43 239L41 238V235H40V236L36 235L37 238H41L42 240H44V239H46V238H49L48 236L53 237L54 235H49V233L47 232L48 230L45 231V230H43V228L40 227V226H42V223H41V222L44 220V217H45V219H46L47 216L49 217L50 215H52L51 211H53V210L55 209V208H53L54 206H53L52 203H53L55 200L57 201V200H58V199H57V198H58V195H60V194H59V191H58V195H57V193H56L57 191H56V189H54L55 187H53V186H55L54 181H53V183H51V180H50V183H51V184H49V180H48L47 184H46V182H45V185H49V187L47 186V189H46L47 191L49 190L48 188H50V185H52V186H51V187H52V190L54 189L53 192H52V190L50 189V190H51L50 193H49V194L47 193V194H48V197H49V195L51 196L52 193L55 194V196L53 195L54 197H53V196H52V198L50 197V199L53 200V201H50V199H49L48 197L45 199V195H47L46 192H45L46 190L44 191L43 189H41L40 185L37 184V182H36V184L39 186V187L35 188V189H36V192H37L36 195H37V196H38V195L40 196V197H37V198H36V201H37L38 198H39V199L41 198L40 200L37 201V205H38V203H39V205H38V207H36V209H37V208H40V206H43V205H41V202L45 203V202H44V199H45V201H46V204H45V205H47V203H48V205L46 206L47 208H46V207L44 208L45 211H46L47 209H51V208H53V209L50 211L51 214L49 213L50 215H48V213H47L48 211H47V212H46L47 214L44 216V213H43V215H41L40 218L38 217L39 219H38V218H34L35 215H38V214H35V211H36L35 208H33V209H34V210H33V209H30V207H29L30 205H28V204H22L23 201H26V200H23V198H24L23 196L27 195L28 198L34 196V198H35V193H36V192H35V193H32V192H31V193L34 194V195L29 196V194L26 192V188H24L25 185H24V184H23V186L21 185L23 182H22L21 184H20V182H19V183L16 182L17 185H19V186L21 185V186L23 187V193H27V194H23L22 192H20V190H22V189H20L21 186H20V188H19V187H18V188L15 187V184H16V183H14ZM28 182H27V183H28ZM56 182H57V179H56L55 183H56ZM147 182H145V184H148ZM187 182H188V183H187ZM194 182H195V181H194ZM214 182H215L216 184H215ZM227 182H229L228 185H226ZM262 182H263V181H262ZM32 183H30V184L32 185ZM96 183H97V182H96ZM96 183L93 184V186L95 185L94 188H96L95 190L97 191V189H99V188L97 187V185L100 184V182H98V184H96ZM153 183L150 185V187H152ZM159 183H160V184H159ZM165 183H166V184L169 183V184H168V185H165ZM170 183H172V185H170ZM246 183H247V182H246ZM256 183H257V182H256ZM30 184L28 183L27 185H30ZM36 184H35V185H36ZM158 184L161 185V187H159ZM178 184H179V185H178ZM243 184H242V185H243ZM0 185H2V183H1ZM33 185H34V184H33ZM35 185H34V187H35ZM141 185H142V183H141ZM154 185H153V186H154ZM169 185H170L171 187H169ZM202 185L204 186V188H203V187L201 188ZM224 185H225V186H224ZM229 185H230L231 187H230ZM235 185H236V186H235ZM57 186L60 187L61 184L59 185V183L57 182L56 188H57ZM99 186L101 187V184H100ZM222 186H224V187H222ZM226 186H228V187H230V188L228 189ZM263 186H264V182H263L262 188L260 187L261 190H263V188H264ZM32 187H33V186H31L30 188H32ZM141 187H142V191H143L144 185L141 186ZM141 187H139V188L141 189ZM147 187H149V184L147 185ZM150 187H149V188H150ZM162 187L164 188V191H163V193L161 192V194H160V191H162V189H161ZM165 187H167L168 189H166ZM220 187H222V188H225V187H226V188L222 191V190H221L222 188H220ZM241 187H242V186H241ZM241 187H240L239 189H241ZM245 187L243 186V188H245ZM30 188H27V190L29 189V192H30L31 190H34V188H32V189H30ZM42 188H46V187H43V186H42ZM149 188H148L149 192H150V191H154V190H151V188H150V189H149ZM152 188H153V187H152ZM193 188H195L196 191H195ZM1 189H2V191H1ZM19 189H20V190H19ZM40 189H41V191L45 192V193H43V196L41 195L42 192H39ZM81 189H82V188H81ZM81 189H80V190H81ZM156 189H155V190H156ZM197 189H198V190H197ZM202 189H205V191L202 190ZM208 189H209V190H214V192L211 191V193H210V192L208 191ZM215 189H216V190H215ZM231 189H232V190H231ZM239 189H238V190H239ZM57 190H58V188H57ZM76 190H78V189H76ZM80 190H78V191H80ZM82 190H83V189H82ZM138 190H139V189H138ZM165 190H166L167 193H164ZM188 190H189V191H188ZM191 190H192V191H191ZM200 190H201V193L198 192V191H200ZM206 190H207L208 192H207ZM55 191H56V192H55ZM73 191H74V190H73ZM73 191H72V192H73ZM78 191H77V192H78ZM84 191L87 193V190H84ZM84 191H83V192H84ZM139 191H140V190H139ZM144 191H147V189L144 190ZM144 191H143V193H144ZM156 191H157V190H156ZM156 191H155V192H156ZM180 191H179V192H180ZM203 191H204L205 193H204ZM241 191H242L243 196H242V194H241ZM248 191H249V189H248ZM51 192H52V193H51ZM75 192H76V191H75ZM77 192H76V193H77ZM81 192H82V191H81ZM81 192H80V194H81ZM85 192H84V193H85ZM97 192H98V191H97ZM149 192H146V193H147V195H146V199H147V201H152L151 199H149L150 197L147 198V196H149ZM231 192H230V193H231ZM17 193L20 194V196L22 197V199L20 198V200H19V197H20V196L18 197V199H17V198H14L13 195H18ZM39 193H40V194H39ZM100 193H101V192H100ZM150 193H151V192H150ZM152 193H154V192H152ZM152 193H151L152 196H154V195L156 194V193H155V194L153 195ZM180 193H181V192H180ZM208 193H210V194H209L210 196H209V195H207V196L205 195V194H208ZM227 193H228V192H227ZM44 194H45V195H44ZM78 194H79V193H78ZM78 194H77V195L75 194V195H76V196H79V197H80L81 195H83V194H81V195H78ZM93 194H94V193H93ZM163 194H165V195H163ZM178 194H179V193H178ZM216 194H217V193H216ZM219 194H220V193H219ZM222 194H223V195L220 194V197H221V200L223 201V197H222V196H224V192H223ZM244 194H245V195H244ZM249 194H250V193H249ZM258 194H259V193H258ZM261 194H262V193H261ZM261 194H260V195H261ZM30 195H31V194H30ZM56 195H57V196H56ZM70 195H71V193L69 194L68 197H70ZM151 195H150V196H151ZM179 195H182V194H179ZM240 195H238V196H240ZM247 195H248V194H247ZM60 196H61V195H60ZM62 196H63V198L60 197L59 200H61V198H62V200H61L62 202H61V201H60V202H61L62 204H64V203H66L65 201H67V200L65 199V198H67V196H66V197H65L64 195H62ZM72 196H73V194H72ZM76 196H75V198L78 199ZM143 196H144V198H145V195H143ZM152 196H151V198H152ZM156 196H157L156 199H153V200H157V201H158V197H159V196H158V195H156ZM248 196H249V195H248ZM256 196H257V195H256ZM16 197H17V196H16ZM25 197H26V196H25ZM27 197H26V198H27ZM43 197H44V198H43ZM55 197H56V199L54 200L53 198H55ZM138 197H139V196H138ZM140 197L143 198L142 196H140ZM216 197H218V195H217ZM9 198H8V199H9ZM28 198H27V200H33V199H34V198H32V199H28ZM80 198H81V197H80ZM144 198H143V199H144ZM154 198H155V197H154ZM174 198H175V197H172L173 201H172V199L170 198L171 202H170V200H168L167 198H165V199H167V200L170 202V203H168V204H172V203H173L172 206H169V205L165 206V209L168 210V208H169V207L172 208L174 204L176 205L177 203H178V204L181 203V202L179 201L180 198H179V199L177 198V200H176V198H175V199H174ZM252 198H253V197H252ZM256 198H257V197H255V200H256ZM258 198H261V197H258ZM263 198H264V195H263ZM8 199H7V200H8ZM47 199H48L49 201H47ZM67 199H68V198H67ZM69 199H70V198H69ZM71 199L76 200V199H74V196H73V198H71ZM71 199H70L69 201H72ZM82 199H85V198L82 197ZM82 199H80V200H81V203L83 202ZM139 199H140V198H139ZM216 199H217V198H216ZM243 199H244V198H243ZM253 199H254V198H253ZM261 199H262V198H261ZM18 200H19V201H18ZM41 200H43V201H41ZM64 200H65V201H64ZM136 200H138V199H136ZM140 200H141V199H140ZM144 200H145V199H144ZM174 200H175V203H174ZM255 200H254V201H255ZM258 200H259V199H258ZM258 200L255 201V202H256V203L258 202V204H260V205L256 204V206H255V204H254L255 202H253V201H252V204H253V205H252V204H251V206L248 205V208H249L250 214H251L252 216H254L253 218H255V219H260L261 217H264V215H263V214H264V213H263V211H264V209H263L264 206H263V208H262V205H263V203H264V199H262V201L260 200V203H259ZM33 201H34V200H33ZM76 201H77V200H76ZM78 201H79V200H78ZM78 201H77V204H78V203L80 204V205L78 204L79 207H78V205H75V206H73V205L70 206V205H69V207H72V206H73L72 209H74V207H75V209L78 207V208H80V209L82 210V211H79L80 209L78 210V208H77V209H76V213H77V214H80L81 212H82V214H83V212L85 213V212L91 210L90 213H88V214H90V217H92L91 214L93 215V214H95V213L98 211L99 204L97 205V207L94 206L97 210H96V209H93L92 206H88V207H89V208H88L89 210L87 209V210L85 211V208H84L85 206L82 207L84 203L81 204V203L78 202ZM85 201L87 202L86 199L84 200V202H85ZM107 201H108V200H107ZM134 201H135V200H134ZM147 201H145V202L147 203ZM177 201H179V202H177ZM188 201H189V202H188ZM190 201H192L191 204H190ZM194 201H195V199H194ZM217 201H218V200H217ZM1 202H2V203H1ZM14 202H19V209H18V210H21V211H22V214H21V217H20V218H18V217L20 216V214L18 213V211L16 212V210H17L16 208H18V206H16ZM31 202H32V201H31ZM31 202H29V203H31ZM60 202H59V201H58V203L55 202V205L57 204V206L60 207V205H59ZM86 202H85V203H86ZM135 202H137V201H135ZM139 202H140V201H139ZM145 202L142 200V203H145ZM152 202H154V201H152ZM176 202H177V203H176ZM214 202H215V203H218V204L216 205V209L213 208L214 205H215ZM4 203H5V202H4ZM24 203H26V202H24ZM34 203H35V201H34ZM43 203H42V204H43ZM72 203H73V204H76V202H74V201H73ZM72 203H71V204H72ZM140 203H141V202H140ZM148 203H149L148 205L151 207V204H150L151 202H148ZM154 203H155V202H154ZM154 203H153V204H154ZM162 203H161V202L158 203L159 205H156V207H157V206H160ZM186 203L188 204V206H187ZM248 203H249V202H248ZM35 204H36V203H35ZM35 204H33V206H34ZM50 204H52L53 207L50 206L51 208H50V207L48 208V206H49ZM62 204H61V209H60V208H59V209L56 208V209L59 210V211H60V210H61V211L66 210V208H63V207H67L68 205L66 206V204H64L65 206H63ZM153 204H152V206H153ZM181 204H182V203H181ZM189 204H190V207H189ZM249 204H250V203H249ZM17 205H18V204H17ZM37 205H36V206H37ZM84 205H85V204H84ZM86 205H87V203H86ZM210 205H211V206H210ZM218 205H219V207H218ZM220 205H221V206L223 205L222 207H223V208L226 207V208L223 209ZM257 205H258V207L261 206V208H262V212H261V214H260V208H256ZM20 206L24 209V211L20 208ZM76 206H77V207H76ZM168 206H169V207H168ZM240 206H241V208H240ZM253 206H254L255 208H254ZM8 207H12V210H11L10 208H8ZM31 207H32V204H31ZM90 207H91L93 210H95V211H92V209H90ZM245 207H244V208H245ZM7 208L10 209V210L7 211V210H6ZM42 208H43V207H42ZM42 208H41V209H42ZM83 208H84V209H83ZM152 208H153V207H152ZM185 208H186V209H185ZM188 208H189V209H188ZM221 208H222L223 210L218 212V210H219V209L221 210ZM253 208H254L255 210H256V209H259V210H257L258 212L254 211ZM29 209H30V211H29ZM67 209H69V208H67ZM72 209L70 208L69 211H71ZM75 209H74V212L72 211V214L75 213ZM165 209H163V210H165ZM172 209H173V208H172ZM211 209H212V210H211ZM217 209H218V210H217ZM25 210H28V211L26 212ZM39 210H40V209H39ZM57 210L53 211L56 215H58ZM83 210H84V211H83ZM158 210H160V208H159ZM169 210H170V208H169ZM169 210H168V211H169ZM174 210H176V208L173 209L172 213H173V212H176V211H177V213H179V210H176V211H174ZM191 210H190V212H191ZM200 210H201V211H200ZM14 211H15V212H14ZM37 211H38V209H37ZM67 211H68V210H67ZM160 211H162V210H160ZM160 211H159V212H160ZM168 211H166V212H168ZM182 211H183V209H182ZM182 211L180 210L181 214H182ZM198 211H199V212H198ZM251 211H252V212H251ZM1 212H2V213H1ZM9 212H10V213H9ZM12 212H14L16 215H17V214H18V215L16 216V215H14V213H12ZM19 212H20V211H19ZM24 212H25V214H24ZM38 212H40V213L42 214L41 211H38ZM78 212H79V213H78ZM93 212H94V213H93ZM166 212H165V213H166ZM6 213H7V214H6ZM8 213H9V214H8ZM30 213H32V215H31ZM67 213H68V212H67ZM70 213H71V212H70ZM70 213H69V215H70ZM177 213L174 214L175 216L172 215V218L176 217V216L178 215ZM184 213H183V215H184ZM216 213H217V214H216ZM218 213H220V216L218 215ZM241 213H242V212H241ZM257 213H258V215H257ZM29 214H30V215H29ZM33 214H34V215H33ZM72 214H71L70 217H72ZM77 214H74V216L76 215V217H75L76 219H77V216H79V215H77ZM86 214H87V213H86ZM169 214H171V210H170ZM176 214H177V215H176ZM181 214L179 213V215H180V216L178 215L179 218H181ZM229 214H230V215H229ZM56 215H55V216H56ZM69 215L67 214V217H68ZM83 215H84V214H83ZM83 215H82V216H83ZM193 215H195V214H193ZM214 215H216V216H214ZM232 215H233V217H231ZM2 216H3V217H2ZM5 216H10V217H6V218H9V221H11V223L8 222L7 219H6V220L4 219ZM22 216H24V217L27 216V217H26V218H24V217L22 218ZM29 216H30V217H29ZM31 216H32V217H31ZM43 216H44V217H43ZM53 216H54V215H53ZM165 216L167 217L168 215H163L164 218H165ZM169 216H170V215H169ZM169 216H168L167 218H171V217H169ZM173 216H174V217H173ZM197 216H198V215H197ZM197 216L195 215V217H194V216H192V217H194L195 219H197V218H196ZM203 216H202V217H203ZM210 216H212V215H210ZM210 216H209V217H210ZM224 216H225V218H224ZM234 216H235V217H234ZM259 216H260V217H259ZM79 217H80V216H79ZM79 217H78V219H79ZM86 217H88V215H87ZM190 217H191V216H190ZM198 217L201 218V216H198ZM219 217H220V221H219ZM222 217H223L224 219H223ZM27 218H28L29 220H28ZM49 218H50V219H49ZM49 218H48L49 220H56L58 223H61V222L63 221V219H62V221H61V217H58V216H57L56 218H55V217H52V216L49 217ZM51 218H53V219H51ZM62 218H63V217H62ZM73 218H74V217H73ZM73 218H72V220H73ZM167 218H165V219L168 221ZM172 218H171V219H172ZM182 218H184V217H182ZM185 218H184V220H185ZM210 218H211V217H210ZM24 219H25V221L28 220V221H26L28 226H26V222L24 221ZM35 219L37 220L38 223H39V220H40V221H41V222H40L41 225L39 224V226H38V224H37V222L35 221ZM70 219H71V218H70ZM76 219H75V220H76ZM85 219H86V218H85ZM90 219H91V218H90ZM90 219L88 220V221H89L88 223H90V224H89V227H90L91 222H92V221L90 222ZM165 219H164V220H165ZM221 219H222L223 221H222ZM46 220H47V219H46ZM72 220H71V221H72ZM182 220H183V219H182ZM190 220H191V222H192V219H190ZM198 220H199V219H198ZM203 220H204V219H203ZM16 221H17V222H16ZM71 221H69L70 225H73V224L76 225V224H77L76 222L74 223V221H72V223H71ZM76 221H78V220H76ZM79 221H80V219H79ZM85 221H86V220H85ZM173 221H174V219H173ZM188 221H189V220H188ZM193 221H195V220H193ZM204 221H205V220H204ZM259 221H261V220H259ZM34 222H35V224H34ZM80 222H81V221H80ZM80 222L78 223L79 226H80ZM170 222H171V221H170ZM170 222H169V224H172V223H173V222H172V223H170ZM195 222H197V220H196ZM206 222H204V223L201 222V223H199V225H200V226H204V229H205V228L207 229V226H208V225H205V224H207ZM15 223H19V224H15ZM85 223H86V222H85ZM78 224H77V225H78ZM81 224H83V223H81ZM175 224H176V223H175ZM196 224H198V223H195V225H196ZM217 224H218V226H220L219 228H217V227H218ZM11 225H10V226H11ZM24 225H25V227H24ZM86 225H87V227H88V224H87V223H86ZM86 225H85V226H86ZM192 225H193V224H192ZM192 225H191V226H192ZM83 226H84V224L82 225V227H83ZM85 226H84V227H85ZM91 226H92V225H91ZM170 226H171V225H169V227H170ZM182 226H183V225H182ZM196 226H197V225H196ZM11 227H12V226H11ZM23 227H24L25 229H23ZM192 227H194V226H192ZM197 227H198V226H197ZM254 227H255V226L251 227L250 230H252ZM40 228H41V230H43V231H41V233L39 232V231H40ZM75 228H76L75 233H78V232H77V230H78L77 226H76ZM80 228H81V227H79V230L82 229V230H81L82 232H80V231H79V232L82 233L81 235H82L83 237H86V238H85L86 241L84 240V238H83L81 235H79L78 237H79V238L82 237L83 240H84V243H86V242H89V243L92 242V241L94 240V237L92 236V237H91L92 239H91V240L89 239L90 241H88V237H89V235L87 234L88 236H87V235L84 236V235H85V233H84L85 230H84V229H86V228H81V229H80ZM171 228H172V226H171ZM208 228H209L208 230H210V227H208ZM20 229H18V231H20V236H21L22 233H21V230H20ZM88 229H89V228H88ZM92 229H94V231H95L96 226H95V227H92ZM195 229H196V227H195ZM259 229H260V226H259ZM259 229L256 230V228H254V231H255V230L258 231V232L261 231V230H259ZM83 230H84V231H83ZM90 230H91V227H90ZM90 230H87V232L89 233ZM171 230H173V229H171ZM193 230H194V228H193ZM196 230L198 231V229H196ZM201 230H202V232H203V229H201ZM44 231L48 233V234H46L47 237H45L46 235H45V232H44ZM91 231L94 232L93 230H91ZM181 231H182V233H181ZM194 231H195V230H194ZM194 231H193V232H194ZM204 231H205V230H204ZM8 232H10V233H8ZM14 232H13V233H14ZM28 232H29V233H28ZM42 232H43V233H42ZM92 232H91V233H92ZM173 232H174V231H173ZM179 232H180V233H179ZM7 233H8V234H7ZM39 233H40V234H39ZM83 233H84V234H83ZM100 233H101V232H100ZM105 233H106V231H105ZM105 233H104V234H105ZM189 233H190V232H189ZM194 233H195V232H194ZM199 233H200V231H199L197 234H199ZM16 234H17V233H15L14 235L9 236V237H10V238H9V240H10V241H9V245H10V246H9V245H5V242L2 240V238H3L4 236L1 238L0 241H3L4 244H3L2 242H0V245L2 244V245L0 246V247H1L0 254H2V252H3L4 249L6 250V246H9V248H11V249H10V251H8V249H7V252H8L9 255H8V254L6 253V251H5V253L7 254L8 257L4 255V256H5V257H4V261L0 259V260H1L0 264H5V263H7L8 261L11 262V263L13 262L12 264H20V262H21V264H22V263H23L25 260H27V259H28L30 262L33 260V262H31L32 264H33V263H35V264L37 263V264H38L39 261L42 260V259H41V256H42L43 253L46 254L45 256H47V254H48L47 251H48V250H46L43 246H44V245H45V246H49L48 243L50 244V243L52 242V239H53V238H52V239L49 238L50 240H48V243L45 242L46 240H44V242L47 243V244H45L43 241H41V239H39L38 241H36L35 239H37V238H35V237H32V238H31V239L35 238L33 241L29 239L30 241L33 242V244H34V242H35L36 245H38V243L41 242V244H39V247L42 246V244H44V245L42 246L43 248L40 247V249H42V250L38 249V250L40 251V252H39V255H38L37 253H36V255H35V252L38 251L36 245L33 246V245L31 244V242H30L31 246H33L34 249H33L31 246H30V247H31L32 250L29 249L30 247L27 246L28 244L26 243V244H27V245H26L25 242L23 241V240H25V239L28 240V238H25V239H23L22 241L24 242V244H25L26 246L21 242V240H20L19 242H21V244L23 245V249L20 247V243H19V242H18V243H19V246H17V247H20V248L22 249V252H23V253L26 252L24 255H23V253H22V256H23V257L21 256V257H22L21 259H22L23 261L20 259V257H19V259H20L21 261H20V262H19V261H16V258H17V255H18L17 253L21 252V251L18 250L19 248L15 247V245L18 244L17 241H16L18 237H15ZM18 234H19V232H18ZM18 234H17V235H18ZM26 234H24V235H26ZM50 234H51V233H50ZM78 234H79V233H78ZM106 234H107V233H106ZM106 234H105V235H106ZM178 234H180V235H178ZM202 234H203V233H202ZM202 234L200 233V235H202ZM17 235H16V236H17ZM24 235L22 234L21 237L23 238ZM75 235H76V234H75ZM93 235H94V233H93ZM173 235H174V236H173ZM175 235H176V236L178 235L177 238H176ZM183 235H184V236H183ZM209 235H210V236H209ZM259 235H260V233H259ZM8 236H6V237H8ZM27 236H28V235H27ZM29 236H30V235H29ZM106 236H107V235H106ZM117 236H118V239L120 240L121 237H123V233H122V236H119V235H117ZM172 236L174 237V240H175V241L172 240L173 242L170 240V239H173ZM202 236H203V235H202ZM204 236H206V235H204ZM204 236H203V237H204ZM12 237H15V238L13 239ZM25 237H26V236H25ZM107 237H108V236H107ZM107 237H106V238H107ZM169 237H170V238H169ZM192 237H193V238H192ZM210 237H211V238H210ZM228 237H229V236H228ZM228 237H227V238H228ZM4 238H5V237H4ZM22 238H21V239H22ZM54 238H56V237H54ZM106 238L104 237V240H105ZM15 239H16V240H15ZM118 239H117V240H118ZM193 239H194V240H193ZM196 239H197V241H195ZM201 239H205V242H207V240H208L209 243L207 242V243L204 244V242H203L204 240H201ZM250 239H251V238H250ZM12 240H13V242H12ZM14 240H15V242H16V244L14 245V247H15V249L18 250L17 253H16V251H14L15 249L13 250ZM18 240H19V239H18ZM27 240H26V241H27ZM57 240H58V239H57ZM57 240H56L55 242H53V243H55V244L58 245V246L55 247V246H54L55 244H52V243H51V245H50V248H49V249H50V253H51V255H52V252L54 251L55 248H56V250L54 251V255H56V253H58L57 250H59V249L61 248V245H62L61 243H62V242H60L59 240H58V242H57ZM83 240H82V242H83ZM119 240H118V241H119ZM189 240H190L191 242H190ZM214 240H215V242H214ZM7 241H8V240H7ZM50 241H51V242H50ZM53 241H54V240H53ZM80 241H81V240H80ZM120 241H121V240H120ZM56 242H57V243H56ZM104 242H106V241H104ZM104 242H102V243H104ZM116 242H117V241H116ZM116 242H114L113 244H115ZM169 242H170L171 244H170ZM186 242H187V240H186ZM219 242H218V243H219ZM119 243H120V242H119ZM167 243H168V244H167ZM215 243H216V244H215ZM248 243H249V242H248ZM7 244H8V243H7ZM123 244H124V243H123ZM206 244H210V245L207 246ZM116 245L118 246V243H117ZM202 245H203L204 250H201V252L199 251V254H198V255H196L195 253H194V254L192 253L193 250H195V252H197L198 249H200V247L202 248ZM218 245L220 246V243H219ZM187 246H188V244H187ZM187 246H184V247L187 248ZM3 247H4V248H3ZM25 247H29V248L25 249ZM51 247L53 248V251H52V252H51ZM54 247H55V248H54ZM168 247L171 248V249L169 250ZM208 247H209V248H208ZM216 247H217V246H216ZM7 248H8V247H7ZM46 248H47V247H46ZM117 248H118V247H117ZM117 248H116V249H117ZM205 248H206V249L208 248L209 250H208V251H207V250L205 251ZM217 248H218V247H217ZM217 248H216V249H217ZM21 249H20V250H21ZM24 249H25L26 251H25ZM47 249H48V248H47ZM181 249H182V250H181ZM214 249H215V247L213 248L212 251H214ZM27 250H28V251H27ZM29 250H31V252H29ZM164 250H162L163 253H164ZM186 250H187V251H186ZM243 250H244V249H243ZM243 250H242V252H245V251H243ZM33 251H34V252H33ZM41 251H42V252L44 251V252L41 254ZM66 251H67V250H66ZM168 251H167V254H168ZM203 251H204V252H203ZM13 252H14V253H13ZM27 252H29V253H27ZM48 252H49V251H48ZM30 253H31L34 257H33V256L29 257V256H30ZM33 253H34V254H33ZM163 253L160 254L162 257L158 254V256H157L158 259L161 260L163 257H165L167 260H169V257H168L169 255L166 256L167 254L165 253V254H166V255H165V254H163ZM173 253H172V254H173ZM187 253L192 254L191 257H190V255L187 254ZM207 253H208V254H207ZM14 254L16 255L15 257H14ZM26 254H27V256H26ZM40 254H41V256H40ZM44 254H43V256H44ZM185 254H186V255H185ZM2 255H3V254H2ZM2 255H0V256H2ZM37 255L40 256V258H39V257L37 258ZM184 255H185V256H184ZM188 255H189V256H188ZM194 255H195L196 257H195ZM25 256H26L27 259L25 258ZM35 256H36V257H35ZM43 256H42V258L45 257V256H44V257H43ZM193 256H194V257H193ZM157 257H156V259H157ZM178 257H179V256H178ZM189 257H190V258H189ZM0 258H2V257H0ZM6 258H7V259H6ZM8 258H10V259H8ZM24 258H25V260H24ZM34 258H35V259H34ZM152 258H153V257H152ZM198 258H199V257H198ZM5 259H6L7 261H6ZM30 259H32V260H30ZM37 259H39V261H37ZM150 259H151V258H150ZM153 259H154V258H153ZM158 259L156 260V262H155L154 260H151V261H153L154 264H157V263L160 261V260L158 261ZM17 260H18V259H17ZM28 260H27V264H28V262H29ZM35 260H36L37 262H36ZM148 260H149V259H148ZM170 260H171V259H170ZM174 260H175V259H174ZM197 260H198V261H197ZM34 261H35V262H34ZM151 261H150V262L147 261V263L149 262L148 264H151V263H152ZM190 261L193 262V261H195V260H190ZM202 261H203V262H202ZM41 262H43V261H41ZM41 262H40V264H41ZM44 262H46V257H45V259H44ZM63 262H65V264H66L68 261L63 260ZM63 262H62V263H63ZM208 262H207V263H208ZM153 263H152V264H153ZM7 264H10V263H7ZM23 264H25V263H23ZM29 264H30V263H29ZM42 264H46V263H42ZM67 264H68V263H67ZM145 264H146V263H145Z\"/></svg>",
	"mask_w": 264,
	"mask_h": 264
}]
</instances>
